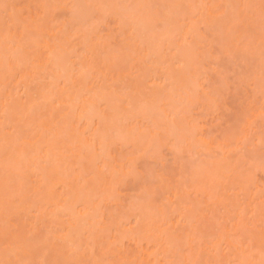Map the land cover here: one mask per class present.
Returning a JSON list of instances; mask_svg holds the SVG:
<instances>
[{
  "label": "bare ground",
  "instance_id": "6f19581e",
  "mask_svg": "<svg viewBox=\"0 0 264 264\" xmlns=\"http://www.w3.org/2000/svg\"><path fill=\"white\" fill-rule=\"evenodd\" d=\"M1 1V0H0ZM4 1V0H3ZM7 1H9V2H7ZM14 0H12L11 2H13ZM21 1H23V0H21ZM25 1V0H24ZM32 1V0H31ZM36 1H39L40 3H41V1L43 2L41 5H42V7H41V5H39L38 4V2H37V4L38 5H36L37 7H38V9L37 8H35V9H37V10H35V12L37 11V14H40V13H38V12H41L42 10H44V9H46V7L44 8L43 7V5L45 4V5H48L47 6V12H48V10H49V7L50 6H52V7H54L57 11H58V9H57V6L59 7V10L62 8V6H64L66 3H67V1L65 2V0H64V2H65V4H63V0L61 1V0H36ZM72 1V0H71ZM69 1L68 0V3L67 4H70V3H72L71 5H70V7H69V10L68 9H65L64 7L61 9L62 11H64V12H69L70 11V14L69 13H66V15H65V17H67V15H68V17L70 16V15H74V14H76V16L75 17H73V18H75L74 20H72L73 18H71V16H70V19L72 20V21H74L75 22V20L78 22V20L79 19H77L78 17H77V13H79V11L78 10H76V12H75V10L74 9H80L81 7H79V6H81V2H82V8H83V12L82 11H80V12H82L80 15H82V17L84 18L86 15H87V17H89L90 18V16H92V19L90 18V19H88L90 22V24H93V23H91V22H94V21H97V20H95L96 19V15H97V13H96V15L94 14V10H92L91 9V11H90V13H91V15H88L89 13V11H88V6H90V4L92 3V0H91V2L90 3H87L88 4V6H87V10H86V13H88V14H84V4H85V2L84 1H82V0H79L80 2H76L77 0H74V1ZM89 1V0H88ZM110 1V0H109ZM120 1H122V0H120ZM124 1H128V0H124ZM138 1V2H137ZM136 2L137 3H139V6H141L140 5V3H142V1L143 2H145V3H143V5H144V7L147 9V6L150 4H148V1H150L151 3L152 2H154V0H142V1H139V0H137ZM147 1V2H146ZM158 1V2H157ZM163 2L164 1H167V3L170 1H168V0H162ZM162 1H161V3L159 4V0H155V4L156 3H158L157 4V6H161V8H162V6H164V4L162 3ZM174 1H175V3H177L178 2V0H172V2H169L170 4H169V6H168V10L169 11H164L165 9L167 10V3L165 4V6L164 7H166V8H162L163 9V13H165V14H162V15H160V16H164V17H168V18H172V19H175V18H177V17H179V15H180V13H178V12H181L182 14H184L183 12H184V10L186 9V4L189 2H191L190 0L188 1V0H186V3L185 4H182V3H180V0H179V4H182V5H184L183 7L185 8L184 10L183 9H181V10H183V12L182 11H178V10H180V8H182L180 5V8H179V6H178V8L179 9H177V6L174 4ZM182 1V0H181ZM188 1V2H187ZM194 1H196V0H194ZM197 1H199V0H197ZM240 1H243V0H240ZM245 1V0H244ZM248 0H246V2H247ZM252 1V0H251ZM257 1V0H256ZM255 0L254 1H252V2H256ZM4 2H6L5 4H7V3H10V0H5ZM4 2H3V4H4ZM70 2V3H69ZM75 4H74V3ZM84 2V3H83ZM87 2V1H86ZM113 2L114 1H112V4H113ZM119 2V1H118ZM130 2V1H129ZM215 2H216V0H215ZM214 2V0L211 2V0H200L199 1V3L197 2H195V4L194 5H198V11L197 12H199V15L197 16V14H196V16L198 17H196V16H194L195 18H197V20H193L195 23L197 22V23H200V25L202 26H204V29H205V32L206 31H211V32H213L214 30H216L217 28L216 27H218V26H222L223 24H226V22L228 21V20H220V19H223L222 17L224 16V12L226 11H223V8H226V9H228V7L230 8V9H228V11H229V16H230V13H231V16H232V13H235L234 14V16H235V18H237L238 19V17H236L237 15L236 14H240V12H242V10H243V4H242V2H241V5H240V3H238L239 1H237L236 2V0H235V3H238V4H234L232 1V4H234V6H232V8H234L235 7V5H237L236 7H238V5H240L241 6V8H240V6L238 7V9H239V13L237 12L238 11V9H237V13L236 12H232L231 11V5L232 4H229V0L227 1V0H217V4ZM228 2V3H227ZM252 2H247L248 4V6L249 5H253V3ZM258 2H260V1H257V3H256V6L258 5ZM17 3H19V2H17ZM27 3V2H26ZM80 3V5L78 6V4ZM93 3H95V2H93ZM92 3V4H93ZM115 3H117V1L115 2ZM122 3V2H121ZM133 3V2H132ZM184 3V2H183ZM193 3L194 2H192V4L190 3L189 5H188V7H191V5L194 7V5H193ZM213 3H215V5H213ZM245 3V2H244ZM251 3V4H250ZM31 4V3H30ZM56 4H57V6H56ZM125 4H127L126 2H125ZM120 5V6H126V5ZM135 4V3H134ZM148 4V5H147ZM155 4H153V5H155ZM163 4V5H162ZM171 4H173V6L176 8V10L178 11H176V14H177V16L174 14V16H176L175 18H174V16L172 15V12L170 11L171 9L170 8H174L173 6H171ZM178 4V3H177ZM227 4H229V6H227ZM260 4V3H259ZM263 4H264V2H263ZM11 5V4H10ZM28 5V4H27ZM44 5V6H45ZM54 5V6H53ZM72 5H74L73 7H72ZM94 5L95 4H93V5H91L92 7H94ZM104 5V4H103ZM115 5H118L119 6V4L117 3V4H115ZM115 5H111V7H112V9H111V7L110 6H107V8L105 9L106 11L109 9V11L110 10H112V11H107V12H109V13H107V14H114V16H116V14H117V16H116V18H118V19H116L115 17L113 18L112 17V20L115 22V23H117L116 24V26H117V29L119 28V27H122V29H123V34L125 35V36H123V37H126L125 39L126 40H128V47L127 48H131V46H134L135 48H136V51H130V53H127V51L125 50V55H127V54H130L131 56H130V59H132V56H133V61L131 60V61H129L130 59H129V57H127V56H129V55H127V56H125L124 55V57H126V58H128V59H125V58H121L122 60L121 61H125V62H123V65H125V68H124V66L123 65H121V64H116V67L118 68L119 66H121V67H119V68H122V66H123V68L121 69V70H119V68L116 70V71H114L115 69H116V67L114 66V70H113V64L115 65V63H117L119 60H120V58L118 59V57H122V55L124 54L123 52H124V50L123 49H125V46H124V44H121V43H125L124 42V39H123V41L121 42L120 40H119V42H121L120 44V46H121V49L123 50V52L121 53V51H120V55H116L117 53H115L116 52V50H113L112 48V51L111 52H113V53H115V56H118L117 58H115V59H118V61H116V60H114V57H113V53L112 54H105L104 56L102 55V54H100V55H102L103 57H101V58H99L98 59V54L101 52V51H103L104 53L106 52V50L107 51H109L108 49H104V50H102V48H101V44H100V42L103 40H99L101 37H98L97 35H95V31H94V26L96 27L97 25H94V26H92L91 28H87V26L89 25V26H91L89 23L88 24H86V22H88V20L86 19V17H85V19L87 20H85L84 21V19H80L81 20V22H78V23H76V24H78L77 25V27H78V29H74V28H76V27H71L73 30H75V31H77V30H80V28L83 26V28H85L86 29V32H87V37H86V39H90L91 38V36H93V35H95V36H97L98 37V39H96L97 41H95V40H93V39H95V38H93L92 40L93 41H95V43H93V41L92 40H89V41H85L80 35H81V33L80 32H78V33H80L79 34V36L80 37H78V38H76L77 39V41L79 42V43H81L80 44V46H82V48L79 50V49H77L76 48V46L74 45L75 43L73 42L74 40H72V43H71V40L68 42V37H67V31L66 30H68V29H66V30H63V29H65L66 27L63 25V21H66L67 22V19H68V17H67V19L66 20H63V19H65V18H63V19H61V20H63V21H60V23H62V26H61V29H58L59 31L61 30H63L62 32L60 31V33H61V35H60V37H67V38H64V39H62L61 38V40H60V37H59V35L57 34L59 31L57 30V33H53V32H51V31H48V30H50V29H47L46 30V33L43 35V34H40V35H42V38H41V36L39 35V36H37V38L38 39H40L38 42H37V44L34 42H32V41H29L30 39H26L25 41H27V45H28V47L30 48L31 47V49H33V48H36L35 49V51L33 52V53H30V51H29V49H28V47L26 48V49H24V46H22V44H20V41H17L18 40V38H17V40H16V38H14V37H12L11 36V32H15V34H16V36H17V34H18V32L20 33V31H21V28H22V26H18V28L19 27H21V28H19L18 29V31H16L17 30V27L13 30H10L11 28H9L8 30L6 29V31H9L10 32V34H7L6 36H8V35H10L11 37H9V39H8V37L6 38L5 37V35H4V38H3V41H4V43H5V41L6 42H8V44L7 43H5V46H4V44H2L1 45V43H0V49H2L1 51H0V54L2 53V55H1V57H2V61H0V65H1V62H3V59L4 60H6L7 58H9V60L11 59V61L13 60H16L17 59V57H18V59H17V61H14L15 63H16V65L15 66H13V62H10L9 64H12V66L11 65H9L8 64V62H7V64H5V62L6 61H4L3 62V64L1 65V68L0 69H5L6 70V72H9V73H4L6 76H5V80H7V83L9 82V84L8 85H10V86H8V85H3L2 83H1V85H3V86H1L0 85V88L2 87V88H4V89H0V91L1 90H3L4 92H5V90H7V92H1V94L0 95H2V96H0V119H1V117H2V119H3V117L4 116H6V113H8L9 114V116H10V112L12 113L13 111H14V113H15V110H16V113L17 112H19V113H17V114H13V117H14V119H11V120H13V121H16V122H18L19 120L21 121L22 119H26V118H29V117H27L29 114H31V111H32V109H33V111H34V109H35V111L34 112H32V114H31V117H34L35 115H36V113L35 112H37V111H40V110H42L41 108L43 107V110L45 111V115L49 112V111H51L50 110V108H52L53 110H55L56 111V114L57 113H59V115H61V117H62V115L63 114H69V115H67V117L69 116L70 117V119H72L73 120V122H72V125L73 124H76L77 123V128L80 130L81 129V131H79L78 129H76V125H74V127L72 126L71 127V125H67V126H70V131H69V129L67 128V126H66V128L68 129V131H65L64 129L65 128H63L62 126L63 125H65V123L64 122H68L69 121V124H70V122L72 121H70L66 116H64L63 115V117H66L64 120H62V118L59 116V115H57L56 116V118H54V117H52L54 120H58L59 118L61 119L60 120V122L61 121H63L62 123H63V125L61 124V126L59 125V120H58V122H57V124L58 125H56V124H54V122H51V121H54L53 119L52 120H50V122L48 121V118L49 119H51V117H50V115H52V114H50L49 115V117H45L44 118V116H43V118L45 119H43L42 117L40 118V119H38L37 120V122H36V124L37 125H35L36 127H32V128H34L37 132L40 130L41 131V133H43V136L46 138V137H48V136H51L52 137V139H54L55 141H54V143H52L51 144V140L49 139V137L48 138H46L47 139V141H46V139L45 138H42V136H40V135H38L39 134V132H38V134L36 133V131H34L36 134H34V135H36V136H33L35 139H37V138H41V139H43L42 140V142H41V139L39 140L40 142L39 143H43V141H44V145L43 146H45V148L43 147V146H41V145H39L38 144V141H36L33 137H32V135L33 134H31V138H30V141H32L33 140V142H34V140H35V143H31V142H26V139L24 140V142H22L21 140H20V142L18 141V140H16V139H18V138H15L14 137V135H9V137L11 136V139L9 140V138H8V141H6L7 142V144L9 143V144H11V141H13V137L15 138L14 139V141L12 142V144L9 146V144L7 145L6 143H5V139L7 140V138H5V136L6 137H8V135L7 134H11V133H13L14 131H17V130H13V129H15V126L13 127L12 126V123H13V125H14V123L15 122H12V123H10L11 125H9V120H8V122H5V121H7V119H10V118H7L6 119V117H4L6 120H4L3 119V123H4V126H6V128H7V130L10 128L13 132H11V130H10V132H7V130H6V133L4 132V134H6V135H3L1 132V136H2V138L0 137V142L2 143V140H3V142H4V144H3V146L4 145H7L8 147H11L12 145H15L16 143H17V146L18 147H16V146H14V148H13V146H12V148H10L11 150H10V154H7V152H9V148L8 147H5L4 146V150L6 149L7 151H6V153H5V155H3V147L1 148L2 149V151H0V153L2 152V155H0V161H2V158L1 157H3V156H6V154H7V156H9V157H11L12 155H14L13 157H11L12 158V160H13V164L15 165V163H18V164H16L15 166H18L17 167V169H19V167H20V164H21V167H23L24 169H26L27 171H28V173L30 172V174L32 175H28V174H21V175H23V176H28V177H33L32 179H34L35 178V175H37L36 176V178H38V183L41 185V187H42V185H43V189H44V191H43V195L41 194V195H39L40 193H41V191H38L37 190V186H39V184H37L36 185V183H35V179H34V185H35V187H37V188H34L33 186H32V182H33V180H30L31 182H29L30 184H31V186L33 187V189H35V191L37 190L38 191V193H37V191L36 192H34V194L35 193H37L38 194V197H42V205L45 203V205H46V207H48V210L46 211V207H45V211L46 212H43L44 211V208H43V206H45V205H43L42 206V208L39 206H36V209H35V203H37V205L39 204L40 205V203L39 202H33V201H35L34 200V198H33V201H32V203H34L35 205L33 206V205H31V207L32 208H28L29 206H28V204H32L31 202H28V199H27V202L26 201H23L25 198L23 197L21 200H22V202H20L19 201V203L18 204H16V205H19L20 206V204H24V202L25 203H28V204H26L25 206H26V209H24V210H26L25 212H27V214L29 215V211L31 210H33V211H35V210H37V207L40 209L41 208V210L43 209V211H42V213H40V211L41 210H39V212H36V213H34V215L36 216V218H34L35 216L34 215H32L33 214V211H32V213H30V215H32V218L33 219H37V216L39 215L38 213H40V221H39V226H40V222L42 221L43 222V220H44V222H46L47 224H49L48 225V227H49V230H45L46 232L47 231H50V232H47V235H45V236H48L51 232H53V230H55L53 233H52V235H49L48 237L50 238L51 236V238H53V240L51 239V240H49L52 244H57L56 246H57V249H58V247H61V245H58V243H62L63 244V246H65V248L67 247V250L65 249V248H63V246L61 247V248H63V250L64 251H62L61 250V248L60 249H58V250H60V251H62V253L64 252V254L65 253H67V251H68V258L67 259H69V261L70 260H72L71 262L73 263V261L74 262H78V261H80V263L82 262V263H84L83 261H81L82 260V258H84V255H86L87 256V258L85 257L84 259L88 262V259L89 260H92L93 262H97V260L99 261V259H103V257H104V259L106 260L107 258H112L113 259V261H111L110 259V261H111V264H114L115 262V260H116V257H115V255L116 256H119V254H121V252H123L122 250H121V245L123 246V243H124V241L125 242H130V241H132L133 242V244L135 245L134 247H136V245H137V248L138 247H140V244H142V239H143V237H142V235H141V233L143 234L146 230L149 232V230L148 229H150L151 230V228L152 227H154V224L156 225V224H159V223H161V222H159V218L161 217V215L163 214L162 213V211H169V208L173 205L172 203H173V197H172V194L175 192H171L172 191V189H176L175 187L173 188V185H172V187H171V185H170V188H168L169 190L171 189V191H168L167 190V184H164V185H162L163 187L162 188H160V186H158V188L159 189H161L160 191H158L157 190V192H161V191H163V189H164V192H165V190L167 191L165 194L167 195V194H169V196L171 195V197H172V203L171 202H169V203H171V204H169L168 202H167V200L168 201H171L170 200V198L168 197L167 198V200H166V202L169 204V206H167L168 208H166V205L167 204H165V203H163V207L165 208H162L161 209V207H159V206H157V208H155V210H154V204L153 205H151L150 206V203H151V201L152 202H155V201H157V199H156V197L154 196V193L155 194H157V192H154L153 194H152V197H155V199L154 198H152V200H151V198H149L150 200V202L148 201V200H146V202H147V204L149 205H147L146 204V202H144L145 203V205H143V204H139V203H143V201H145V200H143L142 201V199H146V197L143 195V197H142V195L141 196H139V198L141 197L142 199L141 200H139V198H138V200H139V202L138 203H136V204H138L139 206H141L142 205V207H141V209L139 208V210L141 211V212H143V213H141V215H143L144 214V211L146 212V211H148L147 210V208L149 207H153V215H151V217L150 218H148V217H146V215H143L142 216V218H141V215L137 212V214L140 216V223H142V222H145L146 223V221H142L141 222V220H149V219H151L152 220V218H153V221L154 222H151L150 221V224L151 225H153V226H151V228L150 227H146V228H144L146 225L143 223L142 224V230H143V228H144V230L145 231H139L138 229H140V227H141V224L139 223V224H137L136 222H134V224H137V226L136 227H138V225H139V228L137 229V232H136V230L134 231L133 229H135V225L133 224V222H132V226H130V227H126V226H128L127 225V223H129V222H131V221H128L130 218L133 220H136V216H138V215H136L135 213H136V211H135V213H133V214H135L134 215V217H129V218H126L127 217V215H128V211H127V215H126V217L125 216H123V214H121V217L123 216V218L126 220L127 219V221H123L122 219H121V217L119 218V216L120 215H118L117 216V219L119 218V220H121V221H119V220H115V219H113L112 221H111V219H110V221L108 220V218H109V216H108V218H107V215H109V214H111V216H112V212L111 213H109L108 214V212L110 211V209L112 208L111 207V205L112 206H114L113 205V203H117V201H118V199H120V196L118 195V193H119V191H118V193H115L114 192V189L112 190L111 188L112 187H114L115 189L118 187V183H124V185H125V181L127 180V178H128V180L127 181H129L127 184L129 185V183L133 186V181H138L137 180V178L139 179V177H141L140 175L139 176H137L136 177V175L134 174L135 173V171L133 172V174H132V170H130V168H133V170L135 169L134 168V164H133V162L135 161V159H136V156L135 155H137V154H134L133 152H135L136 150H134V151H132V153L134 154V156H132L133 158H134V160L132 161V159L130 158V157H128V156H126V158H127V160H126V164H123L122 162H123V158H124V154L127 152V150H132V147L134 146L135 147V149H137V146H136V141H137V139H138V143H139V141H140V144H139V146H144V145H146L147 144V141L145 142V144L142 142V139L140 140L139 139V135H141L140 134V131H141V133L142 134H144L141 138H143V137H145V131H147L148 130V128H144V131H143V129H142V127H139V129H138V126H137V130H135V127H131L130 126V128H129V126L128 125H130L129 123H130V118L133 120L134 118L136 119V117L135 116H137L138 114L140 115V117L139 118H141V117H143V120L145 119V118H147V121L149 120V116L150 115H154V117H158L159 119H160V117H161V121H162V119H163V121H164V123L162 124L159 120H157L158 122H156V120L155 121H153V119H150L149 121H151L150 123H151V127H152V130H151V132H150V129L148 130V132H150V133H152V131H153V128L156 126L155 125V122L157 123V127H155L157 130H162L163 128H161L160 129V127H161V124H162V127L164 126V124H165V131H166V134H169V133H171V135H169L171 138H172V140H174V137H173V135H174V129L175 128H180L179 130H181V132H182V129H183V127H182V129H181V126H180V124H182V125H184L183 123H185L186 124V122L184 121L183 122V117H178L179 116V114H178V112L176 113V111H171V110H173V108L172 107H168V109L170 110V112H169V110H167V104H163L162 103V101H164L165 100V102H166V98H165V96L163 95V94H165L166 95V97H167V95H169L168 97H172L173 96V98H174V96H177L176 98H172L171 100H169V101H167V103L169 102V106H170V102H173V103H176V105L178 106V103H180V101H181V103H183V105L185 104V103H187L188 102V96H189V94L191 93V90L189 91L188 90V87L187 88H185L186 86H188L186 83L187 82H189V81H191V83H190V85L192 86H194V90L196 91V92H198V94H200L199 92H201V95L202 94H204L205 96H207V94L204 92V91H202L203 89H202V84L201 83H198L199 82V78H201L200 76H199V73H196V74H198V77L197 76H194V72H193V70L196 72V70H195V68H196V66H197V64L199 63V61H201V63H202V61H203V59L202 60H200L197 56L198 55H196L197 53H199V50L200 49H202V50H205V48L203 49V45L201 44L202 43V40H203V42H204V39H205V37H204V39H202V31H204V30H202L201 31V34H199L201 37H199L198 35H197V33H196V28L197 27H194V26H191V24H188V23H190V22H186L188 25H184L183 26V24H184V21L182 22V25H180V23H181V21H179V19H181V17H179L178 18V20L177 21H179V23L178 22H176V20L174 21V22H176V23H174L173 21V23H171V22H169V23H171L172 24V26H173V24H176L177 26L179 25V30L177 31V34H172V30L174 31V27H175V25L173 26V27H169L168 25H169V23H168V25L166 24L168 21H166V20H162L163 22H165V24L171 29L172 28V30H170L169 28H167V30L169 31H171V32H169L168 33V31H165L166 33H167V35H166V33H164L161 37L160 36H158V38H157V41L156 40H153V41H155L154 43L153 42H151V37H152V35H150L149 33H150V31L151 30H153V29H155L157 26H155L154 28H153V26L155 25V22H154V25L153 26H149V25H151L150 23H152L153 24V20L155 19L156 20V22H161V20L159 19V15L157 14L156 15V13L157 12H155L153 9H155L156 8V10H158L157 9V7H156V5L155 6H153V5H151V6H153L152 8H150V10H153V13H150L151 15H153V19H151V15H150V18H148L147 17V13L145 12V15H146V17H141V15L140 14H142V11H146V10H144V9H142V7H140L141 9V13L139 14V12L136 10L139 6L136 4V6L137 7H135V5L133 6L134 7V11H137V12H134L133 11V9H132V5L130 6L131 7V10H129V8H125L124 7V11H122V13H125V11H126V14H124V15H122V16H120V11L122 10V8H120V7H118L119 9H121V10H119L117 7H116V9H114V7H115ZM145 5H147V6H145ZM252 5H251V7H252ZM261 5V4H260ZM260 5H258V11L260 12L261 11V9L259 8V6ZM12 8L14 7V5H13V3H12ZM26 6V5H25ZM76 6V7H75ZM78 6V7H77ZM101 6V5H100ZM171 6V7H170ZM256 6H255V8H256ZM264 6V5H263ZM40 7V8H39ZM98 7V6H97ZM102 7V6H101ZM155 7V8H154ZM246 8V10L248 11V9H247V6H245ZM253 7H254V5H253ZM252 7V8H253ZM261 7V6H260ZM8 8V9H7ZM7 8H5V10L7 9V11H9L10 10V6L9 7H7ZM42 8H44V9H42ZM68 8V7H67ZM81 8V9H82ZM91 8V7H90ZM136 8V9H135ZM160 7H159V10L161 9ZM192 8V7H191ZM195 8H196V6H195ZM13 9H15V8H13ZM32 9V8H31ZM40 9H41V11H40ZM65 9V10H64ZM94 9H95V7H94ZM99 9V11H100V7L98 8ZM97 9V10H98ZM113 9L114 10H116V11H119L118 13L116 12V11H113ZM161 9V10H162ZM197 9V8H196ZM199 9H200V11H199ZM241 9V10H240ZM249 9H250V6H249ZM260 9V10H259ZM18 10V9H17ZM17 10H15V11H17ZM53 9H51V10H49L50 12H48L47 14L45 13V12H41V16H38L37 14H35V15H31V17L29 16V18L31 19V18H37V17H43V15H44V17H45V15H47V16H50L51 17V13L52 12H56V11H52ZM96 10V9H95ZM96 10V12H98L99 13V11H97ZM127 10H128V12H127ZM148 10H149V8H148ZM149 10V12H151ZM175 10V9H174ZM234 10H235V8H234ZM252 10H255L256 11V9H252ZM12 11V10H11ZM88 11V12H87ZM102 11H104V9L102 10ZM131 11H133V12H131ZM173 11V10H172ZM192 11V10H191ZM245 11V10H244ZM251 11V10H250ZM250 11H248V12H250ZM255 11H251L252 13H249L250 15V17L252 18L251 19V21H253L254 19H253V15H254V17H255V14H256V17L258 16V18H259V16L260 15H262L263 16V13H261L260 12V15H259V12L258 13H255V14H253V12H255ZM263 11H264V8H263ZM13 13L12 14H14V11H12ZM35 12H33V14L35 13ZM60 12V11H59ZM74 12V14H71V13H73ZM105 12V11H104ZM104 12H102V14H103V16H105L104 14H106V13H104ZM162 12V11H161ZM174 12V11H173ZM186 12V11H185ZM196 12V13H197ZM246 12V11H245ZM257 12V11H256ZM17 13V12H16ZM22 13V12H21ZM28 13V12H27ZM43 13H45V14H43ZM101 13V12H100ZM99 13V17L101 16V14ZM136 13H138V14H136ZM158 13H160V12H158ZM167 13L169 14L170 13V17L167 15ZM175 13V12H174ZM189 13V12H188ZM191 13V12H190ZM244 13V12H243ZM11 13H10V15H12ZM18 14V13H17ZM17 14L16 15H14V16H16L17 17ZM20 14V13H19ZM25 14V13H24ZM30 14V13H29ZM94 14V15H93ZM106 14V15H107ZM110 14V16L109 17H111L112 15ZM144 14V13H143ZM187 14V13H186ZM186 14H184V17H186L185 15ZM226 14V13H225ZM242 14V13H241ZM245 14H247V13H244L243 15H239L241 18L245 15ZM258 14V15H257ZM4 15V14H3ZM9 15V16H10ZM21 15V14H20ZM154 15H156L157 17H158V19H156V17L154 18ZM173 17H172V16ZM192 15V14H191ZM248 15V14H247ZM22 16V15H21ZM35 16V17H34ZM94 16V17H93ZM108 16V15H107ZM119 16V17H118ZM144 16V15H143ZM182 16V15H181ZM228 16V15H227ZM226 15H225V17H224V19H226V18H228ZM233 16V17H234ZM261 16V17H262ZM3 17V16H2ZM11 17V16H10ZM16 17H14V18H11V19H13L14 21H15V18ZM20 17V16H19ZM43 17V19H44V21L46 22V20L48 21V17H45L44 18ZM53 17V16H52ZM77 17V18H76ZM79 17H81V16H79ZM97 17H98V15H97ZM164 17H160L161 19L162 18H164ZM188 17H189V19H191V16L190 15H188ZM187 17V18H188ZM193 16H192V18H194ZM239 17V21H240V18ZM245 17L247 18V16L245 15ZM255 17V18H256ZM264 17V16H263ZM18 18V17H17ZM27 18V17H26ZM25 18V19H26ZM29 18H27V19H29ZM102 17H100V19H101ZM147 18V19H146ZM186 18V19H187ZM231 18V17H230ZM244 18V17H243ZM257 18V20H254V22L255 21H260L261 20V18H259L258 19ZM20 19V18H19ZM19 19H16V20H19ZM30 19H29V25L30 26H28L29 27V29H31L30 27H35V25H39L40 23H38V20H41V19H39V18H37V19H34L35 21H33V20H31V22H32V24H31V22H30ZM43 19H42V23H43ZM46 19V20H45ZM93 19H94V21H93ZM103 19H106V16L103 18ZM103 19H101L102 20V22H103ZM110 19V18H109ZM171 19V20H172ZM184 18H183V16H182V19L181 20H183ZM250 19V18H249ZM21 20V19H20ZM23 20V19H22ZM57 20H58V17H57ZM70 20V21H71ZM79 20V21H80ZM115 20H117V22L115 21ZM121 20V21H120ZM150 20H152V22H150ZM188 20V19H187ZM191 20V21H192ZM233 20V19H232ZM235 20V19H234ZM243 20V19H242ZM241 20V22L243 23V22H245L243 25H245V24H247V26H246V28H248L249 27V24L251 25V21L249 22V24L247 23L248 22V20L247 21H245V20H243L242 21ZM262 20H263V18H262ZM261 20V21H262ZM2 21V20H1ZM9 21V20H8ZM8 21L6 22V23H8ZM85 22V23H82V22ZM119 21V22H118ZM188 21H190V20H188ZM219 21H221V22H219ZM237 21V20H236ZM264 21V20H263ZM263 21H262V23H263ZM16 22V21H15ZM33 22H35V23H33ZM49 22V21H48ZM68 22H69V20H68ZM74 22H72V23H74ZM159 22H158V24H159ZM163 22H162V24H163ZM238 22V21H237ZM17 23V22H16ZM37 23V24H36ZM41 23V24H42ZM58 23H59V20H58ZM98 23H100V20H99V22H97V24ZM110 23V22H109ZM108 23V24H109ZM122 23V24H121ZM149 25H148V24ZM197 23L195 24V26L197 25ZM217 23V24H216ZM219 23V24H218ZM228 23V22H227ZM234 23V22H233ZM253 23V22H252ZM257 23H259V22H257ZM262 23H260V25L262 24ZM5 24V23H4ZM40 24V25H41ZM45 24V23H44ZM44 24H42L41 26L44 28V29H46V28H49V26H51V28H55V27H52V25H48V27H47V25H44ZM65 24V23H64ZM69 24V23H68ZM81 24V27L79 26ZM120 24V25H119ZM158 24H156V25H158ZM161 24V23H160ZM162 24L160 25V26H162ZM171 24H170V26H171ZM222 24V25H221ZM232 24V23H231ZM10 25H11V23H10ZM32 25V26H31ZM34 25V26H33ZM71 26H76L75 24H70ZM100 25H101V23H100ZM192 25H194V23L192 24ZM216 25H218V26H215ZM229 25V24H228ZM233 25H235V24H233ZM242 25V24H241ZM254 25H256V23L254 24ZM260 25H258L257 27L259 28V30H258V28H256L258 31H256V32H260V31H264V28H263V24L260 26ZM0 26H1V24H0ZM41 26H39V27H41ZM54 26H57V25H54ZM88 26V27H89ZM115 26V25H114ZM160 26H158L159 27V29H160ZM183 26V27H182ZM197 26H199V24L197 25ZM238 26V25H237ZM252 26V25H251ZM251 26L249 27V29L251 28ZM260 26V27H259ZM25 27V26H24ZM23 27V28H24ZM46 27V28H45ZM59 27V26H58ZM57 27V28H58ZM63 27H65V28H63ZM214 27V28H213ZM231 27V26H230ZM235 27V26H234ZM256 27V26H255ZM0 28H2V27H0ZM37 28V26L35 27V28H33V29H35V32H34V30L32 31L31 30V33L33 34H35V33H37L38 32V30L39 29H41V28H39V29H36ZM43 28H42V30H43ZM60 28V27H59ZM71 28H69V31H71ZM97 28V27H96ZM116 28V27H115ZM114 28V29H115ZM161 28H163V27H161ZM216 28V29H215ZM220 28V27H219ZM222 28V27H221ZM220 28V29H221ZM224 28H225V25H224ZM224 28H222L223 29V31H225L224 30ZM236 28V27H235ZM261 28H262V30H261ZM4 29V30H5ZM90 29H91V33H90ZM121 28H120V30H122ZM159 29H157V30H159ZM195 29V30H194ZM203 29V28H202ZM211 29V30H210ZM212 29H214V30H212ZM231 29V28H230ZM252 29H254V27L252 28ZM3 30V29H2ZM26 30V29H25ZM52 30V29H51ZM72 30V33L70 34L71 36L73 35V32H75V31H73ZM83 30V29H82ZM99 30V29H98ZM120 30H118V32H120ZM161 30V29H160ZM163 30V29H162ZM164 30H166V29H164ZM198 30H199V28H198ZM237 30H238V28H237ZM1 31V30H0ZM44 31V30H43ZM64 31H66V33H65V36H64V34H63V32ZM92 31L94 32V34L92 35ZM216 31H218V30H216ZM243 30L241 29V31L239 30V33L237 34V33H235V35L237 34V37H235V38H237V39H240L239 37H240V34H243V32H242ZM2 32V31H1ZM1 32H0V34H1ZM41 32V31H40ZM85 31H84V33H86ZM116 32H117V30H116ZM115 32V33H116ZM161 32V31H160ZM164 32V31H163ZM175 32V31H174ZM200 32V31H199ZM227 30H226V32H223V33H226V35H228L227 34ZM232 32V31H231ZM230 31H229V33H231ZM238 32V31H237ZM5 34L6 33H8V32H4ZM3 33V34H4ZM21 33H23L22 31H21ZM26 33V31L23 33V34H25ZM43 33V32H42ZM78 33H76V34H78ZM83 33V34H84ZM89 33V34H88ZM97 33V32H96ZM99 33H101V32H99ZM153 33V32H152ZM162 33V32H161ZM170 33H171V35H174L173 37L171 36V37H169L168 36V34L170 35ZM222 33V34H223ZM246 34L248 33V32H245ZM253 33V32H252ZM12 34H14V33H12ZM23 34H20V36L21 35H23ZM75 34V35H76ZM90 34H91V36H90ZM121 34V33H120ZM119 34V35H120ZM122 34V35H123ZM158 34V33H157ZM193 34V39H195V41H196V36H197V39H198V41L197 42H194L195 44H193L191 41V39L192 38H188V36L189 37H191V35ZM233 34L234 33H232V34H229V35H231V36H233ZM257 33H255V36H256V39L259 41V39H260V43H262V44H264V42H262L263 41V35H264V33H258L257 35H256ZM261 34H262V36H261ZM36 35H38V34H36ZM85 35V34H84ZM111 35V34H110ZM113 35V34H112ZM122 35H121V37H122ZM148 36L149 35V37H150V39L147 41L146 39L147 38H145L144 40L143 39H141L143 36ZM154 35V34H153ZM158 35H160V33L158 34ZM196 35V36H195ZM210 35H212V34H210ZM238 35H239V37H238ZM1 36H2V34H1ZM19 36V35H18ZM19 36V37H20ZM23 36H29V34L27 35V33H26V35H23ZM33 36H35V35H31V37H32V40H34L35 38L33 37ZM70 36V37H71ZM90 36V38H88ZM94 36V37H95ZM108 36V35H107ZM155 36V35H154ZM165 36H167V41H163V40H161L162 39V37H165ZM176 36H177V38H176ZM212 36H214V35H212ZM244 36V35H243ZM253 36V35H252ZM255 36H253V37H255ZM257 36H259V37H257ZM40 37V38H39ZM109 37V36H108ZM115 37V36H114ZM117 37V36H116ZM206 37H207V35H206ZM249 37H250V35H249ZM26 38H28V37H26ZM29 38H30V36H29ZM120 38V37H119ZM153 38H156V36L155 37H153ZM152 38V39H153ZM174 38H176L175 40H173ZM241 38H242V36H241ZM251 38V37H250ZM20 39H22V38H20ZM24 39V38H23ZM22 39V40H23ZM82 41H81V40ZM116 39V38H115ZM160 39V40H159ZM187 39H190V42L192 43H190L189 44V40H187ZM219 39V38H218ZM229 39V38H228ZM230 39H231V37H230ZM245 39V38H244ZM252 39V38H251ZM262 39V40H261ZM0 40H2L1 39V37H0ZM7 40H9V41H7ZM207 40V39H206ZM248 39H246V40H244V41H247ZM28 41L32 44V45H30V43H28ZM103 41H105V40H103ZM108 41V40H107ZM110 41V40H109ZM146 41V42H145ZM159 41H161V42H159ZM209 41V40H208ZM216 41V40H215ZM223 41H225V40H223ZM230 41V40H229ZM235 41H236V39H235ZM253 41V40H252ZM254 41H255V39H254ZM96 42H97V44H98V42H99V44H98V46L97 47H99V49L101 48V50L99 51V49L97 50V47L95 48V46L97 45L96 44ZM116 42V41H115ZM118 42V43H119ZM145 42V43H144ZM149 43V47L147 48L146 47V44H148ZM152 43V45H151V43ZM156 42H158V43H160L159 45H160V47H161V45H162V48H164V49H162V51L160 52V50L159 49H156L157 47H155L154 48V46H153V44L155 45V46H158V45H156L155 43ZM3 43V42H2ZM24 43V44H25ZM102 43V42H101ZM126 43V44H127ZM168 43V44H167ZM199 43H200V48H198V46H199ZM226 43V42H225ZM236 43H237V41H236ZM23 44V45H24ZM25 44V45H26ZM69 44H71V47H73L72 48V50H71V48L69 47L70 45ZM95 44V45H94ZM166 44H167V46H166ZM208 44V43H207ZM245 44V43H244ZM253 44H255V43H253ZM257 44H258V42H257ZM262 44H258V45H260V47L261 46H263ZM8 45V47H10V46H12L11 48H7L6 46ZM34 45H35V47H34ZM107 45V44H106ZM105 45V46H106ZM115 45V44H114ZM131 45V46H130ZM164 45V46H163ZM168 45H169V47H168ZM195 46V48H198L197 49V52L196 53H194V51L193 50H195L196 51V49L195 48H193V46ZM222 45V44H221ZM232 45V44H231ZM243 45V44H242ZM246 45V44H245ZM33 46V47H32ZM104 46V45H103ZM117 46V45H116ZM119 46V45H118ZM193 48V50H190V49H192L191 47ZM215 46V45H214ZM2 47V48H1ZM123 47V48H122ZM133 47V48H134ZM166 47V48H165ZM190 47V48H189ZM202 47V48H201ZM256 47V46H255ZM119 49H120V47H118ZM126 48V49H127ZM134 48V49H135ZM159 48V47H158ZM235 48V47H234ZM140 49V50H139ZM161 49V48H160ZM208 48L206 47V50H207ZM227 49H228V47H227ZM28 50V51H27ZM76 50H78V52L76 51ZM131 50V49H130ZM133 50V49H132ZM166 50V52L164 53V51ZM171 50H174L173 52H170ZM191 51V53L190 54H195L196 55V59L197 60H199V61H195V58L193 59L192 58V55H190V54H188L190 51ZM202 50H200V51H202ZM206 50L204 51V56H205V52H206ZM221 50V49H220ZM231 50V49H230ZM233 50V49H232ZM262 50H264L263 48H262ZM262 50H260V52L262 51ZM72 51H74L73 53L75 54V55H73V53H72ZM81 51V52H80ZM169 51V52H168ZM177 51V52H176ZM188 51V53H186ZM217 51V50H216ZM10 52V53H9ZM75 52H77V55H76V53ZM103 52H101V53H103ZM136 53V56L133 54L132 55V53ZM163 52V53H162ZM168 52V53H167ZM230 52V51H229ZM232 52V51H231ZM230 52V53H231ZM8 53V54H7ZM11 53H12V55L14 54V55H16L17 57H15L14 55V57H13V59L11 58ZM106 53H109V52H106ZM172 53V54H171ZM175 53H182L181 55H176ZM183 53H185V55L183 54ZM202 53L203 52H200L199 54L201 55V56H199V57H202ZM208 53V52H207ZM206 53V54H207ZM232 53H235V52H232ZM237 53V52H236ZM253 53V52H252ZM10 54V57L9 56H7V58L5 59V58H3V57H6L5 55H9ZM73 56H72V55ZM122 54V55H121ZM160 54V55H159ZM187 54V55H186ZM209 54H210V52H209ZM226 54V53H225ZM239 54V53H238ZM245 54V53H244ZM258 54V53H257ZM262 53H260V55H261ZM108 55L109 56H111V58H108ZM175 55L177 56V58L175 57ZM230 55V54H229ZM233 55V54H232ZM242 55V54H241ZM255 55V54H254ZM259 55V56H260ZM157 56V57H156ZM161 56V57H160ZM203 56V57H204ZM239 56V55H238ZM106 57L108 58V59H106ZM210 57H212V55H210ZM209 57V58H210ZM236 57H237V55H236ZM254 57V56H253ZM16 58V59H15ZM74 58V59H73ZM75 58H76V60H75ZM244 58V57H243ZM246 58H248V57H246ZM255 58H258V57H256V55H255ZM125 59V60H124ZM264 59V58H263ZM262 59V60H263ZM79 60V61H78ZM98 60H99V62H101L102 61V66H101V64H98L99 62H98ZM104 60V61H103ZM108 60H110L111 62H109ZM113 60H114V62H113ZM126 60H127V62H126ZM206 60V59H205ZM244 61L246 60V59H243ZM242 60V61H243ZM260 60V59H259ZM97 61V62H96ZM105 61H108V63L107 64H109V63H111V65H105ZM210 61V60H209ZM218 61V60H217ZM243 61V62H244ZM247 61H249V60H247ZM75 62H77V64L75 63ZM105 62V63H104ZM219 62V61H218ZM18 63V64H17ZM125 63V64H124ZM126 63H127V65H128V67L126 66ZM204 63V62H203ZM208 63V62H207ZM206 63V64H207ZM222 63V62H221ZM253 63V62H252ZM264 63V62H263ZM262 63V65H264ZM4 64H5V68H4ZM99 66H98V65ZM147 64H149V65H147ZM238 64V63H237ZM258 64V63H257ZM7 65V66H6ZM76 65V66H75ZM118 65V66H117ZM130 65H132V66H130ZM211 65V64H210ZM217 65V64H216ZM220 65V64H219ZM218 65V66H219ZM222 65V64H221ZM220 65V66H221ZM251 65H253V64H251ZM256 65V64H255ZM75 66V67H74ZM111 66H112V69H111ZM131 68H130V67ZM144 66H146V70H148V68H149V70H148V72H149V75L148 74H145V73H148V72H144V70H145V68H144ZM172 66H177L176 68H174L173 70H171V67ZM201 66H203V64H201ZM200 66V64H198V67L200 68L201 67ZM205 66V65H204ZM208 66V65H207ZM217 66V67H218ZM260 66V65H259ZM8 67H9V69H8ZM16 68V70L17 71H15L13 68ZM127 67V68H126ZM197 67V68H198ZM228 67H229V65H228ZM258 66L256 65V68H257ZM73 68H74V70L76 71V68H77V73L75 72H72V71H74L73 70ZM132 68H134V69H137L138 71L140 70V71H142V73H140V71L138 72L137 70H132ZM144 68V69H143ZM196 68V69H197ZM202 68H205V67H201L200 69H201V72H202ZM208 68V67H207ZM249 68V67H248ZM263 68V67H262ZM14 71H13V70ZM19 69V70H18ZM21 69V70H20ZM125 69H127V71L128 72H126L125 71ZM206 69V68H205ZM14 72V76H15V74H17V76H19V77H13V78H10L12 75L11 74H13V72ZM122 70H124L123 71V73H125V74H123V75H121L122 73H120L119 72V74H118V71H121L122 72ZM130 70H132L135 74H137V73H139V75L140 74H143V72H144V75L146 76V78H150L151 80L153 79V78H155V79H153V80H155L154 82H153V84L154 85H151V82H149V83H145L144 81H146V79H144L145 78V76L142 78V76H141V78H139V75L137 76L138 78L136 79V81H138L139 82V80H141L142 82H144V84H143V86H150L149 88L151 89L150 91L148 90V88L146 89L149 93L150 92H153V90H154V92H153V98H152V93L151 94H149V93H147V92H143V93H147V94H149L150 96H148L147 94H145L144 96H148L146 99H147V101L150 103V104H148L146 101H145V99H143L142 101L141 100H135V96L137 97V94H138V97L137 98H139V99H142V98H144V97H142L141 95V98H140V96H139V93H138V89H136L134 86H136V85H130L128 82L129 81H127V80H125V78H128V80H130V82L132 81V83L131 84H134L133 83V80H134V82H135V79H133V78H135L136 76H135V74H131V73H133L132 71L130 72ZM214 70V69H213ZM213 70L211 69V71L213 72ZM216 70V69H215ZM247 70H249V69H247ZM247 70H245V71H247ZM252 70V69H251ZM262 70H264V69H262ZM260 68H259V70H258V72H257V70H254V71H256L257 73H258V76H259V72L260 71H262ZM0 71H2V73H3V70H0ZM20 71V73H17V72H19ZM137 71V72H136ZM159 71V72H158ZM205 71V70H204ZM203 71V72H204ZM225 71V70H224ZM234 71V70H233ZM5 72V71H4ZM11 72V73H10ZM162 74H161V73ZM203 72H202V74H203ZM210 72V71H209ZM1 73V72H0ZM113 73V74H112ZM208 73V72H207ZM222 73H224V72H222ZM241 73V72H240ZM252 73H255V72H252ZM251 73V74H252ZM8 74L10 75L9 77H8ZM115 74V75H114ZM128 74H129V76H128ZM153 75V77H152V75ZM213 73H211V75H212ZM256 74V73H255ZM255 74H252L253 76L255 75ZM0 75H2L3 76V74H0ZM130 75H134L133 77H131ZM155 75V76H154ZM159 76V78L157 77V76ZM185 76V75H187L186 77L188 78V81L187 80H184V81H186V83H185V87H183V86H180L179 84H178V86L176 85V83H175V86H177L178 88H179V86H180V91H182V94H183V90H184V92L186 93H189L188 95H187V93H186V95H187V97L186 98H183L184 96L183 95H181L180 94V96L178 95L179 93H178V88L177 87H175L174 86V82L175 81H179L178 79H179V77L181 78L182 76ZM205 75V74H204ZM209 74H207V76H208ZM214 75V74H213ZM257 75V74H256ZM109 76H110V79H108L109 78ZM126 76V77H125ZM163 77V78H161L160 79V77ZM183 76V77H184ZM189 76V77H188ZM257 76V77H258ZM8 77V78H7ZM157 77V78H156ZM204 77V76H203ZM206 77V76H205ZM204 77V78H205ZM256 77V78H257ZM260 77V76H259ZM258 77V78H259ZM263 76L261 75V77L260 78H262ZM10 78V80L8 81V79ZM15 78V79H14ZM17 78V79H16ZM19 78V79H18ZM123 78V79H122ZM191 78V79H190ZM192 78H195V79H192ZM196 78H198L197 80H198V82H197V80H196ZM258 78L257 79H255V76H254V78H253V80L255 79V80H258ZM259 78V79H260ZM1 80H3L2 78H0ZM94 79V80H93ZM131 79H133V80H131ZM139 79V80H138ZM163 79V80H162ZM167 79H169V80H167ZM170 79H173V80H170ZM176 79V80H175ZM182 79V78H181ZM180 79V80H181ZM183 79H185V78H183ZM182 79V80H183ZM217 79V78H216ZM242 79V78H241ZM252 79V78H251ZM15 80H17V82H15ZM107 80V81H106ZM108 80L110 81V82H108ZM157 80H159V81H157ZM164 80H166L165 82H164ZM261 80H264V78L263 79H261ZM12 81H14V82H12ZM91 81H93V84L91 83ZM97 81H99V83H97ZM122 81H124L123 82V84L125 83V81H127V84L130 86L129 88L131 89V87H132V91H131V93H129L130 95L133 93L135 96H134V99H131V100H133V101H129L130 103H128V102H123V104H122V102H119V101H121V100H124L125 98H123L121 95H122V93H121V95H120V92H119V97H117V95L115 96L113 93H114V91L116 90L115 89V86L114 85H116L118 82H122ZM172 81V82H171ZM209 81H211V80H209ZM260 81V80H259ZM259 81H257V83L259 82ZM1 82H4V81H1ZM11 82V83H10ZM107 82V83H106ZM116 83V84H114V83ZM138 82H136V84H139L138 85V87L140 86V83H138ZM157 82H159V83H167L168 85H160L159 86V84H157ZM168 82H170V84L168 83ZM234 82H236V81H234ZM239 82V81H238ZM5 83V82H4ZM20 85H19V84ZM95 83H97L96 85H95ZM104 83V84H103ZM106 83V84H105ZM172 83H173V85H172ZM179 83V82H178ZM180 83H183V81H180ZM243 83V82H242ZM257 83L255 84L256 86H257ZM260 83V82H259ZM263 83V82H262ZM262 83H261V85H262ZM12 84H14V85H17V86H15V88H13V86L14 85H12ZM22 84V85H21ZM103 84V85H102ZM109 84H111V85H113V86H111L110 85V87H114L113 89H111V88H109L108 89V85ZM121 84V86L123 85L122 83H120ZM119 84V85H120ZM126 84V85H127ZM184 84V83H183ZM189 84V83H188ZM206 84V83H205ZM209 84V83H208ZM213 84V83H212ZM36 85L38 86V89H36ZM241 85V84H240ZM252 85V84H251ZM263 85H264V83H263ZM6 86H8V87H6ZM21 86H22V88H21ZM33 86V87H32ZM107 86V87H106ZM120 86V87H121ZM124 86V85H123ZM141 86H142V84H141ZM142 86V90L144 91L145 89H144V87ZM152 86H154L155 88L152 90ZM190 86V87H191ZM205 86V85H204ZM214 86V85H213ZM258 86H260V85H258ZM257 86V87H258ZM35 87V88H34ZM40 87H42V88H40ZM126 87V86H125ZM135 89H134V88ZM137 87V86H136ZM162 87H168V88H166L167 89V91H165L166 89L165 88H162ZM170 87V88H169ZM173 87V91H175V92H173L172 90H171V88ZM238 87V86H237ZM243 87V86H242ZM256 87V88H257ZM263 87V86H262ZM262 87L260 86L259 87V90H257V91H261V90H263L264 91V89H262ZM7 88V89H6ZM15 89L16 91H17V89H18V91L19 90H23L24 91V89H28V88H31L32 89V91H30L29 89H28V92H34V91H36V90H38V91H36L35 93H37V95L35 96V93H32V94H34V96L36 97V98H38V96H39V98L38 99H36L35 97H34V100L32 99V97L31 96H29V94H28V92L26 93V95L28 94V96L29 97H26L27 99L26 100H28L29 98H31L30 100H31V102H30V105H27L28 103H26V106L24 105V106H22L23 107V109H25V107H26V109L25 110H27V113L30 111V113H28V115H26V112L25 111H23L22 113H25L24 115L26 116V118H25V116H22V113L20 112V110L22 109V108H15V106L16 105H13V101H11V100H13L14 98H19V96H17L18 94H17V92L15 91L14 92V90H11V89ZM34 88V89H33ZM141 88V87H140ZM184 88V89H183ZM239 88V87H238ZM250 88V87H249ZM252 88V87H251ZM255 88V89H256ZM264 88V87H263ZM9 89L11 90L10 91V93H9ZM27 89L24 91V92H26L27 91ZM42 91H40V90ZM108 89V90H107ZM240 89V88H239ZM261 89V90H260ZM121 90V89H120ZM142 90H140L139 92L143 95V93H142ZM145 90V91H146ZM208 90V89H207ZM219 90V89H218ZM221 90V89H220ZM223 90H224V88H223ZM134 91L136 92V93H134ZM179 91V92H180ZM195 91H194V94H195ZM210 91V90H209ZM226 91V90H225ZM243 91V90H242ZM263 91H261V92H263ZM12 92L13 93H16V94H14V96H13V94H12ZM22 93V94H25V93ZM40 94H39V93ZM112 92V93H111ZM164 92V93H163ZM168 92H170L169 94H167ZM206 92H208V91H206ZM261 92H259V93H261ZM3 93V94H2ZM117 92L115 91V94H116ZM161 93H163V94H161ZM185 93H184V95H185ZM215 92H213L212 91V94H214ZM218 93V92H217ZM256 93H258V92H256ZM4 94H5V96H4ZM10 94V95H9ZM193 94V93H192ZM192 94H191V96L190 97H192ZM193 94V95H194ZM211 94V95H212ZM127 95V94H126ZM126 95H123V96H125L126 97ZM171 95V96H170ZM203 95V97H205ZM259 95V94H258ZM263 96L264 95V92L263 93H261L260 94V96ZM15 96H17V97H15ZM33 96V95H32ZM115 96V97H114ZM128 96V95H127ZM194 96H197V93L194 95ZM194 96H193V98H191L192 100L191 101H193L194 102ZM214 96V95H213ZM242 96V95H241ZM247 96V95H246ZM248 96H250L249 94H248ZM261 96V97H262ZM9 97V98H8ZM121 97V98H120ZM130 97H132V96H130ZM150 97V98H149ZM167 97V98H168ZM182 97L183 99H187V100H185L184 102H182L183 101V99H181L180 100V98ZM199 97H201L200 95H199ZM216 97H217V95H216ZM227 97V96H226ZM252 97V96H251ZM264 97V96H263ZM13 98V99H12ZM23 98V97H22ZM120 100H119V99ZM133 98V97H132ZM163 100H162V99ZM208 98V99H207ZM209 98H210V96H207V97H205L204 99L206 100H209ZM212 98V97H211ZM218 98L219 97H217V101H219L218 100ZM237 98V97H236ZM254 98V97H253ZM21 98H19V100H20ZM36 99V100H35ZM41 100V106L42 107H40V104H36L35 102L36 101H40ZM115 99H116V101L118 100V103H115ZM127 99H129V96L128 97H126V101H128ZM148 99H150V100H152V101H150V100H148ZM169 99V98H168ZM176 99V100H175ZM213 99V98H212ZM211 99V100H212ZM238 99V98H237ZM262 99V102H261V104L263 103V100H264V98H261ZM24 100V98L23 99H21L19 102H22ZM34 102H33V101ZM173 100V101H172ZM198 100V99H197ZM214 100H215V98L213 99V101H207L208 103H211L212 102V104H213V106L215 105V103L217 102L216 100V102H214ZM242 100H243V98H242ZM247 100V99H246ZM15 102L17 101L16 99L14 100ZM25 101V100H24ZM114 101V102H113ZM134 101H136L137 102V104H138V102L140 103V107H141V110H136V109H134L135 111L133 112V114L135 115V116H131V115H129V113L128 114H124L125 112H122V114H123V116L121 115V117L118 115L119 113H118V111H117V108H118V106H122V107H119L120 108V110H119V112L120 111H128V109L129 110H131L130 108H132V107H134V104L133 103H135ZM145 101V102H144ZM175 101V102H174ZM189 101H190V99H189ZM223 101V100H222ZM249 101V100H248ZM251 101V100H250ZM14 102V103H15ZM18 101H17V103H15V104H18L19 103ZM27 102V101H26ZM103 103V104H107L106 105V107H109L108 105L109 104H111V105H114V103H115V105H114V108H105V109H107L106 111H104L105 113H107V114H105L104 112H103V110H101V109H103V107L105 106H103V104H101V105H99L100 103ZM112 102V103H111ZM142 102H144V105L145 104H148V107H150V109H148V110H150L151 112H149L147 109H146V107L144 108V106H141V103ZM204 102V101H203ZM214 102V103H213ZM220 102V101H219ZM34 103H35V105H36V108H34L35 107V105H34ZM121 103V104H120ZM125 103H128V104H133L132 105V107H130V108H128V106H127V104H125ZM180 103V104H181ZM241 103H243V102H241ZM248 103V102H247ZM252 103V102H251ZM20 105L22 104H24V102H22V103H19ZM18 104V105H19ZM116 104H119L118 106L116 105ZM124 104L126 105L125 107H123L124 106ZM189 104V103H188ZM193 104V103H192ZM195 104V103H194ZM256 104V103H255ZM260 104V105H261ZM110 105V106H111ZM136 105V104H135ZM143 105V104H142ZM182 105V104H181ZM186 105V104H185ZM201 105V104H200ZM200 105H199V107H200ZM206 105V104H205ZM219 105V104H218ZM239 105H241V104H239ZM28 106V107H27ZM34 106V107H33ZM44 106H46L45 108L46 109H44ZM103 106V107H102ZM115 106L117 107L116 109H115ZM139 105H136V107H138ZM147 106V105H146ZM191 105L189 104V107H190ZM250 106V109H249V114H248V112H245L244 113V115L239 119L240 121H237V124L238 123H245L246 122V124L244 125V124H242V125H240V124H236L235 126H236V131H235V133L233 132V134L234 135H236L237 134V136L239 135L238 133H239V131H241L242 129V131H243V133H245L246 135H243V137H239L238 136V138H236L237 136H235V137H232V138H235V140H236V143H238L239 145H243L241 142L243 141V143H244V141L246 140L245 138H248V136L247 135H249V132L250 133H254V131H253V129H255L256 128V130H257V124H258V126L262 129V128H264V105L263 106H261V107H263V108H259V109H257V110H255L253 113H250V111H251V107H252V109H255V108H257V107H260L259 105L256 107L255 105H253V106H251V105H249ZM40 108L39 110H37V108ZM102 107V108H101ZM153 107H154V109H153ZM187 107V106H186ZM195 107V106H194ZM197 107V106H196ZM209 108L208 109H211L210 108V106H208ZM212 107V106H211ZM215 107V106H214ZM213 107V108H214ZM217 107V106H216ZM255 107V108H254ZM28 108V109H27ZM49 108V109H48ZM101 108V109H100ZM118 108V109H119ZM124 108V109H123ZM142 108H144L143 110H145V115L148 113V115H146V117H145V115L143 114L144 113V111H142ZM185 108V107H184ZM206 108H207V106H206ZM248 108V107H247ZM22 109V110H23ZM113 109H115L116 111H113ZM127 109V110H126ZM152 109H153V113H152ZM157 110V113L156 114H154L155 112H156V110ZM191 109V108H190ZM17 110H19V111H17ZM21 110V111H22ZM37 110V111H36ZM48 110V111H47ZM52 110V111H53ZM108 110H111V112H110V114H108ZM213 110V109H212ZM9 111V112H8ZM43 111V112H44ZM112 111H113V114L115 113V116L114 117H116V114L118 115V117L120 118V120L122 121H120V120H117L118 118L116 117V118H112ZM136 111H140V113H137ZM176 113L175 114V116H177L178 118H181L182 119V123H181V121L179 122V120H177L178 118L177 117H175V120L173 121L172 120V118H174V115L173 114H171L173 117H170V114L168 113ZM185 111V110H184ZM215 111V110H214ZM6 112V113H5ZM42 112V113H43ZM47 112V113H46ZM130 112V114H132L131 112L132 111H129ZM143 112V113H142ZM217 112V111H216ZM243 112H244V110H243ZM3 113H5V115L3 114ZM35 113V115L33 116V114ZM38 113V112H37ZM42 113H41V115H42ZM50 113V112H49ZM48 113V114H49ZM213 113V112H212ZM211 113V114H212ZM242 113V112H241ZM18 114H21V116H19ZM44 114V113H43ZM47 114V115H48ZM120 114H121V112H120ZM214 114V113H213ZM216 114V113H215ZM248 114V115H247ZM251 114V115H250ZM3 115V116H2ZM19 116L20 118H22V117H24V118H22V119H20L19 118V120H18V117L17 116ZM40 115V114H39ZM108 117H107V116ZM111 115V116H110ZM124 115H126L125 116V118H123L124 117ZM127 115H129V116H131V117H129L128 119H126L127 118ZM160 117H159V116ZM190 115V114H189ZM203 115V114H202ZM242 115V114H241ZM246 115V116H245ZM250 115V116H249ZM11 116H12V114H11ZM53 116H55V115H53ZM59 116V117H58ZM110 116V117H109ZM7 117H8V115H7ZM13 117H11V118H13ZM132 117H134V118H132ZM137 117V118H138ZM145 117V118H144ZM236 117V116H235ZM239 117V116H238ZM245 118V117H248V119L244 122V119H242V118ZM251 117V118H250ZM36 118H37V116H36ZM35 118V119H36ZM46 118H47V120H46ZM108 118H109V121H108ZM111 118V119H110ZM177 118V119H176ZM184 118H186V116H184ZM2 119L0 120V125H1V121H2ZM15 119H17V120H15ZM30 119V118H29ZM31 119H33V118H31ZM30 119V120H31ZM66 119H68V121H65ZM134 119V120H135ZM192 119H193V117H192ZM234 120L233 121H235V119L236 118H233ZM11 120H10V122H11ZM28 120V119H27ZM34 120V119H33ZM43 121L44 123L42 124V122L41 121ZM129 122L128 124L126 123V124H124V122H127V121ZM142 120V119H141ZM185 120V119H184ZM241 120H243L242 122H241ZM34 121H36V120H34ZM33 121V122H34ZM47 121V122H46ZM146 121V120H145ZM162 121V122H163ZM177 122V125H178V127H177V125H176V122ZM187 121V120H186ZM190 121V123H191V120H189ZM193 121V120H192ZM31 123H32V121H30ZM38 122L40 123V124H42L41 126L39 125L38 126ZM120 122V123H119ZM175 122V123H174ZM188 122V121H187ZM194 122V121H193ZM192 122V123H193ZM2 123V124H3ZM19 123V122H18ZM31 123H29L31 126H32V124ZM35 123V122H34ZM78 123H79V126H78ZM82 123V124H81ZM122 123V124H121ZM189 123V122H188ZM194 123H196V122H194ZM203 123V122H202ZM17 124V123H16ZM24 124V123H23ZM26 125H27V123H25ZM82 126H81V125ZM93 124H94V128H93ZM132 124H133V122H132ZM134 124H135V122H134ZM139 124V123H138ZM143 124V123H142ZM149 124V123H148ZM197 124V125H196ZM196 124H193V126L195 127V125H196V127L195 128H197V129H195L192 125V127H193V130H192V133H191V135H192V138H190L191 137V135H190V137H189V134H190V131H188L189 129L191 130V128L189 127V128H187L188 130H186V127H185V132H186V134L184 135V136H179V137H181V138H183V137H185L188 133H187V131L189 132V134L187 135L188 136V138H187V140L188 139H192V143L194 144V148L192 147V145H191V143L189 144L190 146H191V148L189 149L188 148V150H196V151H198L199 152V150H197L196 148H199L201 151L203 150L204 152H206V153H204L203 151V153L204 154H206L207 155V157H210L208 160L207 159H203L202 160V162L204 161V160H206V162L207 163H211L213 160V158H218V159H216V161L214 162L215 164L216 163H218V164H216V170H218V169H222V168H220L222 165H223V162L225 163V165H226V162L229 160H231V158H230V155H229V153H234L233 151H236V150H240L239 148H241V147H239V148H237L238 147V144H237V147L235 148L234 146L236 145L235 144V142L232 140V138H231V140L233 141V143L231 142V144L232 145H229V146H227V145H225V143H222V145H220L221 143L220 142H222V140H219L218 142L220 143V144H218V142L217 141H213L212 142V139H210L209 138V141H208V137H207V139L205 138V134L203 135V133H202V124H201V126L199 125L198 126V123H196ZM19 125V124H18ZM53 125H56L57 127L58 126H60V128L58 129L56 126H53ZM91 125H92V128H93V130L91 129V132H90V128H91ZM95 125H96V128H95ZM99 125H101L100 126V129H103L102 131H100L99 129H97L98 127L97 126H99ZM124 125V126H123ZM189 125V124H188ZM243 125L246 127H244V128H242L241 130L238 128V126L239 127H243ZM8 126H12L13 127V129L11 128V127H8ZM23 126H25V125H23ZM22 126V127H23ZM125 126H128L127 128L125 127ZM133 126V125H132ZM143 126V125H142ZM148 126V125H147ZM160 126V127H159ZM187 126V125H186ZM256 126V127H255ZM1 127V126H0ZM27 127V126H26ZM41 129H40V128ZM62 127V128H61ZM81 127V128H80ZM84 127V128H83ZM145 127V126H144ZM201 127V128H200ZM234 127V126H233ZM255 127V128H254ZM28 128H30V126L28 125ZM83 128V129H82ZM112 128V129H111ZM131 128L132 129H134V131L133 130H131ZM200 128V129H199ZM204 128V127H203ZM4 129V128H3ZM2 129V130H3ZM23 129V128H22ZM61 129V130H60ZM112 130V131H110V133L111 134H113V131H114V134L116 135V136H114V134L113 135H111L109 132H107L108 134V136L106 135V134H104V130ZM140 129H142V130H140ZM195 129V130H194ZM5 130V129H4ZM19 130V129H18ZM138 130H140V131H138ZM157 130H155V131H157ZM164 130H162V131H164ZM176 130H178V129H175V131ZM184 130V129H183ZM204 130V129H203ZM260 129L258 128V131L255 133V134H257V135H255V136H257V137H254V134L252 133V135L253 136H251V137H249V138H251V140H257V143H256V141H254V142H252V144L255 146V144H258L259 142L258 141H261V139L262 140H264L263 139V137H261V133L262 132H264V129H262V130H260L261 131V133H259L260 131H259ZM1 131V130H0ZM20 131V130H19ZM26 131V130H25ZM27 131H30V130H27ZM78 131H79V133H78ZM104 131V132H103ZM137 131H138V133H137ZM164 131V132H165ZM237 131H238V133H237ZM33 131H31V133H32ZM75 132H77V133H75ZM100 132V133H99ZM131 132H133L134 134H133V136H135V138H136V140H135V142H134V140H132L131 141V139L130 138H132L133 136H132V133ZM148 132H146V134H147V136L145 137V140H147V139H150V137H149V133ZM158 133H155L156 134V136L154 135V137H156V140L154 139L153 140V137H151L152 139H151V142H152V140L154 141V143H155V145H157L156 146V148L158 147V144H156V142L158 141V139H157V137L159 138V141L161 142H159L158 141V143H160V144H162L163 145V143H164V140H167L165 137H168V136H165L166 134L164 133L163 135H161V133H163V132H161V131H157ZM160 132V133H159ZM173 132V133H172ZM177 133L179 132V131H176ZM180 132V133H181ZM184 132V131H183ZM120 133V134H119ZM136 133L137 134H139V135H136ZM176 133V134H177ZM180 133H178V134H180ZM259 133V134H258ZM15 134H16V136L17 135H22V134H24L23 133V131H22V133L21 132H19V134L17 133V132H15ZM26 134V133H25ZM45 134V135H44ZM104 134V135H103ZM131 134V135H130ZM153 134H154V132H153ZM152 134V135H153ZM175 134V135H176ZM177 134V135H178ZM182 134V133H181ZM240 134H241V132H240ZM118 135V136H117ZM152 135H150V136H152ZM158 135V136H157ZM162 138H164V139H161V137ZM183 135V134H182ZM232 135V134H231ZM234 135H232V136H234ZM242 135H240V136H242ZM251 135V134H250ZM13 136V137H12ZM26 136V135H25ZM28 136H29V134H28ZM40 136V137H39ZM111 136H113L115 139H116V137H117V140L120 142L121 141V143L123 144V145H121V144H119V143H117V141L115 142V139H114V141H113V138L112 139H108V137L109 138H111ZM130 136H132V137H130ZM137 136V137H136ZM209 136V135H208ZM21 138L22 137H24V135L23 136H20ZM120 137H121V139H120ZM148 137V138H147ZM178 136H177V138H179ZM226 137V136H225ZM228 137H229V135H228ZM253 137V138H252ZM3 138H5V139H3ZM21 138H19V139H21ZM25 138V137H24ZM23 138V139H24ZM26 138H28L27 136H26ZM106 138H107V140H106ZM176 138V137H175ZM175 139L174 141H178L179 139ZM180 138V139H181ZM241 140H240V139ZM2 139V140H1ZM48 139L50 140V141H48ZM184 139H186V137L184 138ZM183 139V140H184ZM238 139H239V141H238ZM18 141V142H16V141ZM168 140H169V138H168ZM167 140V141H168ZM183 140H180L179 142H182ZM183 141L184 143L186 142V147L187 146H189V145H187V142L188 141ZM211 140V141H210ZM251 140H248V143H251ZM28 141H29V139H28ZM107 141H108V144H107ZM110 141H113V142H115V144L118 146L116 149H117V152L116 153H118V151H119V153L118 154H116V156L117 157H119V155H120V153H122V155H120V159L122 158V162H120L121 160L120 159H117V157H115V156H113V155H115V154H112V153H115L114 151L116 150V149H114L115 147H114V143H112L111 142V145L109 144L110 143ZM144 141V140H143ZM148 141H150V140H148ZM156 141V142H155ZM162 141H163V143H162ZM227 141H229L228 143H227ZM250 141V142H249ZM16 142V143H15ZM133 142H134V144H133ZM143 144H142V143ZM151 142H148L149 144L151 143ZM169 142V141H168ZM217 142V143H216ZM226 144H230V140L228 139L227 140V138H226ZM240 142V143H239ZM245 142H247V141H245ZM183 143V144H184ZM264 143V142H263ZM35 144V145H34ZM114 144V145H113ZM121 145V146H123V149H124V147H125V153L123 152V149L122 148H119V145ZM127 144H128V146H127ZM142 144V145H141ZM153 144V143H152ZM167 143H165V145H166ZM260 144V143H259ZM261 144H262V142H261ZM19 145H20V147H19ZM108 145H110V146H108ZM112 145H113V149H114V151L113 150H111L112 148H110V150H109V147H112ZM115 145V146H116ZM129 145H130V149H128L129 148ZM168 145V144H167ZM182 145V144H181ZM263 145V144H262ZM32 146H34V147H36V148H44L45 150H44V152H42V151H39L40 149H35V148H33ZM39 146V147H38ZM120 146V147H121ZM126 146H127V149H126ZM132 146V147H131ZM150 146V145H149ZM152 146V145H151ZM154 146V145H153ZM164 146V145H163ZM171 146V145H170ZM189 146V147H190ZM231 146V147H230ZM258 147H259V145H257ZM16 147V148H15ZM29 147H32V149H34V150H37L38 152H41V154L42 155H40V153H38L37 151H32V149L30 150V148ZM146 147H148V146H146ZM146 147H144L143 149H145ZM159 147H161L160 145H159ZM158 147V148H159ZM166 147V146H165ZM228 147H230V150L228 149ZM233 147V148H232ZM243 147H245V145L243 146ZM261 147V146H260ZM26 148H27V150H26ZM41 148V149H42ZM119 148V149H118ZM142 148V147H141ZM140 147H138V149H139V151L138 152H141V149ZM151 148V147H150ZM149 147H148V149H150ZM154 148H155V146H154ZM157 148V149H158ZM176 148V147H175ZM193 148V149H192ZM231 148L232 149H235V150H232L231 151ZM28 149H29V151H28ZM65 149H68V150H66L65 151ZM121 149H122V151H121ZM134 149V148H133ZM141 149V150H140ZM147 149V148H146ZM250 149V148H249ZM248 149V150H249ZM252 149V148H251ZM254 149H255V147H254ZM54 150H56L55 151V153L53 152ZM63 150H64V153H67V151H68V153H69V151L71 152L70 154V156L68 157V159H73L74 160V162H73V160L71 159L70 160V163L71 164H73L74 165V163H75V169L77 168V167H80V168H82L81 170L84 172L85 171V173H84V177H83V172L80 170V169H78L79 170V173L77 174H74L73 176H72V172L74 171L75 172V170H74V167H72L71 165H70V163L68 164L67 163V161H65L66 159H67V157L64 159L63 158V156H68L67 154L65 155V154H63ZM155 150V149H154ZM186 150V149H185ZM111 151V152H110ZM130 151L128 152V153H130ZM144 151V150H143ZM142 151V153H146L147 154V151L148 150H146V152H143ZM151 150H149V152H150ZM153 151V150H152ZM195 151V152H196ZM200 151V152H201ZM216 151H217V153L219 152V157L218 156H216L217 155V153H216ZM36 152V153H35ZM57 152V153H56ZM156 152L157 153H159L158 152V150H156ZM184 152V151H183ZM202 152H201V154H202ZM215 152V154L216 155H212L213 153ZM253 152H255V150L253 151ZM32 154V156L31 155H29V154ZM128 153H126V155H129ZM132 153H130V155H133ZM137 153V152H136ZM153 153V152H152ZM152 153H149V154H152ZM176 153V152H175ZM260 153H261V151H260ZM141 154V153H140ZM145 154V156H147ZM148 154V155H149ZM174 154V153H173ZM177 154V153H176ZM191 154H194L193 153V151H192V153ZM200 154V155H201ZM256 154H259V152L258 153H256ZM154 155H155V151H154ZM162 155V154H161ZM199 155V154H198ZM206 155H203V156H206ZM229 155V156H228ZM250 155V154H249ZM252 155V154H251ZM250 155V156H251ZM262 155V154H261ZM6 156V157H7ZM122 156V157H121ZM149 156H152V155H149ZM156 156V155H155ZM194 156V155H193ZM195 156H196V153H195ZM211 156H213V158L211 157ZM214 156H216V157H214ZM220 156H222L223 158H221V159H219L220 158ZM227 156V157H226ZM232 156H234L233 154H232ZM231 156V157H232ZM5 157V158H6ZM15 157V159H13ZM62 157V158H61ZM71 157V158H70ZM229 158V159H226V158ZM244 157V156H243ZM248 157V156H247ZM251 157H253V156H251ZM126 158H124V163H125V159ZM139 158V157H138ZM146 158V157H145ZM151 158V157H150ZM239 158V157H238ZM256 158H257V156H256ZM8 159V158H7ZM61 159H64L63 161H65L66 162V164H65V166H63V165H61L60 164V166H59V162L60 161H62ZM67 159V160H68ZM147 159H149V158H147ZM146 159V160H147ZM210 159H211V161H210ZM227 161H226V160ZM260 159H264V158H259L258 160H260ZM4 160V162H6L5 161V159H3ZM8 160H10V159H8ZM11 160V161H12ZM17 160V161H16ZM143 160V159H142ZM186 160H187V158H186ZM188 160H190V158L188 159ZM188 160H187V163H189L190 164V162L192 163V161L190 160L189 162H188ZM198 160V158L196 159V161ZM199 160H201V159H199ZM11 161H7V164L10 162L11 163ZM62 161V162H63ZM132 161V162H131ZM137 161V160H136ZM135 161V162H136ZM218 161V162H217ZM222 163H221V162ZM226 161V162H225ZM228 161V162H229ZM238 161V160H237ZM242 161V160H241ZM244 161V160H243ZM250 161V160H249ZM255 161V160H254ZM3 162V161H2ZM15 162V163H14ZM69 162V161H68ZM195 162V161H194ZM193 162V164H191L192 166H194V163ZM212 162V163H213ZM227 162V163H228ZM246 162V161H245ZM261 162V161H260ZM12 163H11V165H12ZM61 163V162H60ZM97 163H101V165H99V168H98V165H96ZM137 163H139L138 161H137ZM146 163V162H145ZM187 163H185V164H187ZM199 161L197 162V165L199 166V164L200 165H204V164H202L201 162L199 163ZM211 163V164H212ZM230 163V162H229ZM228 163V164H229ZM238 163V162H237ZM236 163V164H237ZM253 163V162H252ZM261 163H263V160H262V162ZM0 164H1V162H0ZM3 164V163H2ZM6 164V163H5ZM64 164V163H63ZM67 164H68V166H71V167H68L67 166ZM78 164H79V166H78ZM130 164H131V166H130ZM189 164H187L188 166H189ZM210 164V165H211ZM215 164H212L213 166L215 165ZM243 164V163H242ZM87 165V167H89L90 166V168H91V170H89V168H88V170L86 171V166ZM91 165H92V167L95 165V167L97 168V170L98 171H100V170H104L106 167L109 169L108 170V172H107V174L105 173V175L106 176H103L102 175V173H95V171H97L96 170V168H94L93 170H95L94 172H92L93 170H92V167H91ZM126 165H127V167L129 168V169H127L126 168ZM129 165V166H128ZM141 165V164H140ZM196 165V164H195ZM217 165H219V167L217 166ZM254 165H256V164H254ZM262 165V164H261ZM1 166H3V165H1ZM15 166H13L14 168H15ZM61 166H63V168H64V170H63V172H62V167ZM68 168H70V170H72V172L71 173H68V175H67V173H65L64 171H68L69 172V170L67 169V167ZM137 166V165H136ZM190 167V169L192 168V169H194V167ZM209 166V165H208ZM207 165L205 166H203L204 167V169L202 170V167L200 168H195V169H201L203 172H204V174H203V172H200V174L201 175H199V174H197V170H195L196 171V175H199V176H201V177H199V176H195V179H197V180H195V181H193V183L195 182V183H197V184H195V185H197V187L200 185V184H204V183H206V181H209V182H211V179H212V183H209V184H217V182L218 183H220V185L222 184V182H225L226 183V181H228V179H230V177L227 179V175H228V170H227V172H226V169L228 168V165H226L227 167L226 168H224V166H222L224 169H225V171L224 170H222V173H223V175L225 174V173H227V175H226V177L225 178H221V175L220 176H217L216 174H215V172H213L212 170H211V168L213 169V166L212 167H208ZM243 166V165H242ZM245 166H246V164H245ZM249 166V165H248ZM248 166H246L248 169H250ZM5 167V166H4ZM10 167V166H9ZM60 167H61V169H60ZM66 167V168H65ZM205 167H207V168H205ZM215 167H214V169H215ZM237 167H238V165H237ZM261 167V166H260ZM263 167H264V165H263ZM262 167V168H263ZM7 168V167H6ZM13 168V169H14ZM102 168V169H101ZM106 168V169H107ZM146 168V167H145ZM4 169V168H3ZM16 169V168H15ZM100 169V170H99ZM188 169V168H187ZM213 169V170H214ZM7 170H10V169H7ZM137 170V169H136ZM139 170V169H138ZM208 170H210L211 172L210 173H208ZM264 170V169H263ZM18 171V170H17ZM22 172L23 173V171L20 169L19 170V172ZM25 171V170H24ZM76 171H77V169H76ZM89 171V172H88ZM102 171H100V172H102ZM107 171V170H106ZM131 171V172H130ZM143 171V170H142ZM145 171V170H144ZM155 171V170H154ZM205 171H207V172H205ZM219 171V170H218ZM217 171V172H218ZM251 171V170H250ZM261 171V170H260ZM4 172V171H3ZM2 172V173H3ZM13 172H14V170H13ZM18 172V173H19ZM26 172V171H25ZM82 172V173H81ZM86 172H88L90 175H88V173H86ZM103 172H105V170L103 171ZM132 174V175H135V176H133L132 178L133 179H131L132 180V182H130L131 180H129L130 178H131V175H130V173ZM146 172V171H145ZM152 172H153V170H152ZM194 172V171H193ZM198 172V173H199ZM27 173V172H26ZM94 173V174H93ZM138 173V172H137ZM151 173V172H150ZM213 173L215 174V175H213ZM220 173H221V171H220ZM220 173H218V174H220ZM262 173H263V171H262ZM7 174H9V172L7 173ZM7 174H5V176L7 175ZM11 174V173H10ZM20 174V173H19ZM35 174V175H34ZM79 174H81L82 175V179L83 180H85V177L86 178H91V175L92 176H94L95 174L99 177V175L101 174L102 175V177L100 176V179L97 177V176H95V177H97V180L99 179L100 181H101V183H102V185H103V189H101L102 188V185H101V188H99V187H96V186H94V189H95V187L96 188H98L97 189V191L95 192L96 194H94L93 192L96 190H92L90 187V189H91V191H90V189L87 187L88 186V183L91 185V184H96V185H100L101 183H98L97 182V180H94L95 179V177H93L94 179L92 180V178L91 179H89L88 180V182H87V186H85L84 184H85V182H83L84 184H83V187H85V190L86 189H89V190H87V192H89L90 191V193H87L85 190H83L84 191V193L82 192V190H81V186L82 185H79V187H80V189H78V187H77V182H78V179H80V181H81V178L79 177L78 178V176H79ZM88 176H87V175ZM109 174V175H108ZM142 174H143V172H142ZM152 174V173H151ZM189 174V173H188ZM202 174H203V176H202ZM209 175V177H208V175ZM4 175V174H3ZM2 175V176H3ZM13 175V174H12ZM80 175V176H81ZM86 175V176H85ZM153 175H154V173H153ZM206 175V176H205ZM14 176V175H13ZM26 176V177H27ZM130 176V177H129ZM157 175H154V177H156ZM193 176V175H192ZM194 176H193V178H194ZM206 177V180H205V177ZM210 176H211V178H210ZM216 176L217 177H220L219 179L217 178V182L215 183L214 181H213V178H215L216 179ZM16 177L18 178V176L16 175ZM22 176H20V178H21ZM26 177H22V178H24V179H26V180H28V179H30V178H26ZM134 177H136V179L134 180ZM160 177V176H159ZM197 177H199V178H197ZM203 177V178H202ZM213 177V178H212ZM4 178H6V177H4ZM20 178H18V179H20ZM143 178V177H142ZM141 178V179H142ZM153 178V177H152ZM192 178V179H193ZM209 178V179H208ZM141 179H139V181H141ZM202 179H204V180H202ZM224 179V180H223ZM227 179V180H226ZM239 179V178H238ZM253 179V178H252ZM251 179V180H252ZM90 180H92V182L93 183H90ZM177 180V179H176ZM180 180H181V178H180ZM199 180V181H198ZM222 180V181H221ZM226 180V181H225ZM36 181H37V179H36ZM164 181V180H163ZM192 181V180H191ZM202 181V182H201ZM239 180H237V182H238ZM255 181V180H254ZM0 182H2V180H0ZM27 182V181H26ZM97 182V183H96ZM179 182V181H178ZM199 182V183H198ZM249 182H251L252 183V181H250L249 180ZM3 183V182H2ZM80 183H82V182H80ZM143 182H141L140 184H142ZM157 183H159V182H157ZM238 183H240V184H242L243 183V181H242V183L241 182H238ZM1 184V183H0ZM27 185H28V183H26ZM135 184H137V182H135ZM138 184H139V182H138ZM156 184V183H155ZM191 184H192V182H191ZM207 184V183H206ZM205 184V185H206ZM258 184V183H257ZM257 184H255V185H257ZM74 185H76V186H74ZM109 185H111V187L109 186ZM115 185V186H114ZM117 185V186H116ZM121 185V184H120ZM124 185H123V187H124ZM127 185V187H129ZM158 185H160V183L158 184ZM194 185V186H195ZM205 185H202V186H205ZM231 185H233V184H231ZM249 185V184H248ZM252 185V184H251ZM107 186H109V187H107ZM131 186V187H132ZM136 186V185H135ZM138 186V185H137ZM140 186H142V185H140ZM150 186V185H149ZM164 186L166 187V189L164 188ZM241 185H239V187H240ZM87 187V188H86ZM92 188H93V186H91ZM151 187V186H150ZM153 187V186H152ZM156 186H154V188H155ZM200 187H201V185H200ZM208 187L210 188L211 187V185H208ZM215 187V186H214ZM217 187L219 188V186H218V184H217ZM223 187V186H222ZM236 187H238L237 186V184H236ZM242 188H243V191L246 189V193L248 192V187H243V186H241ZM253 187L255 188L254 190H255V193H256V195H257V197H256V195H255V193H254V197H253V195L251 194V193H253L254 191H253V189H251L252 188V186H251V191L250 192H248V195H247V197L249 196V194H250V196L252 197V198H257L258 199V193L259 192H261L262 191V187H261V190H260V188L258 189L257 188V186H254V183H253ZM23 188H25V187H23ZM22 188V189H23ZM27 188L29 189L30 187H26V190H27ZM119 189H120V186L118 187ZM118 188L116 189V190H118ZM125 188H126V186H125ZM141 188V187H140ZM143 188H145L144 186H143ZM242 188H241V190H242ZM21 189V188H20ZM38 189H41L40 187L38 188ZM101 189V192L99 193V190ZM121 189L123 190L124 188H122V186H121ZM127 189V188H126ZM146 189V188H145ZM157 189V187L155 188V190ZM184 189V188H183ZM211 189V188H210ZM217 189V188H216ZM223 189V188H222ZM235 189V188H234ZM239 190H240V188H238ZM256 189L258 190V192L256 191ZM0 190L2 191V189L0 188ZM31 190H32V188H31ZM122 190H120L121 192H122ZM134 190H136V188H134ZM150 190H151V188H150ZM150 190H146V191H150ZM153 190V189H152ZM213 190H215L214 188H213ZM212 190V191H213ZM218 190V189H217ZM232 190V189H231ZM0 191V192H1ZM216 191V190H215ZM220 191V190H219ZM242 191V192H243ZM253 191V192H252ZM16 192V191H15ZM19 192V191H18ZM20 192L22 193V191L20 190ZM20 192L18 193L19 195H18V197H20ZM23 192H24V190H23ZM32 192H33V190H32ZM92 192V193H91ZM120 192V193H121ZM138 192V191H137ZM140 193H141V190L139 191ZM143 192V191H142ZM148 192H146V193H148ZM152 192V191H151ZM168 192H170V193H168ZM214 192V191H213ZM240 192V191H239ZM119 193V194H120ZM172 193V194H171ZM182 194H183V192H181ZM17 194V193H16ZM23 194V193H22ZM45 194V195H44ZM82 194H92V195H89V196H87V197H85V199L82 197ZM142 194H145V193H142ZM160 195H159V197L161 196V198L164 200L165 199V197H167V196H163V192H161V193H159ZM175 194H178V191L175 193ZM180 194V193H179ZM178 194V195H179ZM117 195H118V197H117ZM181 195V194H180ZM180 195H179V197H180ZM184 195H186V194H184ZM17 196V195H16ZM147 196V195H146ZM148 196H149V194H148ZM147 196V197H148ZM157 196V195H156ZM174 196V195H173ZM183 196V195H182ZM181 196V197H182ZM210 196V197H209ZM208 196V198H210V199H206V200H209V201H211L210 203H213L214 201H216L217 202V200H215V197H212L211 195H209ZM221 196H223V195H221ZM244 196H245V194H244ZM249 196V197H250ZM18 197H17V199H18ZM35 197V199H36V195L34 196ZM37 197V198H38ZM115 197H116V199H117V201L116 202H112L113 201V199H114V201H115ZM129 197V196H128ZM138 197V196H137ZM159 197H157L158 199H159ZM176 197H177V195L176 196H174V199L176 200V203H178V204H180V206L182 205L181 203H182V199H181V197H180V199H181V201H179L178 200V202H177V199H176ZM184 197V196H183ZM212 197V198H211ZM246 197V196H245ZM249 197L247 198L248 199V201H249ZM251 197H250V200H251V202H252V200L253 199H251ZM27 198V197H26ZM125 198V197H124ZM130 198V197H129ZM213 198H214V201H213ZM220 198V197H219ZM224 198V197H223ZM2 199H4V198H2ZM39 199V198H38ZM84 199V200H83ZM130 199H132V197L130 198ZM134 199V198H133ZM137 199V198H136ZM136 199H134V200H136ZM184 199V198H183ZM244 199H246V198H244ZM1 200V199H0ZM41 200V199H40ZM137 200V201H138ZM155 200V201H154ZM160 200V199H159ZM158 200V201H159ZM185 200V199H184ZM221 200H223V199H218V203H219V201L221 202ZM255 200V199H254ZM4 201V200H3ZM2 200L0 201V207H2V208H0V209H4V208H6V206H8V204L9 203H7V202H9L8 201V199L5 201V205L6 206H4V202H3ZM37 201V200H36ZM81 201H83V202H81ZM112 202V204H110L111 202ZM122 201V200H121ZM157 201V202H158ZM224 201V200H223ZM243 201V200H242ZM247 201V200H246ZM256 202H257V200H255ZM255 201L252 203V205H254V204H257V203H255ZM260 201H261V199H260ZM263 201H264V199H263ZM262 201V202H263ZM18 202V201H17ZM74 202H76V203H74ZM81 202V204L79 205L81 208L80 209H78L77 207H79V206H76V204L77 203H80ZM163 202H165V201H163ZM179 202H181V203H179ZM193 202V201H192ZM216 202H214V203H216ZM250 202V201H249ZM11 203V202H10ZM13 203V202H12ZM11 203V204H12ZM185 203V201L183 202V205H185V206H181L182 208L184 207V208H186V204H184ZM218 203H216V204H218ZM223 203V202H222ZM260 203V202H259ZM22 204V205H23ZM101 204H102V207L100 208L99 206H101ZM108 205L109 204V208H105V206L103 207V205ZM119 204V203H118ZM118 204H116V206L118 205ZM131 204V203H130ZM135 204V205H136ZM177 204V205H178ZM196 204H198V203H196ZM215 204V205H216ZM244 203L242 202V204L241 205H243ZM247 204V202H245V206H242V208H244L245 210L242 212V208L239 206V204H237L236 205V207H235V209L237 208V209H239V210H237V212L239 213H236L238 216L240 215V214H243L244 212L246 213H251V212H253V211H251V212H249V206L251 207L252 205L250 204V203H248L247 205H249V206H247L246 205ZM10 205V204H9ZM78 205V204H77ZM121 205V204H120ZM137 205V206H138ZM176 204H175V202H174V207L175 206H177ZM198 205H200V204H198ZM214 205V204H213ZM220 205V204H219ZM218 205V206H219ZM222 205V204H221ZM262 205H263V203H262ZM28 206V207H27ZM76 206V207H75ZM137 206H136V208H137ZM146 206H148L144 211H143V207H146ZM180 206H177V207H179V208H181ZM187 206H191V205H187ZM14 208H17L15 205L13 206ZM22 207V206H21ZM24 207V206H23ZM100 209H102V208H104L106 211H108V212H106L107 213V215L105 214V210L103 211L104 212V214L102 213V211L100 212V210H99V208ZM133 207V206H132ZM174 207H173V209H172V212H170V213H172L173 214V212L175 211V209H174ZM191 207H193V206H191ZM199 207V206H198ZM198 207H193V208H191V209H196V208H198ZM246 207H248V208H246ZM13 208V209H14ZM77 208V209H76ZM117 208V207H116ZM115 208V209H116ZM123 207H121V209H122ZM126 208V207H125ZM130 209H128V210H130V211H134L135 209H133V208H131V207H129ZM137 208V209H138ZM176 208V207H175ZM178 208V209H179ZM188 208V207H187ZM252 208V207H251ZM258 208H260V207H258ZM9 208H6V209H4L3 211H5V210H7V211H9L8 210ZM12 209V210H13ZM28 209V210H27ZM118 209V208H117ZM121 209H119V210H121ZM133 209V210H132ZM157 209H161L160 211H159V213L161 212V215H160V217H159V213H157L158 215H156L155 213H154V211L155 212H158L157 211ZM164 209V210H163ZM171 209V208H170ZM190 209V207H189V211L188 210H186L188 213H186V215H183V214H185L184 212L182 213L181 212V210L182 209H180L179 211H175V214H179L178 216L176 215V217L173 219V216L171 217V215H169V217H171L176 223L178 222V218L180 217V218H182V216H181V214L185 217L186 216V218H182L183 220H187L188 219V215H190V214H192V212L193 213H198L199 215L201 214V213H199V212H197V209L195 210V212L194 211H192ZM247 209V210H246ZM255 209V214H254V212H253V214L251 215V214H249V216L251 215V216H254L255 218H258V217H256L257 215H259L260 216V213L258 212L257 213V211H259L258 209H257V205H256V208L255 207H253V210ZM17 210L18 211H16V213L17 212H19L20 211V209H19V207L17 208ZM114 210V209H113ZM119 210H117V211H119ZM177 210V209H176ZM200 211H202L201 209H199ZM252 210V209H251ZM262 210V216L264 215L263 213H264V209H261ZM1 211V210H0ZM3 211H1L3 214H5V212H3ZM21 211H23V208H22V210ZM38 211V210H37ZM114 211H116V210H114ZM124 211V210H123ZM129 211V214L130 213H132V212H130ZM150 211H148V215H149V213H150ZM185 211V210H184ZM191 211V212H190ZM236 211V210H235ZM15 212V211H14ZM120 212V211H119ZM118 212V213H119ZM176 212H178V213H176ZM7 213L8 212H6V215H7ZM168 213V212H167ZM196 213L194 214V215H196ZM244 213V214H245ZM1 214V213H0ZM38 214V215H37ZM133 214H132V216H133ZM151 214V213H150ZM188 214V215H187ZM236 214H235V212H234V215L236 216ZM5 215V216H6ZM104 215H105V217H104ZM113 215H114V217L116 218V215L117 214H114V212H113ZM131 215V214H130ZM158 216L159 218H155L154 216ZM174 215V214H173ZM246 215V214H245ZM245 215H244V218L243 219H245L247 216H248V214L246 215V217H245ZM1 216V215H0ZM4 216V215H3ZM34 216V217H33ZM153 216V217H152ZM162 216H164V214L162 215ZM175 216V215H174ZM248 216V217H249ZM39 217V216H38ZM113 217V218H114ZM146 217V218H145ZM164 217H166V216H164ZM168 215H167V217H166V219H165V221L167 222H169V220H168ZM196 217H197V220H198V215H196ZM196 217H194V218H196ZM237 217V216H236ZM240 218H241V215L239 216ZM247 217V218H248ZM253 217V218H254ZM3 217L1 216V218L0 219H2ZM148 218V219H147ZM163 218V217H162ZM162 218H160V219H162ZM176 218H177V221H176ZM179 218V221L181 220ZM251 219H252V217H250ZM263 218V217H262ZM261 218V220L263 221V223H264V220ZM105 219H107V220H105ZM130 219V220H131ZM164 219H163V221H164ZM172 219H170V220H172ZM237 219H238V221H239V223H240V219L237 217L236 218V221L235 222H237ZM243 219H241V221L243 220ZM172 220V221H173ZM183 220H181V222L183 221ZM185 220V221H186ZM245 220H247L248 221V219H245ZM250 220V219H249ZM256 220V219H255ZM255 220L253 219L251 222H255ZM1 221V220H0ZM34 223H32V225H33V229H34V227H36V225H38V221L36 220V225H34L35 224V221L34 220H32ZM138 221H139V219H138ZM161 221V220H160ZM163 221H162V223H163ZM172 221H170V223H163V224H165V225H163V226H167L168 224H170L169 225V227L170 228H167V229H171V227L173 226V228L175 227V223H174V221H173V223H174V225L172 224ZM184 221V223H187V222H185ZM250 221H248V222H250ZM121 222H122V225H121ZM124 222L126 223V226H124L123 224H124ZM181 222H178V223H180V225L182 226V224H181ZM188 222H190V221H188ZM193 222V221H192ZM191 222V223H192ZM246 222V221H245ZM253 222V223H254ZM45 223V225H47ZM149 222L147 221V225L149 226V224H148ZM153 223V224H152ZM161 223V224H162ZM195 223H196V220H195ZM197 223L199 224V220L197 221ZM257 223V222H256ZM160 224V225H161ZM188 225H189V223H187ZM237 224V226L239 225L238 224V222L236 223ZM243 225L242 226H244V227H246V229H247V225H244V223H242ZM246 224V223H245ZM251 225L252 223H248V225ZM258 224V223H257ZM45 225L43 224V225H41V226H43V229H45ZM131 225V224H130ZM177 225V224H176ZM187 225V227H186V225H184L185 226V228L184 229H189V227H191V225L192 224H190V226H188ZM235 225V224H234ZM252 225H254V224H252ZM50 226H52L53 228H51L50 229ZM159 226V225H158ZM158 226H156V227H158ZM163 226H162V229H158V228H156V232H157V230H160L159 232V234H161V237L160 236H158L157 238H154L153 237V234H150V235H147V234H145L144 233V235H147L148 236V240H147V236H146V238H144V240L143 241H145V242H143V243H145L144 245H155V246H153L152 248H151V250H149L148 251V249H146V250H142V249H139L142 253H141V255H142V262H145V263H147V264H156V262H157V264H159L160 262H162V261H165V260H159L160 262H158V259H161L162 258V256H163V258L165 259L166 257L168 258V256L170 255V254H172L171 252H170V254H169V251L171 250L170 249V247L172 248L173 247V242L171 243L170 241H169V239H167V243H169V244H165V243H162V244H159V245H161V247H162V249H163V251H165V249H166V245H168V246H170V247H168L167 249L168 250H166L165 251V253L164 252H161V251H159L160 253H162V254H160L159 252H158V248L160 247L159 245H158V240L159 239H162V238H164V232L163 231H166V227H164L163 228ZM183 226V227H184ZM193 226H195V224L193 225ZM192 226V227H193ZM196 226H197V224H196ZM196 226L195 227H193L194 228V230H195V228H196ZM241 226V225H240ZM240 226H238L239 227V229H240V231H237L238 233H236V231L234 230V232L237 234V236H238V234H239V236H240V234H241V236H246L247 235V233L250 231H252V230H249V227H248V230H245V232L244 231H242L241 232V227ZM47 227V226H46ZM47 227V228H48ZM161 227V226H160ZM183 227H182V229H181V227L180 228H178V226L176 227V228H178V229H181V230H178V231H182V232H177V231H174V232H172L174 235H175V233H177V236H176V242H178L177 243V245L176 246H179L178 248H180V245H181V243L179 242L180 240H179V238L181 237L182 238V236H179V234H181V235H183ZM202 227V226H201ZM233 227H235V226H233ZM244 227L242 228V230L244 229ZM251 227V226H250ZM148 228V229H147ZM192 228V229H193ZM254 228V227H253ZM36 229H38V228H35L34 230H36ZM175 229V228H174ZM187 229L185 230V235H184V237H186V238H184V240L182 239L181 241H186L187 243H186V245H190L189 244V241L188 240H185V239H188L187 238V235L189 236L190 235V237L192 236V238L191 239H194L193 238V233L194 232H190V229H189V234L188 233H186L187 232ZM197 229V228H196ZM199 229H200V227H199ZM222 229V228H221ZM235 229L237 230L238 228H236L235 227ZM155 230V229H154ZM153 230V228H152V230L151 231H154ZM205 230V229H204ZM223 230H225V229H222L221 231L223 232ZM232 230V231H233ZM262 230V229H261ZM261 230H259V232L258 231H254V232H252V234L254 233V236L256 235V236H258L259 235V237H261L260 236V233L262 234V231ZM151 231H150V233H151ZM168 231V233H170L171 231H173V229L172 230H167ZM191 231H193V230H191ZM196 231V230H195ZM202 231V230H201ZM220 231V230H219ZM218 231V232H219ZM220 231V232H221ZM225 231H227V230H225ZM248 231V232H247ZM261 231V232H260ZM45 232V233H46ZM139 232H141L140 233V235L138 236V233ZM162 232H163V234H162ZM217 232V233H218ZM229 232V231H228ZM256 232H258V233H256ZM49 233V234H48ZM166 234H167V232H165ZM179 233V234H178ZM190 233H192V235L190 234ZM216 233V234H217ZM225 233L226 232H224L223 234L225 235ZM242 233L244 234V235H242ZM245 233H246V235H245ZM256 233V234H255ZM158 233L157 234H155V236L156 235H159ZM171 234V233H170ZM187 234V235H186ZM222 234V235H223ZM1 236H2V234H0ZM152 235V236H151ZM162 235H163V237H162ZM222 235H220V236H222ZM229 235V234H228ZM250 235H251V233H250ZM44 236V235H43ZM85 236V237H84ZM150 236V237H149ZM171 236H172V234H171ZM171 236H169V237H171ZM205 236H207V235H205ZM215 236V235H214ZM212 237V239H211V241H213V238H214V241H215V237ZM230 236V235H229ZM236 236V237H237ZM248 236H249V233H248ZM255 236V237H256ZM138 237L139 238H142V239H138ZM153 237V238H152ZM168 237V238H169ZM173 237H175V236H173ZM179 237V238H178ZM217 237V236H216ZM225 237H227V236H225ZM235 237V238H236ZM250 237H252L251 239H254V237H253V235H251V236H249V237H247L248 239H246L245 237H244V240H245V242H246V240L248 241L249 240V238ZM264 237V236H263ZM263 237H261L262 239H264ZM166 238V237H165ZM178 238V239H177ZM219 240H220V238L219 237H217ZM216 238V239H217ZM228 238V237H227ZM147 241H146V240ZM154 239V240H153ZM171 239L173 240L174 238H172L171 237ZM190 239V238H189ZM222 239V238H221ZM261 239V241L263 242L264 240H262ZM43 240H45V237H43ZM48 240V238L46 237V242H48L47 241ZM55 240H57L56 242H55ZM166 239H164L163 240V242H166L165 241ZM225 240H228V239H225ZM224 240V236H223V241H225ZM229 240H230V238H229ZM255 240V239H254ZM18 243H20L21 241H19L18 239L16 240ZM16 241H9L8 240V242H12L11 244L10 243H8V242H6V243H8V244H10V245H8L9 247H7L6 246V248L5 247H2V248H0V250L1 249H5V250H3V252L2 253H4V256L2 255V253L0 254V255H2V256H0V257H2V258H0L1 260H0V264H9L10 263V261L11 260H13V263H14V261L15 262H17V264H24L23 262H25V259L24 258H26L28 255L26 254V256L24 257L23 255L25 254V253H29V251H31V250H29V248L28 247H32V246H28V245H21V244H23L22 242H21V244H16V245H14L15 243H16ZM54 243H53V242ZM58 241H60V242H58ZM192 242H193V240H191ZM210 241V242H211ZM214 241L212 242V243H214ZM217 241V240H216ZM221 242L222 244L224 243V242ZM231 241V240H230ZM229 241V242H230ZM24 242V241H23ZM45 242V243H46ZM134 242H137V243H134ZM152 242V243H151ZM154 242V243H153ZM155 242H157L156 244H155ZM160 242H161V240H160ZM210 242L208 243V241L206 242L207 244H210ZM217 242H219V241H217ZM228 242V243H229ZM261 242V243H262ZM26 243V242H25ZM42 243H43V241H42ZM139 243V244H138ZM149 243V244H148ZM253 243V247H254V249H260V248H258L255 244H257L259 247H260V245H261V248H263L262 246V244H264V243H260V239L258 240V243L256 242H250V246H252L251 244ZM255 243V244H254ZM260 243V244H259ZM120 245V250H121V252L118 250V248H119V245ZM127 244V243H126ZM165 244V245H164ZM244 244V243H243ZM5 245H7V244H5ZM13 245V246H12ZM116 245L117 246V248L116 247H114V246ZM143 245V244H142ZM146 245V246H147ZM175 245V244H174ZM211 245L213 246V247H215L216 249H220V248H223L225 245H223V247L222 246H220V247H218L217 245H214V244H210V248L212 249L213 247H211ZM231 245V244H230ZM236 245V244H235ZM4 246V245H3ZM10 246H11V248H10ZM26 246V247H25ZM28 246V247H27ZM52 246V245H51ZM114 248H113V247ZM124 246H125V244H124ZM156 246H158L157 248H156ZM164 246H165V249H164ZM176 246H174V247H176ZM206 246V245H205ZM208 246V245H207ZM217 246V247H216ZM232 246V248L233 249H231V250H233L232 252H230V253H232V255L231 256H233L234 255V253L236 254V252L237 253H240L241 254V251H242V248H241V251L239 252V251H237V249H235V247L237 248V246H235L234 247V245H231ZM25 247V248H24ZM53 247H55V245H53ZM53 247H52V250H54L53 249ZM113 248V250L111 251V250H109V249H112ZM142 247V246H141ZM155 247V248H154ZM160 247V248H161ZM190 247H191V245H190ZM189 246H186V247H184V245H183V243H182V248L185 250L186 248L188 249L189 248V251H191V248H190ZM28 249L29 251H27V252H25L26 250L25 249ZM159 248V249H160ZM9 249V250H8ZM123 249H124V247H123ZM156 249H157V252H156ZM161 249V250H162ZM177 248H175L174 249V256H178V254H179V252H177V250H176ZM186 249V250H187ZM208 249H209V247H208ZM211 249H209V250H211ZM225 249H227V250H230L229 249V247H227V248H225ZM225 249H223V250H225ZM238 249H239V247H238ZM246 249V248H245ZM244 249V250H245ZM248 249H250V248H248V246H247V252H249V251H251V250H248ZM252 249V248H251ZM55 250H56V247H55ZM54 250V251H55ZM58 250H56V251H58ZM66 250V251H65ZM108 251V252H110V254L112 253V252H114V251H117V253H119L118 255L117 254H113L114 255V257H112V256H107L106 257V254H108V253H106L105 252V256H103V254H104V251ZM185 250V251H186ZM205 250H207L206 248H204V250H201V252L200 253H202L203 251H204V255L205 254H211L212 255V253L210 252V253H205ZM222 250V249H221ZM236 252H235V251ZM260 250H264V249H260ZM2 251V250H1ZM7 253H5V252ZM8 251V252H7ZM60 251L58 252V254H60ZM171 251H173V250H171ZM178 251H180V252H183V250L181 251L180 249L178 250ZM188 250L186 251V252H188V253H190ZM217 251V250H216ZM215 250H214V252H213V249H212V252L214 253V255H212V256H217V255H221L222 253H224V251L221 253V251L218 253V251H217V253H216V255H215V252H216ZM245 251V252H246ZM36 252V251H35ZM38 252H39V250L37 251V253L36 254H38ZM178 253V254H176L175 255V253ZM207 252V251H206ZM234 252V253H233ZM243 252V251H242ZM244 252V253H245ZM258 252V251H257ZM262 252V251H261ZM261 252H259V253H261ZM34 253V252H33ZM41 253H43V252H41ZM40 253V256L42 255ZM124 253V252H123ZM158 253L160 254V256L159 257H161V258H158ZM166 253H168V256L166 255ZM183 253H185V252H183ZM182 253V254H183ZM227 253V252H226ZM225 253V254H226ZM230 253H228L229 254V256H230ZM251 253V252H250ZM6 254V255H5ZM64 254H62V256H64V258H66L65 257V255ZM109 254V255H110ZM164 254L166 255V257L164 256ZM186 254V253H185ZM225 254H222V257L224 258V256H225ZM243 254V253H242ZM30 256H28V259L30 258V260H31V258H34V257H36V256H32L31 254H29ZM34 255H35V253H34ZM43 255H44V253H43ZM43 255L41 256L42 258H40V257H36V258H40V261L37 259V262H35V263H38V264H40L39 262H41V263H43V261L41 260V259H43ZM54 255V254H53ZM61 255V254H60ZM172 255V256H173ZM181 254H179V256H180ZM189 256L190 257V255L189 254H186V256ZM207 255H206V258H207ZM250 255V254H249ZM253 254L251 253V256L249 257V259L252 257V260H253V256H252ZM263 255V257H264V254H263V252H262V254H261V256ZM23 257V259H21V261H23V262H21V261H19L18 262V260L17 259H19V257ZM67 256V255H66ZM101 256H103L102 258H101ZM171 256V257H172ZM173 256V257H174ZM185 255L184 256H181L182 257V259H184L185 257H186ZM203 256V255H202ZM200 257V259H203V257ZM212 256H209L208 255V257L209 258H211ZM237 255H235V257H236ZM239 256L241 257L242 255H238L237 257H238V259H239ZM245 256H248V254L247 255H245ZM255 256V255H254ZM258 256V257H257ZM257 256H255V258H259L260 256H259V254L257 255ZM20 257V258H21ZM106 257V258H105ZM123 258L125 257V256H122ZM122 257H120V258H122ZM188 257V258H189ZM220 258H221V260H223L221 263L223 264V262H224V260L226 259V260H228V262L226 261V262H224L225 264L226 263H230L231 262V260L233 259H235V258H233V257H231V260H229L230 258H224V259H222V257L221 256H219ZM57 258H58V262H59V260L60 259H62V258H59V255H57ZM56 258V259H57ZM98 258V259H97ZM117 258H119V257H117ZM187 258V257H186ZM188 258H187V263H189L188 262ZM196 258V257H195ZM206 258L205 259H203L202 261V263H200V264H203L204 263V260H206ZM216 258V257H215ZM220 258H216L217 259V261L216 260H214L213 259V257H212V259H213V261L214 262H217L216 264H218L219 262V259ZM262 258V257H261ZM260 258V259H261ZM56 259H55V261H56ZM65 260V259H62V260H65V261H63V262H68V260ZM81 259V260H80ZM83 259V260H84ZM103 259V260H104ZM178 259V258H177ZM181 258H179V260H180ZM181 259V260H182ZM212 259H210L209 261H212ZM238 259L236 258V260L237 261H235V262H237V263H242V264H246V261H245V263H243V260L244 259H246V258H241V260L238 262ZM249 259L247 260V261H249ZM264 259V258H263ZM17 260V261H16ZM36 260V259H35ZM34 260V261H35ZM47 260V259H46ZM104 260V261H105ZM108 260V259H107ZM109 260H108V262H109ZM121 261H123V264H131V263H126V262H124V260H126V257H125V259L123 260V259H120ZM185 260H184V262H185ZM191 260V259H190ZM208 260V259H207ZM206 260V261H207ZM251 260V259H250ZM251 260V261H252ZM48 261V260H47ZM46 261V262H47ZM61 261V260H60ZM101 261V260H100ZM99 261V262H100ZM198 261V260H197ZM230 261V262H229ZM253 261H257V259L255 260H253ZM260 261V260H259ZM258 261V263H256V262H253L254 264H260V262H263L262 260L259 262ZM21 262V263H20ZM27 262V261H26ZM54 262V261H53ZM63 262H62V264H63ZM67 262L65 263V264H67ZM108 262L106 263V262H104V264H108ZM112 262H114V263H112ZM180 262V261H179ZM200 261H198V263H199ZM52 263V262H51ZM54 263H56V262H54ZM69 263V262H68ZM72 263H70V264H72ZM91 263V262H90ZM100 263H102V262H100ZM110 263V262H109ZM182 263V262H181ZM186 262L184 263V264H187ZM209 263V262H208ZM240 263V264H241ZM252 263V262H251ZM252 263V264H253ZM11 264V263H10ZM16 264V263H15ZM45 264V263H44ZM57 264V263H56ZM59 264H61V263H59ZM73 264H75V263H73ZM78 264H79V262H78ZM93 264V263H92ZM161 264V263H160ZM209 264H211V263H209ZM214 264V263H213ZM250 264V263H249ZM264 264V263H263Z\"/></svg>",
  "mask_w": 264,
  "mask_h": 264
},
{
  "label": "rangeland",
  "instance_id": "374dc122",
  "mask_svg": "<svg viewBox=\"0 0 264 264\" xmlns=\"http://www.w3.org/2000/svg\"><path fill=\"white\" fill-rule=\"evenodd\" d=\"M4 1H5V0H4ZM4 1H3V0L0 1V24H1L0 27H2V28H0V30L2 31V32L0 31L1 34H2V36H1V34H0V37H1V39H2V40H0V43H1V45L4 44V46H5V43L8 44V42L5 41V43H4V41H3L4 35H5L6 38H7L8 36H9V37L12 36V37L16 38V40H17V38H18L17 41H20V44H22V46H24V49H26V48L28 47V45L26 44L27 41H25L26 39H27V40L30 39L29 41H32L33 43L35 42V43L37 44V42L40 40V39L37 38V36H39L40 34H43V35H44V34L46 33V30H47V29H50V30H48V31H51V32H53V33H57V30H58V29H61V26H62V23H60V21L66 20L67 17H68V15L70 14V11H69V12H67V11L64 12V11H62L61 9L64 7L65 9H68V10H69L70 5L72 4V3H70V2H69L70 4H67V3H68V0H65V2L67 1V3L65 4V2H64V0H63V4H65V5L62 6V8H61L60 10H59V7H58L57 4H56L58 11H57L54 7L50 6V7H49V10L53 9L52 11H56V12H52V13L50 14L51 17H50V16H47V15H48L47 13L50 12V11L48 10V12H47V9H48L47 6H48V5H45V4H44L45 6L43 5V7H44V8L46 7V9L42 8V9H44V10L41 11V9H40V11H41V12H45V13L47 14V15H45V17H48V18H49V19H48L49 22H48L46 19H45L46 22L44 21V19H43L44 15H43V17H37V18L41 19V20H38V23L41 24V23H42V19H43V23H42V24L45 23L44 25H47V24H48V25H52V27H55V28H51V26H49V28H46V27H45L46 29H44V28L41 26L42 24H41V25H40V24H39V25H35V27L37 26L36 29H39V28H41V29H39L37 33H35V34L33 33V34H32V33H31V30H32L33 28H35V27H30L31 29H29V27H28V26H30V25L28 24V23H29V19H30L29 16L31 17V15L33 16V15L37 14V11H38L37 9H38V7H37L36 5H38L40 2H39V1H36V0H32V1H31V0H25V1H24V0H23V1H21V0H14L13 2H11L12 0H10V3L5 4L6 2H4ZM40 1H41V0H40ZM61 1H62V0H61ZM69 1H71V0H69ZM72 1H74V0H72ZM72 1H71V2H72ZM82 1L85 2V4H84V5H85V6H84V7H85V8H84V14H85V15L88 14V13H89L88 15H91V13H90L91 9L94 10L93 12H94L95 15H96V13H97V15H98V17H97V15L95 16V17H96L95 20H97V21H94V19H93L94 22H91V23H93V24H90V23H89L90 21L88 20V19H90V18L92 19V16H90V18L87 17V15L85 16L86 19L88 18V19H87L88 22H86V24L89 23V24L91 25V26L88 25L89 27L87 26V28H91L92 26L97 25V26H96L97 28L94 26V28H95V29H94V31H95V35H97L98 37H101V38L99 39L100 41H101L102 39L105 40V41L102 40V41H101L102 43L100 42L101 45L99 44V42H98V44L101 46L102 50H104V49H105V50H106V49L109 50V51L106 50V52H109V53H106V52L104 53L103 51H101V52H103V53L100 52V53L98 54V59L101 58V57H103L105 54H106V55H107V54H112V53L114 52V51L111 52L112 49H113V50H116V52H115V53H117L116 55H120V51H121V53H122L123 50H124V52H123L124 54H123V55L121 54L122 57H121V56H120V57L115 56V53H113V54H114L113 57L115 56V57H114V60L118 61V59L120 58V60H119L117 63H115L116 61L114 62V60H113V62L115 63V65H114V64L112 65V66H113V70H114V69H115L114 66L116 67V64L119 65V64L122 63L121 65H123V62H125V61H121L123 58L128 59V58L124 57V55H125V50L127 51V53H130V51H136V48H137V47L135 48L134 46H131V45H130L131 48H127V47L129 46L128 43H127L128 40L125 39L126 37H123V36H125V35L122 33V32H123L122 27H119V28L117 29V26H116L117 23H115V22L113 21L114 19L112 20V17H113V18H114V17L116 18L117 14H116V16H114V14L112 15V14L110 13L112 16L109 17L110 14H107V13H109V12L112 11V10L109 11V9H108L107 11H109V12H107L105 9L107 8V6H110V7H111V5H115V4L118 3L119 6H118V5H115L114 9H116L117 6L120 7V8H122V10H121V9H119V8L117 7L119 10H121V11H120V12H121V13H120V16H122V15L126 14V11H125V13H122V11L125 10L124 7H125V8L127 7V8H129V10H131V7H130V6L132 5V9H133V11H134V7H133V6L135 5V7H137L136 4L139 6V3H137V2H138L137 0H128V1H124V0H122V1H120V0H110V1H109V0H92V3L95 2V3H93V4H95L94 7H95L96 10H97L99 7L101 8L100 11H99V9L97 10V11H99V13L101 12V13H100V14H101L100 17H102L101 19H103V18L106 16V19H103V22H102V20H101L100 17H99V13L96 12V10L94 9V7L91 6V5H93V4L91 3L90 6H88L87 3H90L91 0H89V1H88V0H82ZM86 1H87V2H86ZM112 1H114L113 4H112ZM116 1H117V3H115ZM118 1H119V2H118ZM129 1H130V2H129ZM136 1H137V2H136ZM139 1H142V0H139ZM151 1H152V0H151ZM159 1H160V2H159V4H160L162 0H159ZM168 1H169V0H168ZM188 1H189V0H188ZM188 1H187V2H188ZM190 1H191V0H190ZM199 1H200V0H199ZM199 1H197V0H196V1L192 0L190 3L192 4V2H194V3H193V5H194L195 2H196V3H197V2L199 3ZM212 1H213V0H211V2H212ZM218 1H219V0H218ZM227 1H228V0H227ZM231 1H232L234 4H238V3H240V5H241V2H242V4H243V10H242V12H240V14H236V15H237L236 17H238V19H239V17H240L239 15H243L244 13H247L248 15L245 14V15L247 16V18H246L245 15H244V16H243L244 18H243V17H242V18L240 17L241 19H240V21H239L237 18H235V16H234L235 13H232V16H231V13H230V16H229V11H230V10L228 11V9H230L229 7H228V9H226L227 7H226V8H223V11H225V10H226V11L224 12V16L222 17L223 19H220V20H221V21H222V20H228V21H227L228 23L226 22V24H223V25L221 24L222 26H218V25H216V26H218V27H216V26L214 25V26L217 28V29H216V28H215V29L218 30V31L212 29V30H214L213 32H211V31H209V30L205 32L204 26H203V25L201 26L200 23H197V22H196L197 25L199 24V26H197V25L195 26L196 23H195L194 21L197 20V18H198L197 16L199 15V12H197V11H198V5H197V4L194 5V7L191 5V7H192V8H191V7H188V5L190 4V3L188 2V3L186 4L187 6H186V9H185V8H184L185 6L182 5V4H185V3H186V0H182V1L180 0V3H182V4H179V0H178V2H177L178 4L175 3V1H174V4H175L176 6H177V5H178V6H179V5H180V6L182 5V6H181L182 8H180V6H179L180 10H178V11H182V12H183V10L185 9L183 13H184V14L187 13V14L185 15L186 17H184V14H182L181 12H178V11L176 10V8H175L176 6L174 7L173 4H171V6L174 7L173 9L170 8V9H171L170 11L172 12V15L174 16V14H175V15L177 16V14L180 13V15L178 14L179 17H181V19H182V16H183V18H184L183 20L179 19V21H181L180 25H182V22L184 21L183 26H184V25L186 26V25H188V24H191V26L197 27V28H196V33H197V35H198L199 37H201V36L199 35V34H201V31L204 30V31H202V34H201V35L203 36L202 39H204V37H205V39H204V42H203V40H202V43H201V44L203 45V49L205 48V50H206V47L208 48V49L206 50V52H205V56H204V51H205V50L200 49V50H202V51H200V50L198 49V48H200V43H199L198 48H195L196 45H195V46L192 45L193 48L196 49V51L193 50V48L190 46V47L192 48V49H190V50H193L194 53L197 52V49L199 50V53H200V52H203V53H202V57H199V56H201L199 53L196 54V55H198L197 57H198L200 60H202V59L204 58L203 61H202V63H201V61H199V60H197V59L195 58V57H196L195 54H193V53L190 54V53H191L190 50H189V51H190L189 53H188V51H187L186 53L192 55V58H193V59L195 58V61H196V60L199 61L198 64H200V66H201V64H203V66H201V67H205V68H206V69H205V68H202V72L205 70V71L203 72V74H202L201 69H200L201 67L199 68V67H198V64H197V66H196V68H197V67H198V68H197V69L195 68L196 72L193 70V72H194V76H197V77H198V74H196V73H199V76L201 77V78L198 77L200 80H199L198 78H196V80L198 79L199 82H198V80H197V82L202 84V89H203L202 91H204L206 94L208 93L207 96H210V98H209L210 101H213L214 98H215V100L217 101V97H219L218 100L220 101V102H219V101L216 102V101L214 100V102H216L215 105H214L215 107H214L213 104H212V102H211V103H208V102H207V101H209V100H207L208 98H207L206 100L204 99V98L207 97V96H205L204 94L201 95V92H199L200 94H198V92H196V91L194 90V86H193V85H192V86L190 85L191 81H189V82H187V83H186V81H184V80H187V81H188V78L186 77L187 75H185V76L183 75L184 77H183V76L181 77L182 79L185 78V79H183V80L179 77V79H178L179 81H175V82H174V86H175V83H176L177 86H178V84H179L180 86L185 87L184 85H185V83H186L188 86H186L185 88L188 87V90H189V91L191 90V93L189 92L190 94L186 92L187 95L189 94V96H188V98H187V99H188V102L185 103L184 101L187 100V99H183V98H186V97H187L186 93H185L184 90H183V94H182V91H180V86H179V88H178L177 86H175V87L178 88V89H177V90H178V93H179L178 95L180 96V94H181V95L184 96L183 98H182V97H181V98L179 97V98H180V100L183 99L182 102H184L186 105H185V104L183 105V103H181V101H180V103H181L182 105H181L180 103H178V106H177L176 103L170 102V106H169V105H168L169 102L167 103V101L171 100V99L173 98V96L170 98V97H168L169 95H167V97L169 98V99H168V98L166 97V95H165L166 93H165V94H163L164 92L161 93V94H163V95L165 96V98L167 99L166 102H165V100L162 101L163 104H164V103L167 104V107H166L167 110H169L168 107H172V108H173V110H171L172 112L177 110L176 113L178 112V114H179L178 117H180V116L183 117V118H182V119H183V122H184V121L186 122V124L183 123L184 125L180 124L181 129H182V127H183V129H184V130L182 129V132H181V130H179L180 128H175V129H178V130H176V131H179L178 133L181 132L183 135H182L181 133L178 134V133L175 131V129H174V132H175L174 135H173L174 140L177 138V136H178V137H179V136H184V135L186 134L185 131L188 130L187 128H189V127L191 128V130H190V129L188 130V131H190V134H189L188 131H187V133L189 134V137H190V135H191V133H192V130H193V127H194L193 124L198 123V126H199V125L201 126V124H202V129H201V130H202V133H203V135L205 134V138H206V139H207V137H208V141H209V138L212 139V142H213L214 140L218 142L219 140H222V139H223L222 142H220L221 144H220L219 142H218V144L222 145V143H225V145H227V146L232 145L231 142L233 143V141H234L235 144H236L234 147L236 148V147H237V144H238V143H236V140H237V139L235 140V138H232V137L237 136V134L234 135L233 132L235 133V131L237 130V129H236V126H237L238 124H240V125L244 124V125H245V124H246L245 121L248 119V117H245V118L243 117V118H242V119H244V122H245V123H242V124H241V123H238V124H237V121H240L239 119L244 115L245 112H248V114H249V109H250V106H249V105H251V106H253V105H255V106L257 105V106H258V105H259V106H260V107H257V106H256L257 108L254 107L255 109H252V107H251V111H250V113H253L255 110H257V109H259V108H260V109L263 108V107H261V106L264 105V100H263V103L261 104V102H262V99H261V98H264V97H263L264 95H263V96L261 95V96H262V97H261L260 94L263 93L264 91L261 90V89H260V90L263 91V92H261V91H257V90H259V87H260V86H261V87H262V86L264 87V85H263L264 80H261V79L264 78V70H262V69H264V65H262V63L264 62V59H263V58H264V50H262V48L264 49V44L260 43V42H261L260 39H259L260 42L256 39L255 33H257V34H258V33H264V31L262 30V28H261L262 31H260V32H256V31L259 30V28H258L257 26L260 25V23H262V21L264 20V17H263V16H264V13H263V12H264V11H263V8H264V6H263V5H264L263 2H264V0H257V1H260V2H258V5L261 4V5H260L261 7L259 6V8L261 9L262 12H261V11H260V12L263 13V16L260 15V12L258 11V5L256 6V3H257L256 0H255L256 2H252V1H254V0H252V1H251V0H248V1H247V2H252L253 5H254V7H253V5L250 3V4L252 5V7H253V8H252L251 5H249V6H250V9H249V6L247 5L248 3L246 2V0H245V1H244V0H243V1L236 0V2L239 1L238 3H235V0H229V4H232ZM3 2H4V4H3ZM7 2H9V1H7ZM17 2H19V3H17ZM26 2H27V3H26ZM37 2H38V4H37ZM74 2H75V1H74ZM74 2H73V3H74ZM76 2H80V1L77 0ZM76 2H75V3H76ZM84 2H83V3H84ZM121 2H122V3H121ZM125 2H126L127 4H125ZM132 2H133V3H132ZM146 2H147V1H146ZM157 2H158V1H157ZM169 2H172V0H170ZM169 2L167 3V1H164V2L162 1V3L164 4V6H165V4L167 3V5H166V6H167V10L165 9V10H164L165 12H166V11H169V10H168V9H169L168 6H169V4H170ZM183 2H184V3H183ZM214 2H215V0H214ZM216 2H217V0H216ZM216 2H215V3H216ZM244 2H245V3H244ZM12 3H13V5H14L13 8H15V9L12 8V6H11ZM30 3H31V4H30ZM42 3H43V2L41 1V3H40L39 5H41ZM75 3H74V4H75ZM134 3H135V4H134ZM143 3H145V2L142 1V3H140L141 6H139L137 9L135 8V9L139 12V14L141 13V10H142V9L146 10V11H142V14H140L141 17L144 18V17H146V15H147V17L150 18V15H151L150 13H153V10H154L155 12H157L156 15L158 14V15L160 16V15H162V14H165V13H163V9L166 8V7L162 6V8L164 7V8L162 9L160 5L157 6L158 3L155 4V0H154V2H152V3H151L150 1H148V4H149V3H150L151 5L155 4L158 10H156L155 7H154L155 9H153L152 7L155 6V5L151 6L150 4H149V5L147 4L148 6L145 5V6H147V9H146V8L144 7ZM215 3H213V5H215ZM227 3H228V2H227ZM259 3H260V4H259ZM10 4H11V5H10ZM27 4H28V5H27ZM103 4H104V5H103ZM124 4H125L126 6H123V7L120 6V5H124ZM145 4H146V3H145ZM163 4H162V5H163ZM216 4H217V3H216ZM229 4H227V6H229ZM234 4L231 5V11H232V12H233V11L236 12L237 9H238V7L240 6V5H238V7H236L237 5H235V7H234L235 10H234V8H232V6H234ZM25 5H26V6H25ZM79 5H80V3L78 4V6H79ZM86 5L89 7V8H88V11H89V12L87 11L88 13H86V10H87V9H86V8H87ZM100 5H101L102 7H101ZM9 6H10V10L7 11V9H8L7 7H9ZM53 6H54V5H53ZM73 6H74V5H72V7H73ZM78 6H77V7H78ZM97 6H98V7H97ZM171 6H170V7H171ZM178 6H177V9H179ZM183 6H184V7H183ZM195 6H196L197 9L195 8ZM245 6H247L248 11H250V10H251V11H255V10H252V9H256L257 12L255 11V12H253V14L259 12V15H260L259 18H261V20H262V18H263V20H262V21L260 20V21H255V22H254V20H257V18H258V16L256 17V14H255V17H256V18H255L254 15H253L252 17H253L254 20L251 21L252 18L250 17L251 15H250L249 13H252V12H251V11L248 12V11L245 9V8H246ZM255 6H256V8H255ZM41 7H42V5H41ZM67 7H68V8H67ZM75 7H76V6H75ZM79 7L82 8V2H81V6H79ZM90 7H91V8H90ZM140 7H142V9H141ZM159 7H160L162 10H161V9L159 10ZM5 8H7V9L5 10ZM31 8H32V9H31ZM35 8H37V9H35ZM39 8H40V7H39ZM81 8H80V9H74V10H75V12H76V10H78V11L80 10V11L83 12V8H82V9H81ZM127 8H126V9H127ZM148 8H149V10H150V8H152L153 10H150L151 12H149ZM240 8H241V6H240ZM17 9H18V10H17ZM65 9H64V10H65ZM103 9H104L105 12L102 11ZM111 9H112V7H111ZM114 9H113V11H116V10H114ZM140 9H141V10H140ZM174 9H175V10H174ZM181 9H183V10H181ZM241 9H242V8H241ZM241 9H240V10H241ZM260 9H259V10H260ZM11 10L14 11V14H12L13 12H12ZM15 10H17V11H15ZM35 10H37V11L35 12ZM172 10H173L175 13H174ZM191 10H192V11H191ZM244 10H245L246 12H245ZM59 11H60V12H59ZM80 11H79V13L76 12V13L78 14V15H77L78 18H77V17H76V18L79 19V20H80V19H84V21H85L86 19H85V17L83 18L82 15H80V14L82 13V12H80ZM133 11H131V12H133ZM137 11H134V12H137ZM161 11H162V12H161ZM176 11L178 12L177 14H176ZM185 11H186V12H185ZM199 11H200V9H199ZM16 12H17L18 14H17ZM21 12H22V13H21ZM27 12H28V13H27ZM33 12H35V13L33 14ZM41 12H38V13H40V14H37V15H38V16H41ZM102 12H104V13L107 12L106 14H107L108 16H107L106 14H104L105 16H103ZM116 12L118 13L119 11H116ZM127 12H128V10H127ZM145 12L147 13L146 15H145ZM158 12H160V13H158ZM188 12H189V13H188ZM190 12H191V13H190ZM196 12H197V13H196ZM237 12L239 13V9H238ZM237 12H236V13H237ZM243 12H244V13H243ZM10 13H11L12 15H10ZM19 13H20L22 16H21ZM24 13H25V14H24ZM29 13H30V14H29ZM45 13H43V14H45ZM66 13H69V14L67 15V17H65ZM143 13H144V14H143ZM225 13H226V14H225ZM241 13H242V14H241ZM3 14H4V15H3ZM16 14H17V17H18V18H17L16 16H14V15H16ZM71 14H74V12L71 13ZM82 14H83V13H82ZM94 14H93V15H94ZM136 14H138V13H136ZM139 14H138V15H139ZM191 14H192V15H191ZM196 14H197V16H196ZM9 15H10L11 17H10ZM143 15H144V16H143ZM156 15H154V18L156 17V19H158L159 16L157 17ZM167 15L170 17V13H169V14L167 13ZM172 15H171V16H172ZM181 15H182V16H181ZM188 15L191 16V19H189ZM225 15H226V16L228 15V16H227L228 18L224 19ZM249 15H250V16H249ZM257 15H258V14H257ZM2 16H3V17H2ZM19 16H20V17H19ZM52 16H53V17H52ZM70 16H71V18H73V17L76 16V14H74V15H70ZM70 16L68 17L67 22H66V21H63V22L65 23V24L63 23V25L66 27V28L63 27V28H65V29H63V30L68 29V30H66L67 33H66V31L63 32L64 36H65V33L67 34V37H68V38H67V37H64V38H67V39H68V42H69L71 39L74 40V41H73V42L75 43L74 45L76 46L77 49L80 50V49L82 48V46H80L81 43H79V42L77 41L76 38H78V37L81 36L85 41L92 40L93 38H95V39H93V40L97 41L96 39H98V37L95 36V35H93V34H94L93 31H92V35H93V36H91V34H90L91 38H90V36H89L88 38H90V39H89V40L86 39V37H87V36H86V35H87V32H86V29H85L86 27H85V28H83V26L81 27V24L79 25V26L81 27L80 30L75 31L76 29H78V27H77L78 24H76V23L81 22V20H80V21L78 20V22L75 20V22H74V21H72V20H74L75 18H73V19L71 20V19H70ZM79 16H81V17H79ZM173 16H172V17H173ZM176 16H174V18H175ZM192 16H193V17L196 16L197 18H195V17L192 18ZM233 16H234V17H233ZM261 16H262V17H261ZM14 17H16V18H15V21H16L17 23H16L13 19H11V18H14ZM26 17L29 18V19H27ZM34 17H35V16H34ZM45 17H44V18H45ZM57 17H58L59 23H58ZM93 17H94V16H93ZM118 17H119V16H118ZM160 17H164V16H160ZM160 17H159V19L161 20V22L158 21L159 24H158V22H156L155 19L153 20V24L150 23L151 25H149V24L147 23L149 26H153V25H154V22H155V25L153 26V28H154L155 26H157L155 29L151 30L150 33H149L150 35H152V37H151V42H153V43L155 42V41H153V40H156V41H157L158 36L161 37L164 33H166L165 31H168L167 28H169V27H173V26L175 25V27L173 28L175 32L172 30V28H171V29L169 28L170 30H172V34L175 35V34H177V31H178L179 28L181 27V26L179 27V25H178V26L176 25V24H177L176 22L179 23V21H177L179 17H177V18H175V19L168 18L167 16L164 17V18H162V19H161ZM187 17H188V18H187ZM230 17H231V18H230ZM19 18H20L21 20H20ZM25 18H26V19H25ZM37 18H36V17H35V18H31V19H30V22H31V20L35 21L34 19H37ZM63 18H65V19H63ZM109 18H110V19H109ZM186 18H187L188 20H190V21H188ZM249 18H250V19H249ZM259 18H258V19H259ZM16 19H19V20H16ZM22 19H23V20H22ZM61 19H63V20H61ZM116 19H118V18H116ZM146 19H147V18H146ZM151 19H153V15H151ZM159 19H158V20H159ZM163 19H164V20L167 19V20H166V21H168V22L166 23L167 25H168L169 22L173 23L175 20H176V22H174V23H176V24H173V26H172V24L169 23V25H168L169 27H168V26L165 24V22H163V21H164ZM171 19H172V20H171ZM192 19H193L194 21H193ZM232 19H233V20H232ZM234 19H235V20H234ZM242 19L245 20V21L248 20V22H247L248 24H249V22L251 21L250 23H251L252 26L249 24V27L251 26L250 29H249V27L246 28L247 24L243 25L245 22L242 23V22H241ZM1 20H2V21H1ZM8 20H9V21H8ZM68 20H69V22H68ZM70 20H71V21H70ZM87 20H86V21H87ZM99 20H100L101 25H100V23L97 24V22H99ZM162 20H163V21H162ZM191 20H192V21H191ZM236 20H237L238 22H237ZM243 20H242V21H243ZM7 21H8V23H6ZM84 21H83L82 23H85ZM115 21L117 22V20H115ZM120 21H121V20H120ZM172 21H173V22H172ZM221 21H219V22H221ZM72 22H74V23H72ZM109 22H110V23H109ZM118 22H119V21H118ZM150 22H152V20H150ZM162 22H163V24H162ZM186 22H187V23L190 22V23L187 24ZM222 22H223V21H222ZM233 22H234V23H233ZM252 22H253V23H252ZM257 22H259V23H257ZM4 23H5V24H4ZM10 23H11V25H10ZM33 23H35V22H33ZM68 23H69V24H68ZM108 23H109V24H108ZM160 23L162 24V26H160V25H161ZM193 23H194V25H192ZM231 23H232V24H231ZM255 23H256V25H254ZM31 24H32V22H31ZM36 24H37V23H36ZM70 24H75L76 26H71ZM121 24H122V23H121ZM156 24H158V25H156ZM170 24H171V26H170ZM216 24H217V23H216ZM218 24H219V23H218ZM228 24H229V25H228ZM233 24H235V25H233ZM241 24H242V25H241ZM262 24H263V25H262ZM262 24H261V25H262L263 28H264V21H263ZM19 25L22 26V28L19 27V28H21V31H22L23 33L26 31L27 35L29 34L30 38H29V36H26V37H28V38H26L25 36H23V35H26V33L23 34V33H21V31H20V33L18 32L17 36H16V34H15L14 31L11 32V36H10V35L6 36L7 34H10L9 31L12 30L13 28L15 29V28L17 27V30H16V31H18V29H19L18 26H19ZM48 25H47V27H48ZM54 25H57V26H54ZM114 25H115V26H114ZM119 25H120V24H119ZM224 25H225V28H224ZM237 25H238V26H237ZM261 25H260V26H261ZM24 26H25V27H24ZM31 26H32V25H31ZM33 26H34V25H33ZM39 26H41V27H39ZM58 26H59L60 28H59ZM158 26H160V29H161V30L159 29ZM183 26H182V27H183ZM230 26H231V27H230ZM234 26H235L236 28H235ZM255 26H256V27H255ZM260 26H259V27H260ZM262 26H261V27H262ZM8 27L11 28V29H10L9 31H6V29H7V30L9 29ZM23 27H24V28H23ZM57 27H58V28H57ZM71 27H72V28H73V27H76V28H74L75 30H73ZM115 27H116V28H115ZM161 27H163V28H161ZM166 27H167V28H166ZM219 27H220V28H221V27L224 28L225 31H223V29H222V28L220 29ZM253 27H254V29H252ZM5 28H6V29H5ZM42 28H43L44 31L42 30ZM69 28H71V31H69ZM114 28H115V29H114ZM120 28H121L122 30H120ZM198 28H199V30H198ZM202 28H203V29H202ZM213 28H214V27H213ZM230 28H231V29H230ZM237 28H238V30H237ZM256 28H258V30H257ZM2 29H3V30H2ZM4 29H5V30H4ZM14 29H13V30H14ZM25 29H26V30H25ZM51 29H52V30H51ZM82 29H83V30H82ZM98 29H99V30H98ZM157 29H159V30H157ZM162 29H163V30H162ZM164 29H166V30H164ZM241 29L243 30V31H242L243 34H240V37H239V35H238V37H239L240 39L235 38V37H237V34L239 33V30L241 31ZM33 30H34V32H35V29H33ZM33 30H32V31H33ZM63 30H62V31H63ZM72 30L75 31V32H73V35L71 36L70 34L72 33ZM116 30H117V32H116ZM118 30H120V32H118ZM170 30L168 31V33L171 32ZM194 30H195V29H194ZM210 30H211V29H210ZM226 30L228 31V32H227L228 35H226V33H223V32H226ZM40 31H41V32H40ZM58 31H59V30H58ZM60 31H61V30H60ZM60 31L57 33V34L59 35V37H60V35H61ZM62 31H61V32H62ZM84 31H85L86 33H84ZM160 31H161L162 33H161ZM163 31H164V32H163ZM199 31H200V32H199ZM229 31H230V32L232 31V32L229 33ZM237 31H238V32H237ZM4 32H8V33L5 34ZM42 32H43V33H42ZM70 32H71V33H70ZM78 32L81 33L80 36H79L80 33H78ZM96 32H97V33H96ZM99 32H101V33H99ZM115 32H116V33H115ZM152 32H153V33H152ZM245 32H248V33L246 34ZM252 32H253V33H252ZM3 33H4V34H3ZM12 33H14V34H12ZM76 33H78V34H76ZM83 33H84L85 35H84ZM90 33H91V29H90ZM120 33H121V34H120ZM157 33H158V34L160 33V35H158ZM222 33H223V34H222ZM232 33H234L233 36L229 35V34H232ZM235 33H237V34L235 35ZM20 34H23V35L20 36ZM36 34H38V35H36ZM75 34H76V35H75ZM88 34H89V33H88ZM110 34H111V35H110ZM112 34H113V35H112ZM119 34H120V35H119ZM122 34H123V35H122ZM153 34L156 36V38H153V37H155ZM210 34H212V35H214V36H212V35H210ZM257 34H256V35H257ZM18 35H19L20 37H19ZM31 35H35V36H33V37L35 38L34 40H32ZM107 35H108L109 37H108ZM121 35H122V37H121ZM166 35H167V33H166ZM174 35H171V33H170V35L168 34L169 37H171V36L173 37ZM206 35H207V37H206ZM243 35H244V36H243ZM249 35H250V37H251L252 39L249 37ZM252 35L255 36V37H253ZM258 35H259V34H258ZM40 36H41V38H42V35H40ZM61 36H62V35H61ZM70 36H71V37H70ZM94 36H95V37H94ZM114 36H115V37H114ZM116 36H117V37H116ZM195 36H196V35H195ZM241 36H242V38H241ZM261 36H262V34H261ZM2 37H3V38H2ZM9 37H8V39H9ZM92 37H93V38H92ZM119 37H120V38H119ZM174 37H175V36H174ZM192 37H193V34L191 35V37L188 36V38H192ZM230 37H231V39H230ZM257 37H259V36H257ZM20 38H22V39L24 38V39L22 40V39H20ZM39 38H40V37H39ZM61 38L64 39L63 37H60V40H61ZM115 38H116V39H115ZM145 38H147V39H146L147 41L150 39L149 35H148V36H147V35H146V36L144 35L141 39L144 40ZM152 38H153V39H152ZM166 38H167V36L162 37L161 40H163V41L165 42V41H167ZM176 38H177V36H176ZM176 38H174L173 40H175ZM195 38H196V41H195V39H193V38L191 39V40H192L191 42H192L193 44H195L194 42H197V41H198L197 36H196ZM218 38H219V39H218ZM228 38H229V39H228ZM244 38H245V39H244ZM123 39H124V42L126 41L125 43H121V42L123 41ZM206 39H207V40H206ZM235 39H236L237 43H236ZM246 39H248V40H247V41H244V40H246ZM254 39H255V41H254ZM262 39H263L262 42H264V35H263V38H262ZM262 39H261V40H262ZM9 40H10V39H9ZM9 40H7V41H9ZM72 40H71V43H72ZM80 40H81V39H80ZM93 40H92V41H93ZM107 40H108V41H107ZM109 40H110V41H109ZM119 40H120L121 42H119ZM159 40H160V39H159ZM187 40H189V44H190V43H191V42H190V39H187ZM208 40H209V41H208ZM215 40H216V41H215ZM223 40H225V41H223ZM229 40H230V41H229ZM252 40H253V41H252ZM29 41H28V43H30ZM81 41H82V40H81ZM95 41H93V43H95ZM115 41H116V42H115ZM2 42H3V43H2ZM25 42H26V43H25ZM32 42H31V43H32ZM118 42H119V43H118ZM145 42H146V41H145ZM145 42H144V43H145ZM151 42H150V43H151ZM159 42H161V41H159ZM225 42H226V43H225ZM257 42H258V44H262L263 46L260 47V45H258ZM24 43H25L26 45H25ZM31 43H30V45H32ZM69 43H70V42H69ZM120 43H121V44H124L125 49H123V50L121 49V46H120L121 44H120ZM126 43H127V44H126ZM147 43H148V42H147ZM192 43H191V44H192ZM207 43H208V44H207ZM244 43H245L246 45H245ZM253 43H255V44H253ZM23 44H24V45H23ZM96 44H97V42H96ZM98 44L95 46V48L98 46ZM106 44H107V45H106ZM114 44H115V45H114ZM155 44L158 45V46H155V45L153 44L154 48L157 47L156 49H159L160 52L162 51V49H164V48H162V45H161V47H160V45H159L160 43L156 42ZM167 44H168V43H167ZM167 44H166V46H167ZM221 44H222V45H221ZM231 44H232V45H231ZM242 44H243V45H242ZM69 45H70L69 47H70L71 50H72L73 47H71V44H69ZM81 45H82V44H81ZM94 45H95V44H94ZM103 45H104V46H103ZM105 45H106V46H105ZM116 45H117V46H116ZM118 45H119V46H118ZM151 45H152V43H151ZM214 45H215V46H214ZM2 46H3V45H2ZM147 46L149 47V43L146 44V47H147ZM163 46H164V45H163ZM255 46H256V47H255ZM6 47H7V48H11L12 46L8 47V45H7ZM32 47H33V46H32ZM34 47H35V45H34ZM118 47H120V49H119ZM133 47H134L135 49H134ZM148 47H147V48H148ZM158 47H159V48H158ZM168 47H169V45H168ZM190 47H189V48H190ZM196 47H197V46H196ZM227 47H228V49H227ZM234 47H235V48H234ZM1 48H2V47H1ZM76 48H75V49H76ZM101 48L99 49V47H97V50L99 49V51H100ZM111 48H112V49H111ZM122 48H123V47H122ZM126 48H127V49H126ZM160 48H161V49H160ZM165 48H166V47H165ZM201 48H202V47H201ZM28 49H29L30 53H33V52L35 51L36 48L31 49V47H30V48L28 47ZM73 49H74V48H73ZM75 49H74V50H75ZM130 49H131V50H130ZM132 49H133V50H132ZM220 49H221V50H220ZM230 49H231V50H230ZM232 49H233V50H232ZM1 50H2V49H0V51H1ZM119 50H120V51H119ZM139 50H140V49H139ZM216 50H217V51H216ZM260 50H262V51L260 52ZM27 51H28V50H27ZM76 51L78 52V50H76ZM173 51H174V50H171L170 52H173ZM229 51H230V52L232 51V52H235V53H232V52L230 53ZM73 52H74V51H72V53H73ZM77 52H75L76 55H77ZM80 52H81V51H80ZM165 52H166V50L164 51V53H165ZM168 52H169V51H168ZM168 52H167V53H168ZM176 52H177V51H176ZM207 52H208V53H207ZM209 52H210V54H209ZM236 52H237V53H236ZM252 52H253V53H252ZM9 53H10V52H9ZM162 53H163V52H162ZM206 53H207V54H206ZM225 53H226V54H225ZM238 53H239V54H238ZM244 53H245V54H244ZM257 53H258V54H257ZM260 53H262V54L260 55ZM7 54H8V53H7ZM100 54H102L103 56L100 55ZM133 54L136 56V53L133 52L132 55H133ZM171 54H172V53H171ZM175 54H176V55H177V54H178V55H181L182 53H180V54H179V53H175ZM183 54L185 55V53H183ZM229 54H230V55H229ZM232 54H233V55H232ZM241 54H242V55H241ZM254 54H255L256 57H258V58H255V55H254ZM1 55H2V53L0 54V61H2V57H1ZM13 55H14V54H13ZM13 55H12V53H11V58H12V59H13L14 56L17 57L16 55H14V56H13ZM71 55H72V54H71ZM73 55H75V54L73 53ZM73 55H72V56H73ZM127 55H129V56H127ZM127 55H125V56L129 57V59H130V56H131V55H130V54H127ZM159 55H160V54H159ZM176 55H175V57L177 58ZM186 55H187V54H186ZM210 55H212V57H210ZM236 55H237V57H236ZM238 55H239V56H238ZM259 55H260V56H259ZM2 56H3V55H2ZM5 56H6V57H3V58L6 59L7 56L10 57V54H9V55H5ZM12 56H13V57H12ZM203 56H204V57H203ZM253 56H254V57H253ZM117 57H118V59H115V58H117ZM156 57H157V56H156ZM160 57H161V56H160ZM209 57H210V58H209ZM243 57H244V58H243ZM246 57H248V58H246ZM108 58H111V56L108 55ZM108 58L106 57V59H108ZM121 58H122V59H121ZM201 58H202V59H201ZM15 59H16V58H15ZM17 59H18V57H17ZM17 59L14 60V61H17ZM73 59H74V58H73ZM101 59H102V58H101ZM125 59H124V60H125ZM129 59H128V60H129ZM132 59H133V56H132ZM132 59H130L129 61H131ZM205 59H206V60H205ZM243 59H246V60L244 61ZM259 59H260V60H259ZM262 59H263V60H262ZM75 60H76V58H75ZM209 60H210V61H209ZM217 60H218L219 62H218ZM242 60H243L244 62H243ZM247 60H249V61H247ZM4 61H6L5 64H7V62H8V64H9L10 62H13V63H12L13 66L16 65V63H15L13 60L11 61V59L9 60V58H7L6 60L3 59V62H4ZM78 61H79V60H78ZM103 61H104V60H103ZM108 61L111 62L110 60H108ZM108 61H105L106 63L104 62L105 65L108 63ZM132 61H133V60H132ZM197 61H196V62H197ZM3 62H1V65L3 64ZM96 62H97V61H96ZM98 62H99V60H98ZM126 62H127V60H126ZM203 62H204V63H203ZM207 62H208V63H207ZM221 62H222V63H221ZM252 62H253V63H252ZM75 63L77 64V62H75ZM111 63H112V62H111ZM111 63H109V64H107V65H111ZM206 63H207V64H206ZM237 63H238V64H237ZM257 63H258V64H257ZM5 64H4V68H5ZM8 64H7V65H8ZM12 64H9V65L12 66ZM14 64H15V65H14ZM17 64H18V63H17ZM98 64H101V66H102V61L99 62ZM98 64H97V65H98ZM124 64H125V63H124ZM210 64H211V65H210ZM216 64H217V65H216ZM219 64H220V65L222 64V65L220 66ZM251 64H253V65H251ZM255 64L258 66L257 68H256V65H255ZM263 64H264V63H263ZM1 65H0V68H1ZM7 65H6V66H7ZM118 65H117V66H118ZM147 65H149V64H147ZM204 65H205V66H204ZM207 65H208V66H207ZM218 65H219V66H218ZM228 65H229V67H228ZM259 65H260V66H259ZM75 66H76V65H75ZM75 66H74V67H75ZM98 66H99V65H98ZM112 66H111V69H112ZM123 66H124V68H125V65H123ZM123 66H122V68H123ZM126 66L128 67L127 63H126ZM130 66H132V65H130ZM130 66H129V67H130ZM217 66H218V67H217ZM119 67H121V66H119ZM119 67H118V68H119ZM127 67H126V68H127ZM173 67L176 68L177 66H172V67H171V70L174 69ZM207 67H208V68H207ZM248 67H249V68H248ZM262 67H263V68H262ZM118 68L116 67V69H115L114 71H116ZM122 68H119V70H121ZM124 68H123V69H124ZM130 68H131V67H130ZM144 68H145L144 72H145V71L148 72L149 68H148V70H146V66H144ZM144 68H143V69H144ZM259 68L262 70V71L259 72V76L261 77V75H262V76H263L262 78H260V77L258 76V73H257L258 70H259ZM8 69H9V67H8ZM13 69H14L15 71H17L15 67H14ZM13 69H12V70H13ZM133 69H134V68H132V70H133ZM211 69H212V70L214 69L213 72L211 71ZM215 69H216V70H215ZM247 69H249V70H247ZM251 69H252V70H251ZM0 70H3V73H2V71H0V72H1L0 74H3V76L0 75V78L3 79V80L0 79V85H1V83H2L3 85H5V84L7 83V80H5L4 78H5V76L7 75L6 73H9V72H6V70L3 69V68L0 69ZM12 70H11V71H12ZM14 70H13V71H14ZM18 70H19V69H18ZM20 70H21V69H20ZM73 70H74V68H73ZM132 70H130V72H131ZM134 70H137V69H134ZM224 70H225V71H224ZM233 70H234V71H233ZM245 70H247V71H245ZM254 70H257V72L254 71ZM4 71H5V72H4ZM13 71H12V72H13ZM123 71H124V70H122V72H121V71H118V74H119V72H120V73H122L121 75H123V74H125L126 72H128L127 69H125V71H126L125 73H123ZM137 71H138V70H137ZM137 71H136V72H137ZM139 71H140V70H139ZM139 71H138V72H139ZM209 71H210V72H209ZM72 72H74V73L76 72V73H77V68H76V71L74 70V71H72ZM132 72H133V71H132ZM134 72H135V71H134ZM134 72L131 73V74H135ZM144 72H143V74H140V75H139V73H137V74L139 75V78H141L142 75H143L142 78L145 76V75H144ZM158 72H159V71H158ZM207 72H208V73H207ZM222 72H224V73H222ZM240 72H241V73H240ZM252 72H255L257 75H256L255 73H252ZM4 73H5L6 75H5ZM10 73H11V72H10ZM17 73H20V71L17 72ZM140 73H142V71H140ZM160 73H161V72H160ZM211 73H213L214 75H213V74L211 75ZM251 73H252V74H255V75H254V76H255V79H257L258 77H259L260 79L258 78V80H255V79L253 80L254 76H253ZM112 74H113V73H112ZM137 74H135V76H136ZM145 74H148V75H149V72H148V73H145ZM161 74H162V73H161ZM204 74H205V75H204ZM207 74H209V75L207 76ZM11 75H12V76H11L10 78H13V77H19V76H17V74H15V76H14V72H13V74H11ZM114 75H115V74H114ZM138 75H137V76H138ZM151 75H152V74H151ZM9 76H10V75L8 74V77H9ZM128 76H129V74H128ZM130 76L133 77L134 75H130ZM137 76H136L135 78H133V79H135V82H134L133 79H131V80H133V83H134V84H131L132 81L130 82V80H128V78H125V80L129 81L128 83H129L130 85H133V86L136 85L137 87L134 86L136 89L139 88V89H138L139 96L141 95L142 97H144V98H142V99L137 98V97H138V94H137V97H136L133 93H132L131 95L129 94V93H131V91H132V90H131L132 87H131V89L129 88L130 86L127 84V81H125L124 84H123L124 81H122V82H118L117 84L113 82L114 84H116V85H114V86H115V89H116L115 91L117 92V93L115 94V91H114L113 94L116 96L117 94L119 95V92H120V95H121V93H122L121 96H122L123 98H125L124 100L119 101V102H122V104H123V102H128V103H130L129 101H133V100H131V99H134V96H135V100H136V101H137V100H138V101H139V100L142 101L143 99H145V101H146L148 104H150V103L147 101L146 98H147L148 96H150L149 94H151V93H152L151 95H152V98H153V92H154L153 89H154L155 87L152 86V90H153V92H150V93H149L146 89L148 88V90L150 91V90H151V89L149 88L150 86H149V87H148V86H143V84H144V82L146 83L150 78H149V79L146 78V76H147V75H146L145 78H144V79H146V81L142 82L141 80L138 79V80H139V82H138V81H136V79L138 78ZM154 76H155V75H154ZM156 76H157V75H156ZM203 76H204V77L206 76V77L204 78ZM257 76H258V77H257ZM8 77H7V78H8ZM125 77H126V76H125ZM152 77H153V75H152ZM157 77L159 78V76H157ZM157 77H156V78H157ZM188 77H189V76H188ZM256 77H257V78H256ZM10 78L8 79V81L10 80ZM142 78H141V79H142ZM161 78H163V77L161 76L160 79H161ZM216 78H217V79H216ZM241 78H242V79H241ZM251 78H252V79H251ZM14 79H15V78H14ZM16 79H17V78H16ZM18 79H19V78H18ZM108 79H110V76H109ZM122 79H123V78H122ZM147 79H148V80H147ZM153 79H155V78H153ZM153 79H152V80L150 79L147 83L151 82V85H154L153 82H154L155 80H153ZM180 79H181V80H180ZM190 79H191V78H190ZM192 79H195V78H192ZM93 80H94V79H93ZM162 80H163V79H162ZM167 80H169V79H167ZM170 80H173V79H170ZM175 80H176V79H175ZM209 80H211V81H209ZM259 80H260V81H259ZM1 81H4L5 83H4V82H1ZM10 81H11V80H10ZM106 81H107V80H106ZM110 81H111V80H110ZM110 81L108 80V82H110ZM157 81H159V80H157ZM165 81H166V80H164V82H165ZM180 81H183L184 84H183V83H180ZM234 81H236V82H234ZM238 81H239V82H238ZM257 81H259L260 83H259V82L257 83ZM12 82H14V81H12ZM15 82H17V80H15ZM136 82H138V83L141 82L139 87H138L139 84H136ZM155 82H156V81H155ZM164 82H163L162 84L159 83V82H157V84H159V86H160V85L162 86L163 84H164V85H168L167 83H164ZM171 82H172V81H171ZM178 82H179V83H178ZM242 82H243V83H242ZM262 82H263V83H262ZM10 83H11V82H10ZM91 83L93 84V81H91ZM97 83H99V81H97ZM97 83H95V85H96ZM106 83H107V82H106ZM106 83H105V84H106ZM120 83H122L124 86H123V85L121 86ZM147 83H146V84H147ZM168 83L170 84V82H168ZM188 83H189V84H188ZM205 83H206V84H205ZM208 83H209V84H208ZM212 83H213V84H212ZM256 83H257V86H258V85H260V86L257 87V86L255 85ZM261 83H262V85H261ZM8 84H9V82H8L6 85H8ZM18 84H19V83H18ZM18 84H17V85H18ZM103 84H104V83H103ZM103 84H102V85H103ZM119 84H120V85H119ZM126 84H127V85H126ZM141 84H142V86L144 87V89L146 88V89H145L146 91H145V90H144V91L142 90L143 88H142ZM240 84H241V85H240ZM251 84H252V85H251ZM3 85H1V86H3ZM12 85H14V84H12ZM17 85H14L13 88H15V86H17ZM19 85H20V84H19ZM19 85H18V86H19ZM21 85H22V84H21ZM97 85H98V84H97ZM110 85H111V84L108 85V86H109L108 89H109V88L113 89L114 87L112 88V87H110ZM172 85H173V83H172ZM204 85H205V86H204ZM213 85H214V86H213ZM8 86H10V85H8ZM8 86H6V87H8ZM18 86H17V87H18ZM111 86H113V85H111ZM120 86H121V87H120ZM125 86H126V87H125ZM190 86H191V87H190ZM237 86H238L240 89H239ZM242 86H243V87H242ZM3 87H4V86H3ZM32 87H33V86H32ZM106 87H107V86H106ZM134 87H133V88H134ZM140 87H141V88H140ZM249 87H250V88H249ZM251 87H252V88H251ZM256 87H257V88H256ZM263 87H262V89H264ZM4 88H5V87H4ZM4 88L1 87L0 89H4ZM21 88H22V86H21ZM34 88H35V87H34ZM34 88H33V89H34ZM40 88H42V87H40ZM135 88H134V89H135ZM162 88H165V89H166V88H168V87H162ZM169 88H170V87H169ZM223 88H224V90H223ZM255 88H256V89H255ZM6 89H7V88H6ZM10 89H11V88H10ZM10 89H9V93H10L11 90H14V92L16 91L15 89H11V90H10ZM26 89H27V88H26ZM26 89H24V91H25ZM28 89H29L30 91H32L31 88H28ZM28 89H27L26 92H24L23 90H19V91H18V89H17V91H16L17 94H18L17 96L20 95L19 98H21V99L24 98L25 101L23 100L22 102H24V104H23V105H22V104L20 105L19 103H22V102H19L21 99L19 100V98H14V99L12 98L13 100H11V101H13V102H12L13 105H16L15 108H22V109H23L22 106H24V105L26 106V103H28L27 105H30V102H31L30 99H31V98H29L28 100H26V99H27L26 97L31 96L32 99L34 100V97L37 95V93H35V92L38 91V90L32 92V93H35V96H34V94H32L31 92H28ZM36 89H38V86H37V85H36ZM108 89H107V90H108ZM120 89H121V90H120ZM183 89H184V88H183ZM207 89H208V90H207ZM218 89H219V90H218ZM220 89H221V90H220ZM39 90H40V89H39ZM113 90H114V89H113ZM140 90H142V93H143V92H147V93H149V94H147V93H143V95H142V94L139 92ZM171 90L173 91V87L171 88ZM209 90H210V91H209ZM225 90H226V91H225ZM242 90H243V91H242ZM2 91H3V90L0 91V94H1ZM40 91H41V90H40ZM165 91H167V89H166ZM179 91H180V92H179ZM194 91H195V94L197 93V96H194V95H195V94H194ZM206 91H208V92H206ZM212 91L215 92V93L212 94ZM3 92H4V91H3ZM5 92H7V90H5ZM5 92H4V93H5ZM23 92H24L25 94H22ZM27 92H28L29 96H28V94L26 95ZM41 92H42V91H41ZM128 92H129V93H128ZM173 92H175V91H173ZM217 92H218V93H217ZM256 92H258V93H256ZM259 92H261V93H259ZM38 93H39V92H38ZM111 93H112V92H111ZM134 93H136V92L134 91ZM169 93H170V92H168L167 94H169ZM184 93H185V95H184ZM192 93H193L194 95H193ZM2 94H3V93H2ZM5 94H6V93H5ZM5 94H4V96H5ZM12 94H13V96H14V94H16V93H13V92H12ZM39 94H40V93H39ZM126 94L129 96V99H127L128 101H126V97H128ZM145 94H147L148 96H144ZM191 94H192V97H190ZM211 94H212V95H211ZM248 94H249L250 96H248ZM258 94H259V95H258ZM9 95H10V94H9ZM32 95H33V96H32ZM118 95H117V97L120 96V95H119V96H118ZM123 95H126V97L123 96ZM199 95H200L201 97H199ZM203 95H204L205 97H203ZM213 95H214V96H213ZM216 95H217V97H216ZM241 95H242V96H241ZM246 95H247V96H246ZM0 96H2V95H0ZM17 96H15V97H17ZM25 96H26V97H25ZM115 96H114V97H115ZM130 96H132L133 98L130 97ZM141 96H140V98H141ZM170 96H171V95H170ZM185 96H186V97H185ZM193 96H194V99H195L194 102L191 101V100H192L191 98H193ZM226 96H227V97H226ZM251 96H252V97H251ZM2 97H3V96H2ZM22 97H23V98H22ZM176 97H177V96H174V98H176ZM211 97H212L213 99H212ZM236 97H237L238 99H237ZM253 97H254V98H253ZM8 98H9V97H8ZM35 98H36V97H35ZM38 98H39V96H38ZM38 98H36V99H38ZM120 98H121V97H120ZM149 98H150V97H149ZM174 98H173V99H174ZM177 98H178V97H177ZM242 98H243V100H242ZM15 99L19 102V103H18L19 105H18V104H15V103H17V101H16V102L14 101ZM36 99H35V100H36ZM118 99H119V98H118ZM161 99H162V98H161ZM189 99H190V101H189ZM197 99H198V100H197ZM211 99H212V100H211ZM246 99H247V100H246ZM33 100H32V101H33ZM39 100H40V99H39ZM119 100H120V99H119ZM148 100H150V99H148ZM162 100H163V99H162ZM175 100H176V99H175ZM222 100H223V101H222ZM248 100H249V101H248ZM250 100H251V101H250ZM26 101H27V102H26ZM136 101H134L135 103H133V104H134V107H132L133 104L125 103V104H127L128 108H130V107H132V108H130L131 110L128 109V111H124V110H123V111H120L121 114H120V112H119V110H120L119 107H122V106H118L119 104H116V105L118 106V108H119V109H118V108L115 106V109L117 108V111H118V113H119L118 115L121 117V115L123 116L122 112H125L124 114H128V113H129V115H131V116H135L136 114H135V113H134L135 115L133 114V112L135 111L134 109H136V110H141L140 103L138 102V104H137ZM145 101H144V102H145ZM150 101H152V100H150ZM172 101H173V100H172ZM203 101H204V102H203ZM14 102H15V103H14ZM33 102H34V101H33ZM113 102H114V101H113ZM144 102L141 103V106H144V108L146 107V109H147V108L150 109L151 106L148 107V104H145V105H144ZM174 102H175V101H174ZM214 102H213V103H214ZM241 102H243V103H241ZM247 102H248V103H247ZM251 102H252V103H251ZM35 103H36V104H40V103H41V100H40V101H36ZM35 103H34V105H35ZM111 103H112V102H111ZM115 103H118V100L116 101V99H115ZM115 103H114V105H115ZM188 103L191 105L190 107H189V104H188ZM192 103H193V104H192ZM194 103H195V104H194ZM255 103H256V104H255ZM101 104H103V103L101 102L99 105H101ZM120 104H121V103H120ZM125 104H124L123 107L126 106ZM135 104H136V105H139V106L136 107ZM142 104H143V105H142ZM200 104H201V105H200ZM205 104H206V105H205ZM218 104H219V105H218ZM239 104H241V105H239ZM260 104H261V105H260ZM104 105H105V106H104ZM106 105H107V104H103V106H104V107L102 106L103 109H101L102 107L100 108L101 110H103V112L107 110V109H105V108H114V105L109 104V105H108L109 107H106ZM110 105H111V106H110ZM146 105H147V106H146ZM199 105H200V107H199ZM186 106H187V107H186ZM194 106H195V107H194ZM196 106H197V107H196ZM206 106H207V108H206ZM208 106H210L211 109H208V108H209ZM211 106H212V107H211ZM216 106H217V107H216ZM27 107H28V106H27ZM33 107H34V106H33ZM40 107H42L41 104H40ZM45 107H46V106H44V109H46ZM184 107H185V108H184ZM213 107H214V108H213ZM247 107H248V108H247ZM34 108H36V105H35ZM144 108H142V111H144V113H143V112H142V113L145 115V110H146V109L143 110ZM190 108H191V109H190ZM22 109H21V110H22ZM25 109H26V107H25ZM25 109H23L22 111L20 110V112L22 113L23 111H25V112H26V115H28V113H30V111L27 113V110H25ZM27 109H28V108H27ZM39 109H40V108L38 107L37 110H39ZM41 109H42V110H40V111H37V110H36L38 113L35 112L36 115H35V113H34V114H33V116L35 115L34 117H31V114H32V112L35 111V109H34V111H33V109H32L31 114H29V115L27 116V117L30 116V117H29L30 119L33 118V119L36 120V121H34L33 119L30 120L29 118H26V116L24 115L25 113H22V116H25L26 119H22V118H24V117L20 118L19 116H21V114H18L19 116L16 115V116L18 117V120H19V118L22 119L21 121H20V120L18 121L17 119H15V120H17L19 123L16 122V121L11 120V119H14L13 114H17V113H19V112L16 113V110H15V113H14V111H13L12 113L10 112V116H9L8 113L5 112V113H6V116H4V117H6V119H7V118H10V119H7V121H5V122H8V120H9V125H11L10 123L15 122L14 125H13V123H12V126H13V127L15 126V129H13L12 126H8V127H11L13 130H17V131H14V132H13L10 128L7 130L6 126H4V123H3V122H4L3 119H4V120H6V119H5L4 117H3V119H2V117H1V119H2L1 122H2L3 124L1 123V125H0V126H1V127H0V130H1V131H0V132H1L3 135H6V134H7V133H6V130H7V132H10V130H11V132H13V133H11V134H7L8 137L5 136V138H7V140H6L5 138H3V139H5V143L7 144L6 141H8V138H9V140L11 139V136L9 137V135H14L15 138H18V139H16V140H18L19 142H20V140H21V141L23 140L22 142H24V140L26 139V142H31V143H32L33 140L30 141L31 134H33V135H32V137H33V136H36V135L38 134V132H39L38 135L41 134L40 136H42V138H45V137L43 136V133H41L40 130L37 132V131H36L37 129L35 130V129L32 128V127H36V126H35V125H37L36 122H37V120L40 119L41 117H42V118H43V116H44V118H45V117H49V115L53 113L52 115H50V117L52 116V117L56 118V116L59 115V113L56 114V111H57V110L55 109V110H56V111H55V110H53L52 108H50V110H51V111H49L50 113L48 112V113H49V114H48V113L46 112L48 115H47V114L45 115V111L43 110V107H42ZM48 109H49V108H48ZM115 109H113V111H116ZM123 109H124V108H123ZM148 109H147V110H148ZM153 109H154V107H153ZM153 109H152V113L154 112ZM212 109H213V110H212ZM52 110H53V111H52ZM126 110H127V109H126ZM147 110H146V111H147ZM155 110H156V109H155ZM184 110H185V111H184ZM214 110H215V111H214ZM243 110H244V112H243ZM17 111H19V110H17ZM43 111H44V112H43ZM47 111H48V110H47ZM109 111L111 112V110H108V114H110ZM113 111H112V115H113L112 118H116V117H117V118H118L117 120H120V118L118 117L117 114H116V117H114V116H115V113L113 114ZM129 111H132V112H131L132 114H130ZM148 111L151 112L150 110H148ZM148 111H147V112H148ZM216 111H217V112H216ZM8 112H9V111H8ZM42 112H43L44 114H43ZM106 112H107V111H106ZM136 112H137V113H140V111H139V112L136 111ZM167 112H168V111H167ZM169 112H170V110H169ZM169 112H168V113H169ZM212 112H213L214 114H213ZM241 112H242V113H241ZM5 113H3V114L5 115ZM41 113H42V115H41ZM104 113H105V112H104ZM156 113H157V110H156V112H155L154 114H156ZM176 113H175V114H176ZM211 113H212V114H211ZM215 113H216V114H215ZM11 114H12V116H11ZM39 114H40V115H39ZM105 114H107V113H105ZM169 114H170V117H173L171 114L174 115V118H172V120L174 121V120H175V117H177V116H175L174 113H169ZM189 114H190V115H189ZM202 114H203V115H202ZM241 114H242V115H241ZM248 114H247V115H248ZM7 115H8V117H7ZM53 115H55V116H53ZM63 115L67 117V115H69V114H63ZM63 115H62V117H61V115H59V116L62 118V120H64V119L66 118V117H63ZM129 115H127V118H126V119H128L129 117H131V116H129ZM146 115H148V113H147ZM146 115H145V117H146ZM176 115H177V114H176ZM250 115H251V114H250ZM250 115H249V116H250ZM2 116H3V115H2ZM36 116H37V118H36ZM59 116H58V117H59ZM106 116H107V115H106ZM110 116H111V115H110ZM110 116H109V117H110ZM125 116H126V115H124L123 118H125ZM138 116L140 117L139 114H138L137 116H135L136 119H135L134 117H132V118H134L135 120H134V119L132 120V119L130 118V123L126 120L127 122H124V124H126V123L128 124V123H129V124H130V125H128L129 128H130V126H131L132 128L135 127V130H137V126H138V129H139V127H142L143 131H144V128H145V129L148 128V130L151 128V129H150V132H151V130H152V127H151V126H152L154 123L151 125V123H150L151 121H149L150 119H153V121L156 120V122H158L157 120H159L162 124L164 123L163 119H162L163 122L161 121V117H160L159 115H158V116L160 117V119H159L158 117H157V118L154 117V115H153V116H152V115H150V116L148 115V116H149V117H148V118H149L148 121H147V118L144 117L145 119L143 120V117L139 118ZM184 116H186V118H184ZM235 116H236V117H235ZM238 116H239V117H238ZM245 116H246V115H245ZM11 117H13V118H11ZM52 117H51V119L48 118V121H49V122H50V120L53 119ZM107 117H108V116H107ZM137 117H138V118H137ZM178 117H177V118H178ZM192 117H193V119H192ZM35 118H36V119H35ZM44 118H43V119H44ZM63 118H64V119H63ZM67 118H68L70 121L72 120V119H70L69 116H68ZM121 118H122V117H121ZM177 118H176V119H177ZM233 118H236L235 121H233V120H234ZM246 118H247V119H246ZM250 118H251V117H250ZM1 119H0V120H1ZM27 119H28V120H27ZM56 119H57V118H56ZM68 119H66L65 121H68ZM110 119H111V118H110ZM141 119H142V120H141ZM182 119H181V118H178L177 120H179V122L181 121V123H182ZM184 119H185V120H184ZM245 119H246V120H245ZM10 120H11V122H10ZM44 120H45V119H44ZM46 120H47V118H46ZM53 120H54V119H53ZM58 120H59V122H60L61 119L59 118ZM58 120H54V121H51V122H54V124L58 125V124H57ZM121 120H122V119H121ZM121 120H120V121H121ZM145 120H146V121H145ZM186 120H187L189 123H188ZM189 120H191V123H190ZM192 120H193L194 122H196V123H194ZM30 121H32V123H31ZM33 121H34L35 123H34ZM40 121H41V120H40ZM108 121H109V118H108ZM242 121H243V120H241V122H242ZM41 122H42V124L44 123L43 121H41ZM46 122H47V121H46ZM62 122H63V121H61V122L59 123L60 126H61V124L63 125ZM72 122H73V120L70 122V124H69V121H68V122H64L65 125H63L62 127L65 128V129H64L65 131H68V129H69V131H70V126H67V125H71V127H72V126L74 127V125H76V129L79 128V127L77 128V123L72 125ZM121 122H122V121H121ZM132 122H133V124H132ZM134 122H135V124H134ZM156 122H155V125H156L155 127L158 126ZM175 122H176V121H175ZM175 122H174V123H175ZM192 122H193V123H192ZM202 122H203V123H202ZM16 123H17V124H16ZM23 123H24V124H23ZM25 123H27V125H26ZM29 123H31L32 126H31ZM73 123H74V122H73ZM119 123H120V122H119ZM138 123H139V124H138ZM142 123H143V124H142ZM148 123H149V124H148ZM200 123H201V124H200ZM18 124H19V125H18ZM42 124H40V123L38 122V126H39V125L41 126ZM66 124H67V125H66ZM81 124H82V123H81ZM81 124H80V125H81ZM121 124H122V123H121ZM162 124H161V127H160V126H159V127H160V129L163 128L162 130H164V129H165V127H164L165 124H164L163 127H162ZM188 124H189V125H188ZM236 124H237V125H236ZM258 124H259V123H258ZM258 124H257V130H256V128H255L256 126H255V127H254L255 129H253L254 133L252 132V133L254 134V137H257V136H258L257 134H255V133L258 131V128H259L260 130L264 129V128L261 129V128L258 126ZM23 125H25V126H23ZM28 125L30 126V128H28ZM56 125H53V126H56ZM132 125H133V126H132ZM142 125H143V126H142ZM147 125H148V126H147ZM176 125H177V122H176ZM186 125H187V126H186ZM191 125H192L193 127H192ZM196 125H197V124H196ZM196 125H195V127H196ZM235 125H236V126H235ZM244 125H243V127H239V126H238V128L241 130L242 128L245 127ZM22 126H23V127H22ZM26 126H27V127H26ZM60 126H58V127L60 128ZM66 126H67L68 129L66 128ZM78 126H79V123H78ZM81 126H82V125H81ZM100 126H101V125L97 126V127H98L97 129H99L100 131H102L104 128H103V129H100ZM123 126H124V125H123ZM128 126H125V127L127 128ZM144 126H145V127H144ZM153 126H154V125H153ZM233 126H234V127H233ZM56 127H57V126H56ZM58 127H57V128H58ZM62 127H61V128H62ZM155 127L153 128L152 133L148 132V130L146 129L147 131H145V137L147 136L146 132H148L150 135H152L153 132H154V134H153L152 136L149 135L150 139H147V140H145V137L141 138V137L144 135V134H142L141 131H140V130H142V129L138 130V131H140V134H141V135L137 134V133H138V131H137L136 135H139V136H138L139 139H140V140L142 139V142H143L144 144H145V142L147 141V144L144 145V146H139L140 141H139V143H138V142H137L138 139H137V141L135 142L136 138H135V136H133L134 133L131 132L133 137L130 136V137H132V138H130V139H131V141L135 139L134 142L136 143L137 149H135L134 146H133V147L131 146V147H132V150H131V151H130V150H127V152L124 150L125 147H124V149H123V146H121V145H123V144L121 143V141H120V142L118 141L119 139L117 140V137H116V139H115L113 136H111V138L108 137L109 140L113 138V141H114V139H115V142L117 141V143L121 144V145H119V144H118V145H119V148H122V149H123V152L125 151L126 153H128V152L130 151V153H132V151L136 150V151L133 152V153H134V154H137V155H135V156H136L135 161L137 160L139 163H137V161H136V162L134 161V162H133V164H134L133 166H134L135 169L133 170V168H130V167H129V168H130V170H132V174H133V172L135 171L134 174H135V175L137 174L136 177L140 175L141 177H139V179H141L142 177H143V178L141 179V181H139V179L137 178L138 181H136V180H135L136 177H134V180H135V181L132 182L131 179H133L132 177L135 176V175H132V174L130 173V172H131V171H130L129 173H130V175H131V178H130L129 180H131L130 182L133 183V186H132L130 183H129V185L127 184V183L129 182V181H127V180H128V178H127V180L125 181V185H124V183H118V184H117L118 187L120 186V189L117 187L118 190H116L117 188L115 189L114 187H112L111 189H112V190L114 189V192H115V193H118V191H119V193L121 192V191H120V190H122V189H121V186H122V188H124L120 194L118 193V195L120 196V199H118L119 197H118V195H117V197H118V198H117L118 201H117L116 197H115V201H114V199H113V201H112V202H116V201H117L116 204H118V203H119V204L116 206V204L113 203L114 206L111 205L112 208L110 209V211L108 210L109 212L106 211L104 208L100 209V208L102 207V204H101V206H99L100 208L98 207L99 210H100V212H101L102 210H103V211L105 210V214H106V215H107L106 212H108V214L112 212V216H111V214L107 215V218H108V216H109L108 220L110 221V219H111V221H112L113 219H115V220L117 221V220H119V218L121 217V214H123V216L126 217V215H127V214H126L127 211H128V215H127L126 218L134 217L135 214L138 215L137 212H138V213L140 212V213H139L140 215H141V213H143V212H141L142 210H141V211L139 210V208L141 209L142 205L139 206L138 204H136V203L139 202V200L142 199L141 197L139 198V196H141V195H142V197H143V195L146 197V199H145V198L142 199V201L145 200V201H143V203H139V204H143V205H145L144 202H146V200H148V201L150 200L149 198H151V200H152V198L155 199V197H156L157 201L160 199L158 202L155 201L156 199L154 200L155 202H152V201H151L150 206L154 204V205H153V206H154V210H155V208H157V206L161 207V209L164 208L165 206H164V207L162 206L163 203L167 204V205H166V208H168L167 206H169V204L172 203V197H173V203H172V204L174 205V202H175V204L177 205L178 203H176V200L174 199V196L177 195V197H176V199L178 198V199H177V202H178V200L181 201V199H182V203H181V202H179V203L182 204L181 206H185V205H183V202L185 201L184 204L187 203V204H186V208H184V207L182 208V207L180 206V204H178L177 206H180L181 208H179V207H177V206H175V207H176V208H175V207L172 205V206L170 207L171 209L169 208V211L172 212V209H173V207H174L175 211H179L180 209H182L181 212H182V213L184 212L185 214H183V215H186V213H188L186 210L189 211V207H190V209H191V208H193V207H198V206H199V207L196 208V209H197V212L201 213L200 215H199L198 213L195 212L196 209H195V210H194V209H191L192 211H194V212L196 213V215L199 216V217H198L199 224L197 223V221H198V220H197V217H196V215H194L195 213H193V212H192V214H190V215L187 214V215H188V219H187V220L185 219L186 221L183 220L184 218H186V216L184 217V216L181 214V216H182L183 219L180 218V217H179V218H180L181 220H183V221H182V222H181V220L179 221V218H178V222H181V224H182V226H181L180 223H178V222L176 223V222L173 220V219L176 217V215H177V214H175V211L173 212V214H174L175 216H174L172 213H170L169 211H167L168 213H167L166 211H162V213H163L164 216H166V217H167V215H168V217H169V215H171V214H172L171 217L173 216V219H172L171 217H169V218H168L169 222H168V221L166 222V221H165L166 217L162 216L163 214L161 215V212L159 213V211H160L161 209H160V210L157 209V211H158V210H159V211H158V212H155V211H154V213H155L156 215H158L157 213H159V217H160V215H161L160 218H162V217H163V218L160 219V218H159L158 216H156V215H155L154 217H155V218H159V222H161V223H162V221H163L164 218H165V219H164L163 223H165V222H166V223H170V221L173 220L174 223H175V227H174L175 229L173 228V226L171 227V229H167V228H170V227H169L170 224H168L167 226H163V225H165V224H163V223H162V224L159 223V224H156V225L154 224V227H152V228H153V230H154V229H155V230H154V231H151V230H152L151 226H153V225L150 224V221H151V222H154L155 220L153 221V218H152V220H151V219H149V220H146V219H145V220H144V219L141 220V222H142V221H146V223H147V221H148V222H149V223H148L149 226H148L145 222L140 223V216H139V215L136 216V220H134V219L132 220V219L130 218L131 220L129 219L128 221H131V222L127 223L128 226H126V223H125V222H124V224H123V225L126 226V227H130V226H132V225L134 224V222H136V223L138 222L137 224L140 223V224H141L140 229H138V228H139V225H138V227H136L137 224H134V225H135V229H133V230H134V231L136 230V232H137V229H138L139 231H145L146 229L144 230V228H146V227H150L151 230L147 228V229L149 230V232L146 230L144 233L147 234V235L153 234V237H154V238H157L158 236L161 237V234H159V233H160V232H159L160 230H157V232H156V228H158V229H162V226H163V228L166 227V231H163L164 234H163V232H162V234L164 235V238L158 240V241H159V242H158V245H159V244H162V243H165V244H166V243H167V239H169V241H170L171 243L174 241L173 244H172L173 247L171 248L170 246L166 245L167 247H166V249H165V246H164V249H165V251H166V250H168L167 248L170 247V249L173 250V251H171V250L169 251V254H170V252L172 253V254H170L169 256H168V253H166V255L168 256V258L166 257L165 254H164V256H165L166 258L164 259L163 256H162V258H161V257H159V256H160V254H162V253H160L159 251L164 252V253H165V251H163L161 245H159L161 248H160V247H159L160 249L158 248V252L160 253V254L158 253V258H161V259H158V262H160L159 260H165V261H162V262H160V263H161V264H184L185 262L187 263L186 260H187V258L189 257L188 255L186 256V254H189V255H190V257L188 258V262H189V263H187V264H200V263L203 262L202 260L205 259V258H206V255H207V254L204 255V251H203L202 253H200V252H201V250H204V248H206L207 250H205V253H210V252H211L212 255H214V253H213L214 250H215V251L217 250L218 253H219L220 251H221V253L224 251V253H222V254H225V253L227 252V253L225 254L224 258H225V257H226L227 259L230 258L229 260H231V257L235 258L234 260L232 259L231 262L229 261V262H230L229 264H240L241 262H240V263L235 262V261H237L236 258L238 259V257H237L238 255H242L241 257L239 256L238 262L241 260L242 257H243V258H246V259L248 260L249 257L251 256V253L253 254V255H252V256H253V260H254V259H255V260L257 259V261H253V260H252V257H251L250 259H251L252 261H251L250 259H249V261H247L246 259H244V260L242 259V260H243V263H245V261H246V264H249V263L252 264L253 262L258 263L259 260H260V261L262 260L263 262H260V261H259V262H260V264H263V263H264V259H263L264 257H263V255L261 256V254H262V252H263V254H264V250H260V249H264V244H262V243H264V241H263V242L261 241V239H262L261 237L264 236V223H263V221L261 220L262 217H263L262 219L264 220V215H263V216L261 215V214H262V213H261V212H262L261 209H264V201H263V199H264V170H263V169H264V167H263V165H264V159H260V160H258V159H259V158H264V143H263L264 140L261 139V141H258L260 144L258 143V144H255V146H254V145L252 144V142L256 141V143H257V140H255V139H254V140H251V138H249V137H251V136H253V135H252V133L249 132V135H247L248 138H245V139H246L245 141H247V142L244 141V143H243V141H242L241 143H242L243 145H239V144H238V147H237V148H239V147L242 146L241 148H239L240 150L233 151L234 153H229L231 160H230V161L228 160V161H229L230 163L226 160V159H229V158H226L227 156L225 157V158H226L225 160L229 163V164H228V163L225 161V162H226V165H228V168L226 169V172H227V170H228V172H227L228 175H227V173H225V174L223 175L222 170L225 171L224 168L227 167V166L225 165L224 162H223V165H222V166H224V168L221 166L220 168H222V169H218V170H219V171H218V170H216L217 168H216L215 166H216V164H218L219 162L217 161L218 163H216V164L214 163V162L216 161V159H218V158H213V156H211V157L213 158L212 160L214 161V162L212 161L213 163H212V162H211V163H212V164H215V165L213 166L211 163H210L211 165H210L209 163H207L206 160H204V161L202 162L203 159H207V158L209 159V158H210V157H207L206 154H204V153H206V152H204L203 150H202V151H203L204 153H203L199 148H196L197 150H199V152L196 151V150H188V148H189V149L191 148V146L189 145L190 143H191L192 147L194 148V144L191 142L192 139H188V140H187V138H188L187 135H188V134L185 136L186 139H184L185 137H183V138L179 137V138H177V139H179L178 141H174V140H172V138L169 136V135H171V133L166 134V131H165V130H164L165 132L162 131V130H157ZM177 127H178V125H177ZM185 127H186V130H185ZM195 127H194V128H195ZM203 127H204V128H203ZM3 128H4L5 130H4ZM22 128H23V129H22ZM36 128H37V127H36ZM39 128H40V127H39ZM59 128H58V129H59ZM80 128H81V127H80ZM83 128H84V127H83ZM83 128H82V129H83ZM93 128H94V124H93ZM93 128H92V125H91L90 132H91V129L93 130ZM95 128H96V125H95ZM132 128H131V130L134 131V129H132ZM157 128H158V127H157ZM200 128H201V127H200ZM200 128H199V129H200ZM245 128H246V127H245ZM245 128H244V129H245ZM2 129H3V130H2ZM18 129H19L20 131H19ZM40 129H41V128H40ZM111 129H112V128H111ZM127 129H128V128H127ZM195 129H197V128H195ZM195 129H194V130H195ZM203 129H204V130H203ZM25 130H26V131H25ZM27 130H30V131H27ZM60 130H61V129H60ZM78 130H79V129H78ZM155 130L163 132V133H161V135H163V134L165 133V134H166L165 136H168V137H165L167 140H168V138H169V140H168L169 142H168L167 140H164V143H163V141H162V143H163V145H164V146H163L162 144H160V143H161V142H160L161 140L159 141V138L157 137V139H158V141H159L160 143H158V141H157V142L155 141V142H156V144H158V147H159V145L161 146V147H159V148L157 147L158 149L156 148L157 145H155V143H154V141H153L154 139L156 140V137H154V135L156 136L155 133H158V132L155 131ZM242 130H243V129H242ZM242 130L239 131V133H238V131H237V133L239 134V135H238L239 137H243V135H246L245 133H243ZM260 130H259V131H260ZM22 131H23L24 134H22V135L20 134V135H17V136H16L15 132H17V133L19 134V132L22 133ZM31 131H33V132L31 133ZM34 131H36L37 134H36ZM79 131H81V129H80ZM79 131H78V133H79ZM104 131H105V132H104ZM104 131H103L104 134L107 135V134H108L107 132L110 133V131H112V130H109V129H108L107 131H106V130H104ZM183 131H184V132H183ZM4 132H5L6 134H4ZM240 132H241V134H240ZM1 133H0V134H1ZM25 133H26V134H25ZM75 133H77V132H75ZM78 133H77V134H78ZM99 133H100V132H99ZM159 133H160V132H159ZM172 133H173V132H172ZM176 133H177L178 135H177ZM184 133H185V134H184ZM259 133H261V131H260ZM259 133H258V134H259ZM28 134H29V136H28ZM34 134H36V135H34ZM104 134H103V135H104ZM110 134H111V133H110ZM113 134H114V131H113ZM113 134H111V135H113ZM119 134H120V133H119ZM175 134H176V135H175ZM231 134L234 135V136H232ZM242 134H243V135H242ZM250 134H251V135H250ZM23 135H24L25 138H24V137H22V138L20 137V136H23ZM25 135H26L28 138H26ZM44 135H45V134H44ZM130 135H131V134H130ZM208 135H209V136H208ZM228 135H229V137H228ZM240 135H242V136H240ZM255 135H257V136H255ZM40 136H39V137H40ZM107 136H108V135H107ZM114 136H116V135L114 134ZM117 136H118V135H117ZM140 136H141V137H140ZM157 136H158V135H157ZM159 136H160V135H159ZM225 136H226V137H225ZM238 136H237L236 138H238ZM0 137L2 138L1 135H0ZM12 137H13V136H12ZM14 137H13V141H14V139H15ZM36 137H37V136H36ZM48 137H49V139L52 141L51 144L54 143L55 140L52 139L51 136H48ZM48 137H46V138H48ZM136 137H137V136H136ZM151 137H153L152 142H151V139H152ZM160 137H161V136H160ZM175 137H176V138H175ZM261 137H263V139H264V132L261 133ZM19 138H21V139H19ZM23 138H24V139H23ZM33 138H34V137H33ZM46 138H45V139H46ZM133 138H134V139H133ZM147 138H148V137H147ZM180 138H181V139H180ZM190 138H192V135H191ZM226 138H227V140H228V139L230 140V144H226V142H225V141H226ZM231 138H232V140H233V139H234V140L232 141ZM252 138H253V137H252ZM28 139H29V141H28ZM34 139H35V138H34ZM40 139H41V138H40ZM40 139L37 138V139H35V140L38 141V144H39V145L43 146V145H44V141H43V143H39V142H40V141H39ZM49 139H48V141H50ZM120 139H121V137H120ZM161 139H164V138L161 137ZM183 139H184V140H183ZM239 139H240V138H239ZM239 139H238V141H239ZM1 140H2V139H1ZM16 140H15V141H16ZM35 140H34L33 143H35ZM42 140H43V139H41V142H42ZM106 140H107V138H106ZM143 140H144V141H143ZM148 140H150V141H148ZM180 140H183V141H186V140H187V141H188V142H187V145H189L190 147H189V146L186 147V142H185V143H184L183 141H182V142H179ZM190 140H191V141H190ZM240 140H241V139H240ZM248 140H251V143H248ZM13 141H11V144H12ZM18 141H16V142H18ZM46 141H47V139H46ZM113 141H110L109 144L111 145V142L115 144V142H113ZM210 141H211V140H210ZM16 142H15V143H16ZM19 142H18V143H19ZM134 142H133V144H134ZM142 142H141V143H142ZM148 142H151V143L149 144ZM217 142H216V143H217ZM228 142H229V141H227V143H228ZM249 142H250V141H249ZM261 142H262L263 145L261 144ZM143 143H142V144H143ZM152 143H153V144H152ZM165 143H167L168 145H167V144L165 145ZM183 143H184V144H183ZM239 143H240V142H239ZM3 144H4V142H3V140H2V143L0 142V147H1V148L3 147V148H2L3 151H2L1 148H0V151H2V152H3V155H5V153H6L7 150H6V149L4 150V146H5V147H8L7 145H8L9 143H8L7 145H4V146H3ZM11 144H9V146H10ZM107 144H108V141H107ZM114 144H113V145H114ZM142 144H141V145H142ZM181 144H182V145H181ZM233 144H234V143H233ZM34 145H35V144H34ZM110 145H108V146H110ZM113 145H112V147H109V150H110V148H112L111 150L114 151V149H116V148L118 147V146L115 144L116 146L114 145L115 148L113 149ZM149 145H150V146H149ZM151 145H152V146H151ZM153 145L155 146V148H154ZM170 145H171V146H170ZM244 145H245V147H243ZM257 145H259V147H258ZM12 146H13V148H14V146L18 147V146H17V143H16L15 145H12ZM12 146H11V147H8V148H9V152H7V154H10V150H11L10 148H12ZM120 146H121V147H120ZM127 146H128V144H127ZM127 146H126V149H127ZM146 146H148L149 148L151 147V148L148 149V147H146ZM165 146H166V147H165ZM260 146H261V147H260ZM16 147H15V148H16ZM19 147H20V145H19ZM32 147L35 148V149H40L39 151H42V152H44V150H45V149H44L45 146H43L44 148L41 147L42 149H41L39 146H38L39 148H36V147H34V146H32ZM32 147H29L30 150L32 149ZM138 147H140V148L142 147V148H141L142 150L140 149L141 152H138V151H139ZM144 147H146L147 149H146V148L143 149ZM175 147H176V148H175ZM230 147H231V146H230ZM230 147H228L229 150H230ZM254 147H255V149H254ZM20 148H21V147H20ZM119 148H118V149H119ZM133 148H134V149H133ZM193 148H192V149H193ZM232 148H233V147H232ZM232 148H231V151H232V150H235V149H232ZM249 148H250V149H249ZM251 148H252V149H251ZM122 149H121V151H122ZM128 149H130V145H129V148H128ZM154 149H155V150H154ZM185 149H186V150H185ZM248 149H249V150H248ZM26 150H27V148H26ZM33 150H34V149H32V151H33ZM66 150H68V149H65V151H66ZM143 150H144V151H143ZM146 150H148V151H147V154H146V153H142V151H143V152H146ZM149 150H151V151L149 152ZM152 150H153V151H152ZM156 150H158L159 153H157ZM254 150H255V152H253ZM28 151H29V149H28ZM34 151H37V150H34ZM55 151H56V150H54L53 152L55 153ZM154 151H155V155H156V156L154 155ZM183 151H184V152H183ZM192 151H193L194 154H191ZM195 151H196V152H195ZM200 151L202 152V154H201ZM260 151H261V153H260ZM2 152L0 153V155H2ZM29 152H30V151H29ZM37 152H38V151H37ZM110 152H111V151H110ZM114 152H115V153H112V154H115V155H113V156L117 157L118 155L116 156V154H118L119 151H118V153H116V152H117V149H116ZM125 152H124V153H125ZM136 152H137V153H136ZM152 152H153V153H152ZM175 152H176L177 154H176ZM258 152H259V154H256V153H258ZM35 153H36V152H35ZM38 153H40V155L43 154V153L41 154V152H38ZM56 153H57V152H56ZM70 153H71L70 151H69V153H68V151H67V153H64V150H63V154H65V155H66V154H67V155L69 154L68 156H63V158L65 159V158L67 157V159H68V157L71 155ZM126 153L124 154V158H126V156H128V157H130V158L132 159V161H133L134 158H133L132 156H134V154L132 153L133 155H130V153H128L129 155H126ZM140 153H141V154H140ZM149 153H152V154H149ZM173 153H174V154H173ZM195 153H196V156H195ZM216 153H217V151H216ZM7 154H6V156H7ZM145 154H146L147 156H145ZM148 154H149V155H152V156H149ZM161 154H162V155H161ZM198 154H199V155H198ZM200 154H201V155H200ZM232 154H233L234 156H232ZM249 154H250V155L252 154L251 156H253V157H251ZM261 154H262V155H261ZM29 155L32 156L31 153H30ZM120 155H122V153H120ZM120 155H119V157H120ZM193 155H194V156H193ZM203 155H206V156H203ZM212 155H216L215 152H214ZM218 155H219V152L217 153L216 156H218ZM229 155H228V156H229ZM6 156L1 157L3 162L0 161V162H1V164H0V180H2V182H3V183L0 182V183H1V184H0V188L2 189V191L0 190V191H1V192H0V199H1L2 201L4 200V201H3V202H4V203H3L4 206L7 205V204L5 205V201L8 199L9 202H7V201H6V202L9 203L10 205L8 204V206H6V208H9V209H8L9 211L5 210L6 212H8L7 215H6V212L3 211V210L6 209V208H4L3 210L0 209L1 211L5 212V214H3V213L0 211V213H1L0 215L3 217L2 219H0V220H1V221H0V234H2V236L0 235V248H2V247H5V248H6V246L9 247L8 245H10L13 241H16V240L18 239V240L21 241L23 244H21V242L18 243V242L16 241V243H15L14 245H16V244L24 245V244H25V245H28V246H32V247H28V246H27V247L29 248V250H31V251H29V250L26 248V249H25V250H26L25 252L29 251V253H25V254L23 255L24 257L26 256V254H27L28 256H30L29 254H31L33 257L36 256V257H40V258H42L41 256H42L43 253H44V255H43V259H41V260L43 261V263L39 262L40 264H44V263H45V264H56V263H57V264H59V263L62 264V262L65 261V260L68 258V251H67V253H65V254H64V252L62 253V251H64L63 248H65V246H63L62 243H58V245H61V247L63 246V248L58 247V249L61 248L62 251H60V250L57 249V246H56L57 244H56V243H55V244H52V243L49 241V240H51V239L53 240V238H51V237H52V236H51V237H50L51 239H50L48 236H49V235H52V233H53L55 230H53V232H51L50 234L48 233V234H49L48 236H45V235H47V232H50L51 230H50V231H47V232L45 231L46 229L49 230V227H48L49 224H47L46 222H44V220H43V222H42V221L40 222V226H39L40 213H42V211H43V209L41 210V208H42L43 205H45V203L42 205V202H41V201H42V197H43V196H42V197H41V196L38 197V194H37V193H38V191H41V193H40L39 195H41V194L43 195V191H44V189L42 188L43 185H42V187H41V185L38 183V181H39L38 178H36L37 175L34 174V175H35V178H34V179H35V183H36V185L39 184V186H37V187H38V188L40 187L41 189H38L37 187H35V185H34V184H35V183H34V179H32L34 176H33V177H28V176L26 175V176H27V177H26V176L21 175V174H24V173L29 175L30 172L28 173V171H27L26 169H24L23 167H21V164H20L19 169H17L18 166H15V165L18 164V163H15V162H14L15 165L12 163L13 160H12L11 157H13L14 155H12L11 157H9V156L6 157ZM122 156H123V155H122ZM122 156H121V157H122ZM135 156H134V157H135ZM216 156H214V157H216ZM231 156H232V157H231ZM243 156H244V157H243ZM247 156H248V157H247ZM256 156H257V158H256ZM5 157H6V158H5ZM119 157H117V159H120ZM138 157H139V158H138ZM145 157H146V158H145ZM150 157H151V158H150ZM218 157H219V156H218ZM238 157H239V158H238ZM7 158L10 159V160H8ZM61 158H62V157H61ZM70 158H71V157H70ZM124 158H123V162H122V158L120 159V160H121L120 162H122L123 164H126V160H127V158L125 159V163H124ZM147 158H149V159H147ZM186 158H187V160L190 158V160L192 161V163H191V162H190V164L187 163ZM197 158H198V160L196 161ZM202 158H203V159H202ZM221 158H223V157L220 156L219 159H221ZM3 159H5V161H6V160H7V161H11V160H12V161H11L12 165H11L10 162L7 164V161L4 162ZM13 159H15V157H14ZM64 159H61V160L63 161ZM67 159H66L65 161H67V163L69 164V163H70V160H71L72 158H71V159H68V160H67ZM142 159H143V160H142ZM146 159H147V160H146ZM199 159H201V160H199ZM208 159H207V160H208ZM223 159H224V158H223ZM0 160H1V159H0ZM72 160H73V159H72ZM190 160H188V162H189ZM237 160H238V161H237ZM241 160H242V161H241ZM243 160H244V161H243ZM249 160H250V161H249ZM254 160H255V161H254ZM262 160H263V163H261ZM16 161H17V160H16ZM62 161H60L61 163L59 162V166H60V164L63 165V166H65L66 162H65V161L62 162ZM68 161H69V162H68ZM132 161H131V162H132ZM194 161H195V162H194ZM198 161H199V163L201 162V163L204 164L205 166H206V165H207V166L209 165L210 167L213 166V169H214V167H215L214 170H213L212 168H211V170H212L213 172H215V174H216L217 176H220V175H221V178H222L223 176H224L223 178H225L226 175H227V179H228L229 177H230V179H228V181H226V180H227V179H226V180H225L226 183H225V182H222V184L220 185V183L217 182V178L219 179L220 177H217V176H216V179L213 178V177H212V178H213V181H214V182H215V181L217 182L219 188L217 187V184H215V185H214V184H209V183H212V179H211V182H209L210 180H209V181H206L207 184H206V183H204V184H200L201 187H200V185L197 187V185H195V184H197V183H195V182L193 183V181L197 180V179H195V176H199V175H201L200 172H203L202 170L204 169V167H203L204 165H200L199 163H198L199 166L197 165V162H198ZM210 161H211V159H210ZM245 161H246V162H245ZM260 161H261V162H260ZM73 162H74V160H73ZM145 162H146V163H145ZM193 162L196 164V165L194 164L195 167L191 165V164H193ZM220 162H221V161H220ZM237 162H238V163H237ZM252 162H253V163H252ZM2 163H3V164H2ZM5 163H6V164H5ZM63 163H64V164H63ZM185 163L189 164V166H188L187 164H185ZM221 163H222V162H221ZM236 163H237V164H236ZM242 163H243V164H242ZM68 164H67V166H68ZM98 164L101 165V163H97L96 165H98ZM140 164H141V165H140ZM245 164H246V166L249 165L248 167H249L250 169H248V168L245 166ZM254 164H256V165H254ZM261 164H262V165H261ZM1 165H3V166H1ZM70 165H71L72 167H74L75 172H74V171L72 172V170H70V168H68V167H71V166H68V167L66 166L67 169L69 170V172H68V171H64V172L67 173V175H68V173H71V172H72V173H73L72 176H73L74 174H76V173L78 174V173H79V170H78V169H80V170L82 169V168H80V167H77V168H76L77 171H76L75 166H76L77 164L75 165V163H74V165H73V164L70 163ZM99 165H98V168H99ZM136 165H137V166H136ZM237 165H238V167H237ZM242 165H243V166H242ZM4 166H5V167H4ZM9 166H10V167H9ZM13 166H15L16 169H15ZM63 166H61V167L63 168ZM78 166H79V164H78ZM128 166H129V165H128ZM130 166H131V164H130ZM191 166L194 167V169H195V168H199L200 166L202 167V170H201V169H195V170H197V174H199V175H196V171H195L194 169H192V168L190 169ZM209 166H208V167H209ZM217 166L219 167V165H217ZM260 166H261V167H260ZM6 167H7V168H6ZM61 167H60V169H61ZM66 167H65V168H66ZM72 167H71V168H72ZM85 167H86V168H85L86 171L88 170V168H89V170H91L90 166L87 167V165H86ZM91 167H92V165H91ZM93 167L96 168L95 165H94ZM93 167H92V170L94 169ZM145 167H146V168H145ZM201 167H200V168H201ZM262 167H263V168H262ZM3 168H4V169H3ZM13 168H14V169H13ZM106 168H107V167H106ZM106 168L104 169L105 172H103L104 170L102 171V170L99 169L100 171H102V172H100V171L97 170V168H96L97 171L93 170L92 172L95 171V173H96V172H97L98 174H99V173H102L103 176H106L105 173L107 174V172H108V170H109L108 168H107V169H106ZM126 168L129 169V168L127 167V165H126ZM187 168H188V169H187ZM205 168H207V167H205ZM7 169H10V170H7ZM20 169L23 171V173H22L21 171L19 172ZM101 169H102V168H101ZM136 169H137V170H136ZM138 169H139V170H138ZM13 170H14V172H13ZM17 170H18V171H17ZM24 170H25L27 173H26ZM63 170H64V168L62 169V172H63ZM106 170H107V171H106ZM142 170H143V171H142ZM144 170H145L146 172H145ZM152 170H153V172H152ZM154 170H155V171H154ZM250 170H251V171H250ZM260 170H261V171H260ZM3 171H4V172H3ZM81 171H82V170H81ZM193 171H194V172H193ZM199 171H200V172H199ZM217 171H218V172H217ZM220 171H221V173H220ZM262 171H263V173H262ZM2 172H3V173H2ZM8 172H9V174H7ZM18 172H19L20 174H19ZM82 172H83V171H82ZM82 172H81V173H82ZM88 172H89V171H88ZM88 172H86V173H88ZM137 172H138V173H137ZM142 172H143V174H142ZM150 172H151L152 174H151ZM198 172H199V173H198ZM205 172H207V171H205ZM210 172H211V171L208 170V173H210ZM10 173H11V174H10ZM84 173H85V171L83 172V177H84ZM97 173H96V174H97ZM153 173H154V175H157V176L154 177ZM188 173H189V174H188ZM218 173H220V174H218ZM3 174H4V175H3ZM5 174H7V175L5 176ZM12 174H13L14 176H13ZM25 174H24V175H25ZM31 174H32V173H31ZM31 174H30V175H31ZM93 174H94V173H93ZM96 174H95L94 176L91 175L92 180L94 179L93 177L97 176ZM203 174H204V172H203ZM203 174H202V176H203ZM215 174L213 173V175H215ZM2 175H3V176H2ZM16 175L18 176V178H20V176H22V177H26L27 179H28V178H30V179L26 180V179H24V178H22V177H21L20 179H18V178L16 177ZM30 175H29V176H30ZM80 175H81V174H79L78 178L80 177V178H81V181H80V179H78L77 187H78V189H80L79 185H82V186H81V187H82L81 190H82V192L84 193L83 190H85V187H83V184H84L83 182H85L84 185L87 186V182H88V180L91 179V178H90V177H89V178H86V177H85V180H83V179H82V175H81V176H80ZM86 175H87V174H86ZM86 175H85V176H86ZM88 175H90V174L88 173ZM88 175H87V176H88ZM102 175L100 174L99 177H98V176H97V177L100 179V176L102 177ZM108 175H109V174H108ZM192 175H193V176L195 175L194 178H193ZM207 175H208V174H207ZM209 175H210V174H209ZM209 175H208V177H209ZM222 175H223V176H222ZM31 176H32V175H31ZM159 176H160V177H159ZM205 176H206V175H205ZM205 176H204V177H205ZM4 177H6V178H4ZM37 177H38V176H37ZM97 177H95L94 180H97ZM129 177H130V176H129ZM152 177H153V178H152ZM199 177H201V176H199ZM199 177H197V178H199ZM180 178H181V180H180ZM192 178H193V179H192ZM202 178H203V177H202ZM210 178H211V176H210ZM221 178H220V179H221ZM238 178H239V179H238ZM252 178H253V179H252ZM36 179H37V181H36ZM99 179L97 180V182L99 181L98 183H101V181H100ZM176 179H177V180H176ZM208 179H209V178H208ZM220 179H219V180H220ZM251 179H252V180H251ZM30 180H33V182H32L31 184H32V186H33L34 188H37V190H38V191L36 190L37 193H35V194H34V192H36L35 189H33V187L31 186V184L29 183V182H31ZM92 180H90V183H93V182H94V181L92 182ZM163 180H164V181H163ZM191 180H192V181H191ZM202 180H204V179H202ZM205 180H206V177H205ZM223 180H224V179H223ZM237 180H239L238 182H241V183H242V181H243V183L240 184V183L237 182ZM249 180L252 181V183L249 182ZM254 180H255V181H254ZM26 181H27V182H26ZM28 181H29V182H28ZM86 181H87V182H86ZM178 181H179V182H178ZM198 181H199V180H198ZM221 181H222V180H221ZM80 182H82V183H80ZM97 182H96V183H97ZM135 182H137V184H135ZM138 182H139V184H138ZM141 182H143V183L140 184ZM157 182H159L160 185H158L159 183H157ZM191 182H192V184H191ZM201 182H202V181H201ZM216 182H215V183H216ZM26 183H28V185H27ZM155 183H156V184H155ZM198 183H199V182H198ZM253 183H254V186H257V188H258V189L260 188V190H261V187H262V186H263V187H262V191L258 193V194H259V195H258V196H259L258 199H257V198H252V197L250 196V194H249V196L251 197V199H253L252 202H251L250 197L248 196V197H249V201H250V202H249L248 199H247V198H248V197H247L248 192H250L251 189H253L254 192L252 191L253 193H251V194L253 195V197H254V193H255V190H254L255 188L253 187ZM257 183H258V184H257ZM120 184H121V185H120ZM164 184H167L166 187H167V190H168V191H171V189H172V188H171L170 190L168 189V188H170V185H171V187H172V185H173V188L175 187L176 189H172V191H171L172 193L175 191L173 194L171 193V194H172V197H171V195L169 196V194L166 195L165 193H166L167 191L165 190V192H164V189H163V191H161V192H163V196H167V197H165V199L163 200V199L161 198L162 195L159 197V195H160L159 193H161V192H157V190L159 189L158 186H160V188H162V187H163L162 185H164ZM205 184H206V185H205ZM231 184H233V185H231ZM236 184H237L238 187H236ZM248 184H249V185H248ZM251 184H252V185H251ZM255 184H257V185H255ZM101 185H102V183H101L100 185H96V184H95V185H94V184H91V185H90V184L88 183V186H87V187H88V188L90 187V188L93 190V189H94V186H96V187H99V186H100L99 188H101ZM117 185H116V186H117ZM123 185H124V187H123ZM127 185H128L129 187H127ZM135 185H136V186H135ZM137 185H138V186H137ZM140 185H142V186H140ZM149 185H150L151 187H150ZM194 185H195V186H194ZM202 185H205V186H202ZM208 185H211V187H210L211 189L208 187ZM239 185L243 186L244 188L249 186V187L247 188V189H248V192H247V193L245 192L246 189L243 191V188H242L241 186L239 187ZM27 186L30 187V188H29V189L27 188V190H26V187H27ZM74 186H76V185H74ZM91 186H93V188H92ZM109 186L111 187V185H109ZM109 186H107V187H109ZM114 186H115V185H114ZM125 186H126L127 189L125 188ZM131 186H132V187H131ZM143 186H144L146 189L143 188ZM152 186H153V187H152ZM154 186L157 187L156 190H155L156 187L154 188ZM214 186H215V187H214ZM222 186H223V187H222ZM251 186H252V188H251ZM23 187H25V188H23ZM87 187H86V188H87ZM96 187H95L96 190L94 189L95 191L93 192L94 194H96L95 192H96L97 189H98V188H96ZM140 187H141V188H140ZM166 187L164 186L165 189H166ZM20 188H21V189H20ZM22 188H23V189H22ZM31 188H32L33 192H32V190H31ZM90 188H89V189H90ZM134 188H136V190H134ZM150 188H151V190H150ZM183 188H184V189H183ZM213 188H214L216 191L213 190ZM216 188H217L218 190H217ZM222 188H223V189H222ZM234 188H235V189H234ZM238 188H240V190H239ZM241 188H242V190H241ZM250 188H251V189H250ZM89 189H86L85 191L87 192V190H89ZM91 189H90V191H91ZM101 189H103V185H102V188H101ZM101 189L99 190V193L101 192ZM152 189H153V190H152ZM231 189H232V190H231ZM20 190L22 191L23 194L20 192ZM23 190H24V192H23ZM140 190H141V193L139 192ZM146 190H150V191L148 192V191H146ZM160 190H161V189H159L158 191H160ZM212 190H213L214 192H213ZM219 190H220V191H219ZM15 191H16V192H15ZM18 191L20 192V197H18V195H19V194H18V193H19ZM90 191L87 192V193H90ZM137 191H138V192H137ZM142 191H143V192H142ZM151 191H152V192H151ZM153 191H154V192H157V194H155ZM177 191H178V194H179V193L181 194V195L179 194L180 197H181L182 195H183L184 197L182 196L181 199H180L179 195H178V194H175ZM239 191H240V192H239ZM242 191H243V192H242ZM256 191L258 192L257 189H256ZM146 192H148V193H146ZM181 192H183V194H182ZM16 193H17V194H16ZM91 193H92V192H91ZM142 193H145V194H142ZM153 193H154V196H155V197H152V194H153ZM168 193H170V192H168ZM148 194H149V196H148ZM184 194H186V195H184ZM244 194H245L246 197L244 196ZM16 195H17V196H16ZM35 195H36V199H35V197H34ZM44 195H45V194H44ZM84 195H85V196H84ZM86 195L89 196V195H92V194H82V197L84 196L83 198L85 199V197H87ZM96 195H97V194H96ZM146 195H147L148 197H147ZM156 195H157V196H156ZM173 195H174V196H173ZM209 195H211L212 197H215V200H217V202L214 201V198H213V201L216 202V203H218V199H219V200H220V199H223L224 201L221 200V202L219 201L218 204H216V203H214V202H213V203H210L212 200H211V201L206 200V199L208 198ZM221 195H223V196H221ZM255 195H256V193H255ZM128 196H129L130 198L132 197V199H130ZM137 196H138V197H137ZM17 197H18V199H17ZM23 197L25 198L23 201H26V202H27V199H28V202H31V203H32L33 198H34L35 201H33V202H39L40 205H39V204L37 205V203H35L36 205H35L34 203H32V204H28V203H25V202H24V204L22 203L23 205H22V204H20V206H19V205H16V204L19 203V201L22 202L21 199H22ZM26 197H27V198H26ZM37 197H38L39 199H38ZM124 197H125V198H124ZM157 197H159V199H158ZM168 197H169V198L171 197V198H170L171 201H168V200H167ZM209 197H210V196H209ZM212 197H211V198H212ZM219 197H220V198H219ZM223 197H224V198H223ZM256 197H257V195H256ZM2 198H4V199H2ZM133 198H134V199L137 198V199L134 200ZM138 198H139V200H138ZM183 198H184L185 200H184ZM244 198H246V199H244ZM40 199H41V200H40ZM84 199H83V200H84ZM208 199H210V198H208ZM254 199L257 200L258 203H257ZM260 199H261V201H260ZM1 200H0V201H1ZM36 200H37V201H36ZM121 200H122V201H121ZM137 200H138V201H137ZM166 200H167L168 203H169V202H171V203L168 204V203L166 202ZM242 200H243V201H242ZM246 200H247V201H246ZM17 201H18V202H17ZM163 201H165V202H163ZM192 201H193V202H192ZM254 201H255V203H257V204L252 205V203H253ZM262 201H263V202H262ZM10 202H11V203L13 202V203L11 204ZM81 202H83V201H81ZM81 202H80V203H77L78 205L76 204V206H79V205L81 204ZM110 202H111V201H110ZM112 202H111L110 204H112ZM149 202H150V201H149ZM222 202H223V203H222ZM242 202H243L244 204H245V202H247V204L250 203V204L252 205V206H251L252 208H251L249 205L246 204L247 206H249V208L246 207V208L249 209V212H251V211L254 212L255 209L253 210V207L256 208V205H257V209L259 210V211H257V213L259 212V213H260V216L257 215L256 217H258V218H255V217H254L255 215H254V216H251V215L253 214V212H251L252 214H251V213H247V212L245 213V212H244L246 215L248 214V216H249V214H251V215H250L249 217L247 216V217H248V218H247L246 215L243 213V214H240V215H241V218H240V217H239L240 215L238 216L236 213H238L241 209H240V208H239L240 210L237 209V208L235 209V207H236L237 204H239V206H240L241 208H242V206H245L244 204L241 205ZM259 202H260V203H259ZM74 203H76V202H74ZM130 203H131V204H130ZM152 203H153V204H152ZM196 203H198V204H200V205H198V204H196ZM262 203H263V205H262ZM26 204H28V206H29V207L27 206L28 208H32L31 205H33V206L35 205V209H36V206H38V207L40 206V207H41L40 209L37 207V210H38V211H37V210H35V211L32 210V211H33V214H32V215H34V213L39 212V210H41L40 213H38L39 215L37 214V215L39 216V217L37 216V219H33V218H32V215H30V213H32L31 210L29 211V212H30L29 215L27 214L28 211L25 212L26 210H24V209H26V206H25ZM120 204H121V205H120ZM135 204H136V205H135ZM146 204H147V202H146ZM213 204H214V205H213ZM215 204H216V205H215ZM219 204H220V205H219ZM221 204H222V205H221ZM14 205H15L16 207H17V206L19 207V209H20L19 212L16 213V211H18V210H17L18 207H17V208H14V207H13ZM137 205H138V206H137ZM147 205H148V204H147ZM187 205H191V206H193V207H191V206H187ZM218 205H219V206H218ZM0 206H1V205H0ZM21 206H22V207H21ZM23 206H24V207H23ZM76 206H75V207H76ZM104 206H105V208H106L107 206H108L107 208H109V204H108L107 206L104 204L103 207H104ZM132 206H133V207H132ZM136 206H137V208H138V207H139V208L137 209ZM148 206H149V205H148ZM148 206L143 207V211H144ZM45 207H46V205L43 206V208H44V211H43V212H46V211L48 210V207H46V211H45ZM116 207H117L118 209H117ZM121 207H123V208L121 209ZM125 207H126V208H125ZM129 207H131V208H133V209H135V210H134V211H130V210H128V209H130ZM187 207H188V208H187ZM258 207H260V208H258ZM0 208H2V207H0ZM13 208H14V209H13ZM22 208H23V211H21ZM77 208L80 209L81 207L79 206V207H77ZM77 208H76V209H77ZM107 208H106V209H107ZM115 208H116V209H115ZM150 208H151L152 210H151ZM150 208L148 207L147 210H148V211L151 210V211L153 212V207H150ZM178 208H179V209H178ZM244 208H245V207H244ZM244 208H242V209H243L242 212L245 210ZM12 209H13V210H12ZM113 209L116 210V211H114ZM119 209H121V210H119ZM133 209H132V210H133ZM149 209H150V210H149ZM164 209H165V208H164ZM164 209H163V210H164ZM176 209H177V210H176ZM199 209H201L202 211H200ZM251 209H252V210H251ZM27 210H28V209H27ZM117 210H119L120 212L117 211ZM123 210H124V211H123ZM184 210H185V211H184ZM235 210H236V211H235ZM237 210H239V211L237 212ZM246 210H247V209H246ZM14 211H15V212H14ZM103 211H102V213L104 214ZM129 211L132 212V213H130L131 215L129 214ZM135 211H136V213H135ZM148 211H146V212L148 213ZM151 211H150L151 214L149 213V215L144 211V214H143V215H146V217L150 218L151 215H153V213H152ZM113 212H114V214H117V215H116V218L114 217ZM118 212H119V213H118ZM190 212H191V211H190ZM234 212H235L236 216L240 219V223H239V221H238V219H237V222H238V224H239L238 226H240V225L242 226V225H243L242 223H244V225H247V229H246V227H244V226H242V227L240 226V227H241V232H242V231L245 232V230H248V227H249V230H252V229H253L251 232H250V231H249V232L247 231V232L249 233V236L253 235V237H254L255 240H254V239H251L252 237H250L249 240H248V241L246 240V242H245L244 237H245L246 239H248V238H247V237H249V236H248V233H247V235H246V233H245L246 236H241V234H240V236H239V234H238V236H237L236 233H238L237 231H240V229H239V227H238L237 224H236L237 222H235L237 217L234 215ZM133 213H135V214H133ZM176 213H178V212H176ZM239 213H240V212H239ZM239 213H238V214H239ZM125 214H126V215H125ZM132 214H133V216H132ZM254 214H255V212H254ZM263 214H264V213H263ZM3 215H4V216H3ZM5 215H6V216H5ZM118 215H120V216H119V218L117 219V216H118ZM143 215H141V218H142ZM178 215H179V214H178ZM178 215H177V216H178ZM244 215H245V217H246L245 219H248V221H250V220L252 221L253 219H254V220L256 219L255 222H254V221H253L254 223L251 222V221L248 222L247 220L243 219V218H244ZM1 216H0V218H1ZM34 216H35V215H34ZM34 216H33V217H34ZM123 216L121 217L122 220L125 218V217L123 218ZM128 216H129V217H128ZM149 216H150V217H149ZM104 217H105V215H104ZM113 217H114V218H113ZM143 217H144V216H143ZM146 217H145V218H146ZM152 217H153V216H152ZM194 217H196V218H194ZM250 217H252V219H251ZM253 217H254V218H253ZM34 218H36V216H35ZM38 218H39V219H38ZM148 218H147V219H148ZM138 219H139V221H138ZM170 219H172V220H170ZM241 219H243V220L241 221ZM249 219H250V220H249ZM32 220L35 221V224H34V225H36V224L38 223V225H36V227H34V229H35V228H38V229H36V230L33 229V225H32V223H34V222H33ZM36 220H37V221L39 220V221L36 223ZM105 220H107V219H105ZM160 220H161V221H160ZM195 220H196V223H195ZM111 221H110V222H111ZM113 221H114V220H113ZM113 221H112V222H113ZM119 221H121V220H119ZM123 221H127V219H126V220L124 219ZM173 221H172V224L174 225ZM176 221H177V218H176ZM184 221L187 222V223H189V225H188L187 223H184ZM188 221H190V222H188ZM192 221H193V222H192ZM245 221H246V222H245ZM114 222H115V221H114ZM132 222H133V224H132ZM191 222H192V223H191ZM256 222H257L258 224H257ZM45 223H46L47 225H45ZM143 223H144L146 226H145V227L143 228V230H142L141 228L143 227V226H142ZM245 223H246V224H245ZM248 223H252V224H254V225H252V224H251V225H250V224L248 225ZM43 224L45 225V229H43V226H41V225H43ZM130 224H131V225H130ZM152 224H153V223H152ZM160 224H161V225H160ZM176 224H177V225H176ZM190 224H192V225H191V227H189V229H190V232H194V233H193V235H194L193 238H194V239H191L192 236L190 237V235L188 236V235L186 234L188 239H185V240H188V241H189V244L191 245V247H190V245H186V243H187L186 241H181L182 239L184 240V238H186V237H184V235H185V230L188 228L187 225L190 226ZM194 224H195V226H196V224H197V226H196L197 229L195 228L196 231H195L194 228H193V227H195V226H193ZM234 224H235V225H234ZM121 225H122V222H121ZM150 225H151V226H150ZM158 225H159V226H158ZM184 225H186V227H187L186 229H184V228H185ZM46 226H47L48 228H47ZM156 226H158V227H156ZM160 226H161V227H160ZM177 226H178V228L181 227V229H182V227L184 226V227H183V230H184V231H183V235H181V234L178 233L179 236H182V238H181V237H180V238L178 237V238H179V240L181 239L179 242H180V243L182 242L183 245H184V247L189 246V247L191 248V251H189V248H188V249L186 248L190 253L186 252L187 250L185 249V250H186V251H185V250L182 248V243H181V245H180V248H178L179 246H176L177 243H178V242L175 241V240H176L177 233H175V235H174L172 232H174V231L182 232V231H178V230H181V229L176 228ZM192 226H193V227H192ZM201 226H202V227H201ZM233 226H235V227L238 228V229L236 230L235 227H233ZM250 226H251V227H250ZM199 227H200V229H199ZM243 227H244V229L242 230ZM253 227H254V228H253ZM51 228H53V227L50 226V229H51ZM192 228H193V229H192ZM221 228H222V229H225V230H227V231L223 230V232H222V231H221V230H222ZM53 229H54V228H53ZM172 229H173V231L170 232V233L172 234V236H171V234L168 233L167 230H172ZM189 229H187V232H186V233H188V234H189ZM204 229H205V230H204ZM233 229L236 231V233L234 232ZM261 229H262V230H261ZM191 230H193V231H191ZM201 230H202V231H201ZM219 230H220L221 232H220ZM232 230H233V231H232ZM259 230L262 231V234L260 233V236H261V237H259V235H258V236L255 235V236H256V237H255V236H254V233L252 234V232H254V231H258V232H259ZM150 231H151V233H150ZM218 231H219V232H218ZM228 231H229V232H228ZM261 231H260V232H261ZM45 232H46V233H45ZM165 232H167V234H166ZM217 232H218V233H217ZM224 232H226L225 235L223 234ZM258 232H256V233H258ZM140 233H141V232L138 233V236L140 235ZM144 233H143V234L141 233L143 239L138 237L139 240L142 239V241H141V240H140V241L142 242L143 245L140 244V247L137 248V245H136V247H134L135 245L133 244L132 241H130V242H125V241H124L123 246L121 245V250H122L124 253L121 252V250H120V245L118 244V245H119L118 250L121 252V254H119L120 252L117 253V251H114V252H112V253L110 254V252L113 250L114 247L117 248L116 245H115V246L113 245L114 247L112 246L113 248L111 247L112 249H109V250H111L110 252H108L107 250L104 251L103 256H105V252L108 253V254H106V257H107V256H108V257H109V256H112V255L116 252L115 254H117V255L119 254V256H116V255H115V257H116V260L114 261L115 263L112 262V263H114V264H123V261H121L120 259H123V260H124L125 257H126V260H124V262H126V263L128 262V263H131V264H147V263H145V262H142V260H141V259H142V255H141L142 252H141L139 249H142V250H146V249H148V251H149V250H151V248H152L153 246H155V245H153V244H152V245H147V244H146L147 246L144 245L146 242L143 241V240H144V238H146V236H147V235H144ZM157 233H158L159 235H156V236H155V234H157ZM216 233H217V234H216ZM250 233H251V235H250ZM256 233H255V234H256ZM190 234L192 235V233H190ZM222 234H223V235H222ZM228 234H229L230 236H229ZM43 235H44V236H43ZM163 235H162V237H163ZM205 235H207V236H205ZM214 235H215V236H214ZM220 235H222V236H220ZM242 235H244V234L242 233ZM151 236H152V235H151ZM169 236H171V237L174 238V239L172 240L171 237H169ZM173 236H175V237H173ZM213 236L215 237V241H214V238H213L214 243H212L213 241H211V239H212ZM216 236L219 237L220 240H219ZM223 236H224V240H225V239H228V240L223 241ZM225 236H227L228 238L225 237ZM236 236H237V237H236ZM43 237H45V240H46V237H47V238H48V240H47L48 242H46L45 240H43ZM84 237H85V236H84ZM149 237H150V236H149ZM153 237H152V238H153ZM165 237H166V238H165ZM168 237H169V238H168ZM235 237H236V238H235ZM178 238H177V239H178ZM189 238H190V239H189ZM216 238H217V239H216ZM221 238H222V239H221ZM229 238H230L231 241L229 240ZM263 238H264V237H263ZM148 239H149V238H148V236H147V240H148ZM164 239H166V240H165L166 242H163ZM259 239H260V243L262 242L261 244L263 245V246H262L263 248H261V245H260V247H259L257 244H255L256 242L258 243V240H259ZM8 240H9V241H12V242H8ZM145 240H146V239H145ZM147 240H146V241H147ZM153 240H154V239H153ZM160 240H161V242H160ZM191 240H193V242H192ZM216 240L219 241V242H217ZM262 240H264V239H262ZM23 241H24V242H23ZM42 241H43V243H42ZM56 241H57V240H55V242H56ZM207 241H208V243L211 241L210 244L217 245L218 247H220V246L223 247V245H225V246H224L223 248H220V249L218 248V249H216L215 247H213V246L211 245V247H213V248H212V249H213V252H212V249L210 248V244H207V243H206ZM222 241L224 242L223 244L221 243ZM229 241H230V242H229ZM6 242H8V243H10V244H8V243H6ZM25 242H26V243H25ZM45 242H46V243H45ZM52 242H53V241H52ZM58 242H60V241H58ZM143 242H145V243H143ZM228 242H229V243H228ZM250 242H255L254 244H255L258 248H260V249H258V250H257V249H254V247H253V246H254L253 243L251 244L252 246H250ZM13 243H14V242H13ZM13 243H12V244H13ZM53 243H54V242H53ZM126 243H127V244H126ZM134 243H137V242H134ZM151 243H152V242H151ZM153 243H154V242H153ZM156 243H157V242H155V244H156ZM243 243H244V244H243ZM260 243H259V244H260ZM5 244H7V245H5ZM124 244H125V246H124ZM138 244H139V243H138ZM148 244H149V243H148ZM165 244H164V245H165ZM167 244H169V243H167ZM174 244H175V245H174ZM230 244H231V245H234V247L237 246V248L235 247V249H237V251H239V252L241 251V248H242V251H243V252L241 251V254H240V253H237V252L234 250V251L236 252V254L233 252L234 255L231 256L232 253H230V252L233 251V250H231V249H233V248H232V246H231ZM235 244H236V245H235ZM3 245H4V246H3ZM51 245H52V246H51ZM53 245H55L56 250H58V251L55 250V247H53ZM205 245H206V246H205ZM207 245H208V246H207ZM12 246H13V245H12ZM141 246H142V247H141ZM174 246H176V247H174ZM217 246H216V247H217ZM247 246H248V248H250V249H248V250H251V251H249V252L246 251V250H247ZM25 247H26V246H25ZM25 247H24V248H25ZM52 247H53V249H54L55 251L52 250ZM123 247H124V249H123ZM157 247H158V246H156V248H157ZM208 247H209V249H211V250H209ZM227 247H229V249H230V248H231V249H230V250L225 249V248H227ZM238 247H239V249H238ZM10 248H11V246H10ZM154 248H155V247H154ZM175 248H177V249H176L177 252H179V254H181L180 256H179V254H178L177 252L175 253V255L178 254V256H177V255H176V256L173 255V254H174L173 252H174V249H175ZM245 248H246V249H245ZM251 248H252V249H251ZM65 249L67 250V247H66ZM161 249H162V250H161ZM179 249H180L181 251L183 250V252H185L186 254L183 253V252L178 251ZM221 249H222V250H221ZM223 249H225V250H223ZM244 249H245V250H244ZM1 250H2V251H1ZM1 250H0V254H1V253L3 252V250H5V249H1ZM8 250H9V249H8ZM38 250H39V252H38V254H36ZM66 250H65V251H66ZM35 251H36V252H35ZM59 251H60V254H61V255L58 254ZM206 251H207V252H206ZM217 251L215 252V255H216ZM245 251H246V252H245ZM257 251H258V252H257ZM261 251H262V252H261ZM4 252H5V251H4ZM7 252H8V251H7ZM33 252L35 253V255H34ZM41 252H43V253H41ZM156 252H157V249H156ZM244 252H245V253H244ZM250 252H251V253H250ZM259 252H261V253H259ZM5 253H6V252H5ZM40 253L42 254L41 256H40ZM182 253H183V254H182ZM228 253H230V256H229ZM242 253H243V254H242ZM6 254H7V253H6ZM6 254H5V255H6ZM53 254H54V255H53ZM62 254H64L66 258H64V256H62ZM109 254H110V255H109ZM219 254H220V253H219ZM222 254H221V255H217V256H215V257H216V258H220L219 256L222 257ZM247 254H248V256H245V255H247ZM249 254H250V255H249ZM258 254H259L260 257H259V258H255V256H257ZM2 255L4 256V253H2ZM2 255H0V256H2ZM57 255H59V258H62V259H65V260L60 259L61 261L59 260V262H58V261H57V260H58ZM66 255H67V256H66ZM162 255H163V254H162ZM172 255H173L174 257H173ZM184 255H185L187 258L185 257L184 259H182L181 256H184ZM202 255H203V256H202ZM208 255H209V256H212L211 254H208ZM208 255H207V258H206V260H207V259H208V260H207V261L204 260V263H203V264H209V263H211V264H213V263L216 264L217 262H214L213 259L216 260V261H217V259H216L214 256H212L213 259H212V257L209 258ZM235 255H237V256L235 257ZM254 255H255V256H254ZM28 256H27L26 258H24V259H25V262L21 261V259H23V257H21V256H20L21 258L19 257V259H17V260H18V262L21 261V262H23L24 264H38V263H35V262H37V259H38V258L34 257V258H31V260H30V258L28 259ZM103 256H101V258H102ZM122 256H125V257L123 258ZM171 256H172V257H171ZM201 256L203 257V259H200ZM30 257H31V256H30ZM85 257L87 258L86 255H84V258H85ZM106 257H105V258H106ZM112 257H114V255H113ZM117 257H119V258H117ZM120 257H122V258H120ZM195 257H196V258H195ZM257 257H258V256H257ZM261 257H262V258H261ZM0 258H2V257H0ZM40 258L38 259L39 261H40ZM56 258H57V259H56ZM84 258H82V260L80 259V260L83 261L84 263H82V262L80 263V261H78L79 264H92V263H93V264H104V262L107 263L109 259H110V260L112 259V258L109 257V258H107L108 260H107V259L105 260L104 257H103V259H104L105 261H104L103 259H99V261L101 260L100 262H102V263H100L98 260H97V262H93L92 260H89L90 258L88 259V262H87ZM177 258H178V259H177ZM179 258H181L182 260H181V259L179 260ZM224 258L222 257V259H224ZM260 258H261V259H260ZM24 259H23V260H24ZM35 259H36V260H35ZM46 259H47L48 261H47ZM55 259H56V261H55ZM83 259H84V260H83ZM97 259H98V258H97ZM185 259H186V260H185ZM190 259H191V260H190ZM210 259H212V261H209ZM0 260H1V259H0ZM17 260H16V261H17ZM34 260H35V261H34ZM67 260H68V262H69V263H68V262L66 261L67 264L72 263V262H71L72 260H70V261H69V259H67ZM110 260H109L110 263L108 262V264H111V261H113V259H112L111 261H110ZM184 260H185V262H184ZM197 260L200 261V262L198 263ZM225 260H226V259H225ZM225 260H224V262H226V261L228 262V260H226V261H225ZM242 260H241V261H242ZM26 261H27V262H26ZM46 261H47V262H46ZM53 261L56 262V263H54ZM179 261H180V262H179ZM222 261H223V260H221V258H220L219 261H218V262H219L218 264H222V263H221ZM21 262H20V263H21ZM51 262H52V263H51ZM66 262H63V264H65ZM78 262H74V261H73V263H75V264H78ZM90 262H91V263H90ZM181 262H182V263H181ZM208 262H209V263H208ZM224 262H223V264H225ZM251 262H252V263H251ZM10 263H11V264H15V263L17 264V262H15V261H14V263H13V260H11ZM10 263H9V264H10ZM73 263H72V264H73ZM160 263H159V264H160ZM156 264H157V262H156ZM226 264H228V263H226ZM241 264H242V263H241ZM253 264H254V263H253Z\"/></svg>",
  "mask_w": 264,
  "mask_h": 264
}]
</instances>
